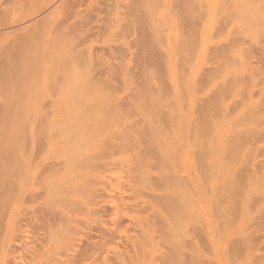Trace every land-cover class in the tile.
<instances>
[{
    "label": "rangeland",
    "instance_id": "rangeland-1",
    "mask_svg": "<svg viewBox=\"0 0 264 264\" xmlns=\"http://www.w3.org/2000/svg\"><path fill=\"white\" fill-rule=\"evenodd\" d=\"M19 1H21V2H19ZM31 1H32V2H31ZM37 1H39V0H35V2H34V0H25V1H24V0H15V2H14V0H0V35H1V36H0V52H1V50H2V52L5 51L4 53H2V52L0 53V54H1V55H0V59L2 58V59L0 60V83H1V85H0V92H1V93H0V111H1V112H0V124H1V126H0V127H2V128L0 129V131H1V132H0V144L2 145V146H0V157H1V156H4L2 159L0 158V170L3 171V172L0 171V172H1L0 174L2 175V176H0V182L2 181L3 185L7 184V185L3 186V185L0 183V185H1L0 189H2V188L5 187V189L0 190V211H1V213H0V220H1V222H0V243H1V244H0V245H1V246H0V264H5V263H6V264H7V263H9V264H10V263L13 264L14 262L12 263L11 260H12L15 256H16V258H17V251L15 252V249H13V247H12V246H13L12 243L15 245L14 248L18 249V245H19L20 250H22V251H18V253H20V254L18 255V258H20V259L22 258L21 260H19V262L22 261L21 264H22V263H23V264H26V263L28 264L29 259H31V257L34 256V255L30 256L32 253H34V252H33V251H34V248H35V252H36V251H37V248H38V250H39V249H43L42 247H48V246H51V245H50L51 242H50L49 239H48V240H49L48 242H47V240H44L45 238H49L48 235H46V234H50V233H51L52 235H54L55 239H58V238L56 237V235H55V230H56V232L58 231V230L55 228V226L58 227L56 224L59 223V219L57 218L58 221L55 220V221H56V224H55L54 226L52 225V227H54V229H55L54 232H53V230H51V232H50V230L48 229V226L46 225V224H47L46 221H44V220L47 219V220H48L47 222H49V218H48L49 216H48V215H50L51 213L48 212V214H47V211H50V210H51L50 212H55V213H56L57 209H58V208H59V209L61 208L62 211H60L61 209H60V210L58 209L59 212H61V213H62V212H63V213L65 212L66 215L68 214V216H66L68 219L71 217V218H70L71 220L69 219L70 222H69V220H68V221L65 220L66 222H65V221H62V222H64L65 225L67 224V222L70 223V224L72 223L71 225H73V226H71V227H74V225L76 224V221H78V223H77V225H75V227H76V226H77V227H80V225L78 226V224H80V219H81L82 222L87 221V220L83 221V220L85 219V217H86V215L83 214V212L85 211L84 208L86 209V207H89V206L87 205V204H89V203L84 204V202L86 203V201H84V200H85V198H84L85 196H84V197L82 196L83 194L81 193V192H82L81 190L84 191L85 188L88 190V188L90 187V183L92 182V181H91V177H93V175L99 173L97 177L100 176L99 178H103V175H102V174L106 171L105 168H107V167H105V166H104L105 168L103 167V163L106 164L105 162H106V161L108 162V159H106V161H105V159H104L105 162L102 163V161H103V160H102V159H103L102 157H103L104 154L107 152L106 150H105L104 154H100L101 156L103 155L102 157L98 154V155L100 156V158L97 156V157L99 158V159L97 158L98 161H95V160H96V159H95V156H94V154H92V153H93L94 151L97 152V151L99 150V149H97V148H101V149H102V144H105V145L107 146V148H108V147H109V148H113V147H111V146H112V143H114V142H115V144H117V142H118V144H119V142H120V143H124L125 140H127V142H129L130 139L127 137L128 135H132V138H135V135H136L135 132L132 133V132H131V129H128V128H125V129H128L129 134L127 133L128 131L124 130L123 135L127 133V134H126L127 136H125V135L123 136V135H122V132H121V131H123V129H124L123 125H125L126 127H128L127 125H128V123H129V120L133 119V120L135 121L134 118L138 119L137 117H140V116H141L142 118H143V116L145 117V115H142L141 113L144 112V111H146V110L143 109L144 111H142V110H140L139 108H138L139 110L136 109L135 106H136V104L138 105V103L135 104V102H134V103H133V106H134V105H135V106H134L133 108H135V109L137 110V111H136L137 114H139V115L141 114V115H140V116H139V115L135 116L136 114L134 113V118L131 116L132 118H131V119H127V120H126V116H125V117L123 116L124 118H122V115H121V118H122V119H120V120H121V121H120V125L123 124V125H122L123 129H122V128L120 129V126H116L117 123H115V124H114V123L111 124V126H109V127H111V128L113 127V129L110 128L109 130H108V129H107V130H104V128L101 129L103 126H100V125L98 124V125L100 126L99 129H101L102 131L98 130V131H100V132H99V133H96V134H97V135H98V134H101V135H98L99 137L96 135L98 138L96 137V140H95V139H94L95 136L92 137V134H94V131L96 132V129H97L98 127L95 128V130L92 129V130H93V133H91V138H92L93 140H91V144H90V142H89L90 140H88L87 137H85V139H84V137L82 136V134H85V133L83 132V133L81 134V136L83 137V140L86 141V139H87L89 143L87 144V142H85V143H86V144H85V143L83 142L82 138H81V140H80V139L77 140V141L80 140V143H79V142H78V143L81 144V147H82V142H83V143L85 144V148L83 149V151H81L82 149L80 150V153H82V154H81V157H79L80 155H79L78 157H75V158H78L77 160H75V158L71 159V158H72V154H71V157H68L70 154L67 156V157L70 158L71 160H75V163L72 162V164H73V165L75 164L76 166H72V165H70V162H69V161H66V160H68V159H66V158H67L66 155H65V156L62 155V151L65 153V152H67L69 149H70V151H71V150H74V149H71L70 147H68V150H65L66 148H63V149H60V148L63 147V146L61 147V145H65V143L63 144L62 142H65V141L67 142L68 138L71 137V135L76 134V133H73V134L70 133V136H69L68 133L66 134V130H65L64 128H67V127H68V125H67L68 123H69V124L71 123V125H74V123L76 122V123H79V124L77 125V124L75 123L74 126H78V127L81 126V127H79V128L82 129L84 125L86 126V124H87V125H93L92 122L95 123L94 120H95L96 118L100 120V117H99V116H100L102 113H101V109H100L98 106H97V107H98V110L100 109V111H99L100 114H98L99 116H98L96 113H94L95 110L97 109V108L95 107V105H98V103H99L100 101H98V103L95 104V105L92 103V104L94 105L93 107L96 108V109L94 110V112H93L92 110H93L94 108L92 109V108L90 107V110L92 109L91 111H92L93 113L89 110V107H88V111L91 112V113H90L91 116H94L93 119L95 118V119L92 120V122H91L89 119H92V117H91L89 114H86V115H88V117H90V118H88V120H89L91 123H89V122L87 123V122H86V124L83 123L84 125L82 126L80 122H82V120L84 119L83 117H85V116H83V114L85 115V113L80 114V115H82V117H81V116L77 115V114H79L77 111L84 109L85 106L82 105V104H83V102H84V103L86 102V99L89 100V101H91V102H95V101H96L95 98H97V99L99 98L98 100H100L101 97H102V100H103V99H104L103 96H105V95H103V94H105V92L103 93V91H100V90H102V89H99L100 87L97 86L99 90H98V91H96V90H92V92H91V90H90V93H91V94H89V95H90L89 97H88V94H87V97H88V98H87V97H85V96H86V93H84L85 91H84V90H81L82 88H81L80 86H82V85H80L79 88H81L80 90H81V92L84 93L85 96L77 95V94L80 93L79 91L77 92V89H78L77 83L79 84V81H80V80H78V82L76 83V79H75V77L78 78L79 76H82V75H79V73L76 72V71L83 70V66H84L85 62H87L89 59L91 60V59H92V58H90L91 56H92V57H93V56L96 57V55H91V54H94V53L96 54L97 52H98V55H97L96 59H97V58L99 59V61H100V62L98 61V62H99V65H100V63H102V61H103V64H102L101 69H100V66H101V65L99 66L100 71H101V70H102V71L99 72V69H97V68H98V65H95V64H94V67H95V66L97 67V68L95 67V70H96V69L98 70V71L96 70V71H97V72H96L95 70H93V65L91 64L92 67H90V68L92 69V72L94 71V73H98V74L100 75V74H102V72H104V70H103L104 68H105V70L107 69V72H108V70H109V72L111 71L110 74H109V72H108V74H109V75H107L108 77H107V76H101V77H103V78H102L103 81H102V79H100V76L98 75V76H99V78H98V79H99V83H100L101 86H103V85H102V82L107 81V79L104 80L105 78H109V79H110V78H112V77H114V76H117L116 78H117V80H118V77H119V74H120V73H117L118 75H117V74H115V75L112 74V71L114 70V68H113V69L111 68L110 65H112V64H111L110 60L112 61L113 66L117 67V68H115L116 71H117L118 68H119V69H118V72H119V70L121 71V70L123 69V73L121 74L122 79H121V77H119V78H120L119 80H121V81L123 80V83H122L123 85H122V84H117V83H121V81L116 83V79H114L115 82H113V83L116 84V88H117V85H118V86L120 85V87H118L119 89H116V90H115V91L118 90L117 92H115V91L113 90V88H111V92L114 91L115 93L112 92V94H110V92H108L109 94H108V93L106 94V95H108V96H109V95H111V96L115 95V96H116V97H115V96L112 97V99L114 98V99H113L114 101L110 100L111 103H109L110 101H108V104H107V105H104V106L102 105L101 108L105 107V109H106V107H107L108 105H112L114 102L118 101V99H120V101H125L124 98L127 99V97H128L129 95H130V97H128V99H129V100H132L131 97H133L134 95L131 96V94L134 93V92L136 91V88H135L136 85L139 86V89H138L137 91H139L140 89H142V88H140V85H139V83H137V82H139V81H140L139 79H140L141 77L144 76L143 73H142L143 75L140 73V72H141V71H140V68L143 67L144 64H143L142 66L140 65V67H137V68L134 67V66H132V65H135V66H136L135 63L139 62V61H136V62H135L134 60H136V59L138 60V58L141 59L140 56H142V55H140V54L142 53V50H143L144 48H145V49H144V53H147V54H145V55H147V56L149 55V56H148V57H147V56L144 57V58H146V61H144L143 63H146V64L148 63L147 65H146V64H145V65H146V66L151 65L150 67H151L152 69H153V67L156 68V66H157L158 64H160L159 62L161 61V60H160L161 58H163V57L166 58V60H165V59L162 60V62H163L164 60L166 61V62L164 61L166 67H163L162 65H164V64L162 63L161 65L157 66V68L159 67L158 69H157V68H156V69L154 68L153 71H152L151 69H150V71H151V73H154L155 70L158 71V73H155V74L157 75L156 79H157V78L159 79V78H164V75H163V74L158 75V74L161 73L160 68H162V70L166 69L167 72H163L164 74H165V73L167 74V75L165 74V75L167 76V77L165 76L166 79H165V78H164V80L162 79L164 82H163L162 80H160V79H159L158 81H160V82L162 81L161 84H163V85L165 84V87H167V86H168L167 84H169V86H170V88H171V90H172V94L170 93V94L172 95V98H171V101H170V102L173 101V104H171V106L173 105V106L175 107V108H174L175 110H174V109H172L171 106H168L167 103H166V106H167V107H164V109L162 108L163 106H162V107L160 106V108H162V110H164V111H165V110L167 111V108H169V107L171 108V109L169 108V110L172 111V112H171L172 114L169 113V112H170L169 110H168L167 112L169 113V115H172V116L174 115L173 117L170 116V117H171L170 119L174 118V119H172V122H171V121H170V122H171V126L174 125L173 128L175 127V130L172 129V127L170 126V123H168L167 125H169V126H168V129H170L169 127H171L170 132L173 131V132L170 133L169 130H168V132H169L171 135H170L169 133H166V135H164V132L167 131V128H166L167 126L165 127V129L163 128L164 126H162L163 130H162L161 128H160V130H159V129H155V130H154V131H156L155 133H157V130H158V131H161V130L163 131V132L161 131V134H163V135H161L160 132L157 133V135L160 134L159 136H161L162 139H161V137H157V135H156V139H157V138H160V140H159V139H158V140H159V142H161V140H163V138H164L163 136H167V138H168V134L170 135V137L168 138L169 140H166V139L164 138L163 141H164L165 144L163 143V144H164V147H163V149H161V150L166 151L167 148L169 147V149L172 148V150H171V152H172V151H173V148H174V152H172V153H173L172 156H176V157H177V159H176L177 161H176V163H175V162H171V164H172V163H175V165H173V167L175 168V173H176L175 176L177 175V177H178V176L181 175V178H183V179H181V180H183V182H184V180H185V182L188 181L187 184L190 182L189 185H191V187H188L189 185L187 186V185L185 184L186 186H185V185H181L180 189H178L179 185H178V187H177V186H174V188L171 187L170 185H169V186L167 185V181H168V177H169L168 174H170V175H171L172 173L174 174V172L171 173L172 169H174V168H173V167H170V168H171V169H170L171 171H170V173H169V172H167L169 168L167 169L166 167L169 165L168 163H169L170 161L175 160V157H173L174 159H172V156H170L171 160H170V159H165V157H166L165 155H166V153H168V152H166V153L163 152V153H164V154H163L162 151L160 150V148H161L162 146H160V148H159V147H155V150H153V148H154V146H155L154 143H155L157 140H156L154 143H153V141H152V143L154 144L153 146H152V144L149 145V143H150L149 140H151V139L154 137V136L152 137V135L154 134V132H152V133H153L152 135L150 134L151 137H152L151 139H149L150 137H149V138L146 137L147 134L152 130V129L150 128L151 130H149V131L147 132L146 130H148L149 127H147V126H145V125L143 124V123H144V122H143L144 119H145V123L148 122V119H150V116H147V114H146V118H143L142 121L139 122L140 119H141V117H140V119L138 120V122L136 121L135 124H136V123H140V125H137V127H138V128H141V129H142V126H144L145 128L147 127L146 129L143 127V128L145 129V132H146L147 134L144 132V129L142 130V131H143L142 134L145 133V134H143V136H144L145 138L148 139V141H145V142H147V145H149V146H151V147H149V146L147 147V146H146L145 142L143 141L145 138H144V139L142 138V141H143V142H139L140 139H141V137H143V136H142V134H137V135H136V138H137V136H138L137 139H138L139 141H135V142L132 141V143H134L133 145H132L131 142H129L128 145L126 144L127 142H125V144L127 145V147H128V146L130 147V145L135 147V146L137 145V146H136V149L133 148V150H136V153H135L134 151H130L132 148L130 149V148L128 147V148L130 149V150H128V151H130V152H129V153H130L129 155L131 156V155H134V154L136 155V154H137L136 156L138 157V154L142 153V146L145 144V146H143V147H146V148H143V149H145V151H146L147 148H151V149H150L151 151H152V150H153V151H156V148H158V149H157L158 152L161 151V152H160V155L163 154L162 156H164V160H165V161H164V160H160V159H159V160L155 159L156 154H157L158 152H157V153H156V152H152L153 154H155V156H154L153 154H151L152 156H154V157H152V156H150V153H151V152L148 153L149 150H147V153H148V154L144 151L149 157H151V159H154L155 161H152L151 159H148V158L145 156V157L147 158V159H146L145 157H143L144 155L141 154V155H142V158H145V160H144V159H141L140 161H144V162H140V161H139V162H140V164H141V163H143V164H141V165H140L139 163H138V164H139L140 166H142V165H144V163H146L145 165H147L146 167L144 166L145 168H143V169L146 171V173H143L144 171H143L142 169H141V170H142L143 172H141V173L146 174L145 177H147V178L144 177L146 180H145V179H143V180H145V182H146V183L144 184V186H146L148 189H146V187H142V186L140 185V184H141V178H142V177L139 178V177H140V174H137L138 172L140 173V170H138L140 167L138 166V164L135 163V164H136V168L138 167V169L135 168V169L138 171V172L136 171V172H137L136 174H137L138 176H137V175H136V176L133 175L134 178H131V180L133 181V179H134V181H136V182L139 181L140 184H139V182H138L137 184H139V185L136 184V186H135V185H134L135 183H134V184H131V185H134V186H131V187H132L133 189H139V191H137V192H139V194H140V192H141V193H142L141 196H142V197L144 196L143 200L145 199L144 201H141L142 198H141L140 196H137L138 193H137L136 191H135V192H136L137 194H136V193H135V194H136L137 197L135 196V194H134V196H132V195H133V193H132L131 196L133 197V199L131 198V200H133V201H130L129 203L132 202V203L135 204V205L132 204L133 206L131 205L133 208L136 207V205H137V206H138V205L140 206V209H139V206L136 207L137 210L139 209L138 212L136 211V212H137V215H136V212H134L136 208L133 209V210H132V209H128V210H131V213H130V211H129V213H130V214H129V213L127 212L128 210H127V211L124 210L125 207L123 208V206H122V203H123V202H126V201L128 200L127 197L129 196V195H128L127 193H125V192H128V191H129V190L127 191L126 188L129 189V186H130V185H127V186H126V184H130L129 182H132L131 180L128 181V182L126 181V183H125V181H124L125 184H123L124 186H122L123 180H127L126 178H129V176H131L132 174H135V173H133V172L135 171V170H134V171L132 170L133 168L130 169V170H132L133 172H130V170H129V167L131 168V167L133 166V165L130 166L131 163L133 164V160H134V159L132 160L131 158H134V157H131V158H130V159L132 160L131 163H129L128 161H125V160L127 159V157H124V156H129V155H127L128 153L124 152V148L126 147L125 144H124L123 146H120L118 149L121 151L122 148H123V151H121V152H122V153H126V154H124V155L122 154V156H121V154H119L122 158H116V160L118 159L119 161H122L121 159H123V157H124L125 159H124L123 161H124L125 163H124V162H122V163L126 164V162H127V166H128V164H129L128 168L125 167V166H123V164H122L121 162L118 163V164H119L118 166L122 165V166H121L122 169H124L125 171H126L127 169H128V170H127V172H125V173H124L123 171L120 173V169H115V170H116V171L119 170V171H118V172H119L118 175L124 173V174L121 175L122 178L124 177L125 174H127V173H129V172H130V174L125 175L126 177H125V179H123V180H122V178H121V179H120V180H122L121 182L118 181V178H120L118 175H117L118 177H112V176H111V177L114 178V179L117 178V181H118V182H116V184L120 182L121 187L118 185L120 188L124 187V188H122V189H124L125 191L121 190L122 192H124V194L121 193L120 190H119V191H120V194H121V195L123 194V195H122V196L119 195V192H118L117 194H118L120 197H122V198H123V197H124V198H127V200H126V199H122V198H121L122 200L119 199V196H118V195L115 197V193L111 194L110 191H108L109 193H107V189L105 190V188H106L105 186L103 187V188H104L103 190H105L106 194H110L111 196L113 195L112 198H113V199L116 198L117 203L112 202V201H111L112 198H111L110 196H109L110 198H108V197H107L108 195H106V196L103 195V196H102V197H104V196L106 197V198L104 197V198L106 199V201L104 200L105 202H103L102 200H103L104 198L102 199L101 194H105V192H104V193H103V192H102V193H101V192L99 193V194H100L99 196H100L101 198L98 197V192H97V193L95 192L96 195H97V197H95L96 195L92 194V195H94L93 198H95V200H96V198H97V200H96V203H97V204L100 202V200L102 201V202H100L98 205H96V208L99 209V210L96 211V209H94L95 211H94V210H93V211L99 213L98 215L101 216L100 219L102 218L101 220H103V221L101 222L100 219H99V220H97L98 223H96V222H95V223H91L92 225H91V224H90V225L87 224L85 227H87L86 230H87L88 232H90V233H88L87 231L84 232V227H83V229H82V227L79 228V231H78L77 228L74 227L75 230L77 229V231H75V233H80V234H78V235H75V234L73 233V231H74L73 229H74V228H70L71 230H69V229L67 228V227H70V226H69L70 224H68V226L66 225V228H67L68 230L66 229L65 235H67V237L70 236L71 239H72V237H73L75 240L77 239V240L80 241V242L68 243V239L66 238V236H65V237L63 236L64 233H63V234L61 233L62 236H63V237H62V240H64V239L66 238V239H67L66 242L69 244L70 248H71V246H73V247H72L73 250L76 249L75 252L72 251V248H71V250H69V248H68L69 246H67V244L65 245L66 242L63 241V242H64V243H63L62 240L59 239V241L61 240L60 242L63 243L62 246L65 245L68 249H67L65 246H64V247H61V246H60L61 243L55 241V243L57 242V244H55V243L52 242V246H51V247H52L53 249L50 250V251L52 252L51 254H53V255L56 256V254L58 255V254H60L59 252H61L62 250L64 251V250L66 249V251H67L66 254L68 253V251L71 253V255H69L70 253L67 254L69 257H67V255L65 254V256H66L67 259L69 260L68 262H69L70 264H106V263H107V264H114L116 261H118V264H121V262L119 263V261H123V262L126 261L128 264H136V262H138V261H139V262H138L139 264H146V263H147V264H152V263L154 264V262L157 263V261H159L160 259L163 258V257H162V258L159 257L158 255H161L160 253H162V255H165V254H166V251H167V250H170L171 247H172V246L169 245V246H170V249H169V247H168V249H165V246H164V245H165V241L168 242V239H169L170 237H172L173 239L175 238L174 241H175V240L177 241V242H175V243H178V241H179V240L177 239V237H174L173 235H170V233L172 234V233H173V230H175L176 228L173 229V230L171 229V230H170V233H168V235H167V233L165 232V230H164V231H162V230H163V229H166L164 226H166L167 223H169V225H170V223H171V222H169V221L167 220L168 217H166V215H167V214H168V215L170 214L171 216L169 215V218H170V217H173V215H174V217H175V215L177 214L176 212H177V208H178L179 200H181V199L183 200V198L186 199L187 197H186L185 195L187 194L188 198H190L191 196H193V197L195 196L194 199H193V197H191V199H188L189 201L187 200L188 202L186 201L189 205H186L187 203H186L184 200H183V202H185V203H183L184 205L182 204V206H185V205L187 206V207H185V208H187V209L185 210L186 212H188V211L191 212L190 215H184L186 218H187V216H188V220H187L188 222H184V223H187V225H188L187 232H186V228H185V227H187L186 225H185V227H184L185 229L183 228L184 230H183V229L181 230L180 227H179V226L182 227L181 224H184L182 221H181L182 223L179 222V220L177 221V219L173 221V222L177 221V222H175V227H179V230H180V231H178V232H179L178 235L180 236V232H181V233L183 232L182 234H184L185 237H186V236H189V237H187V238H189L190 241H191V242L188 241V239H187V241L183 240V243H182L183 245H180V246H181V248H180L181 250H182V249H184L185 251H186V249L193 250V249H191V247L194 246V249H195V250L192 251V254H194V255H196V254H197V255L200 254V256L198 255L197 258L194 256L197 260H198L199 257H200V259H202V260L199 259V261H200L199 263H200V264H201V261H203V258H204L205 260H207L208 258H210L211 261H214V262H216L217 264H226V263L228 264V262H229V264H230L231 257H227V258L230 259V260H229V259L227 260V258L225 257V255L227 256V254H228L227 252H230L232 249H233V253L230 252V253H232V257H235L236 254H239V255H240V253H242V252L245 253V254H243L242 256L239 257V262L236 261L237 263H235V264H238V263H240V262H241L242 264H243V263L252 264L251 259H252V261H253L254 263H258L259 260H260V262H261V259H258V258H259V257H258L259 255H263V256H264L263 251H262V252H258V251H261V249H260V250L256 249L257 252H256L255 250H253V252H252L253 254H252V253H249V254H251V255H254L255 252H256L257 260H258L257 262H255V261H256L255 258H254L255 261L253 260V258H252L253 256H252V257H249V258H251V259H249V261L246 260V258L248 259V256H249V255L247 254V252H248L247 250L249 249L247 243H245V246L248 247V249H247V247H245V249H247V250L243 251V250L240 248V253H239V252L236 253V252H237V251H236V248L240 245V244H238L239 241H240V237H242V234H243V233H242V234L240 233V234H239V238L236 237V236L238 235L237 232H240V231L237 230V229H238V226L242 225V226H240V228H241V229L244 228L245 225H247V222L250 220V218H251V214H252V218H253V217H254V214H253V213L255 212V214H257L258 212H256V211L259 210V209L262 207L261 205H264V200H262L261 198H259L260 201L262 200V202L260 203L261 205L259 204L260 201H258V202L256 203V204H259V205H256L257 207H259V209L257 208V210H256V209L254 208L255 210H254V212L251 213V214H250V211H249V213L246 212V211H247L246 209H248V207H249L248 204H250L249 202H251L250 200H252V199H250V197H252V198H253V201H254V199L256 198L255 196H257V195H256L257 193H254V191H253L254 188H255V186H256V188H257V185H256L257 181H255L256 183H254V184L252 183V184H249V185H246L245 183L242 182V181L245 182V180H246V179H245V180L242 179V178H246V176L243 177L244 175H247V176L250 175V174H251V175H254V176L256 175L255 177H256V179H257V177L260 178V176L262 175V172H264V171H263L264 169L262 168V166H261V168H262L261 174H259V172H258L259 170L257 171V168H256V169H255V168H252V167L254 166V164L256 165V160L259 159L258 157H259L260 155L258 154V152L260 151V148H261V147H264V146H262V145H264V142H262L263 140H262V138H261L262 136L260 137V133H259L258 131L256 132V133H257L256 136H259V137H256V136H255V137H256L255 139H257V140H259V141L256 142V141L254 140L255 142H253L254 136H252L253 138H252V137L249 138V140H250V139L252 140V141H251L252 145H254V143H255V146H256L257 148H254L255 146H254V147L252 146V148L255 149V150H254V153H253V151H252L253 149H252V148H251L252 150L250 149V150L252 151V153H253V157H251V160H250L251 162L249 161V165H247L248 163L245 164V165H247V166H251V169H253V170L255 169V170L258 172V173H257L258 175L255 174L256 171H255V173H253V172H254L253 170H251L252 172L249 171L250 174L246 173V172L248 171V169H247V171L245 170L246 167L244 166V164H243L244 162H243L242 160H243V157H244L245 155H246V157L249 155V154L247 155L246 153H245V155H244V151L249 152V151H248V148H250V147L246 148V147H247V146H246V147H245L246 150H244V151L242 152V148L244 147V146H243V143L245 144V142H244L245 140L243 139V140H244V141H243V140L241 139V140L243 141V142H242V141L240 140V138H241L240 135H239L240 138H238V139H239V142L237 141L238 143H240V141H241V143H242L241 155H237L238 158H239L240 160H238V163H234V164H232V166H230V168H231V167H234V165H237V166L239 167V165L242 164V165L245 167L244 169H242L243 167H242V168H237V166L235 167V169H236V168H237L238 170L240 169V171L245 170L244 173H246V174H244V173H240V175H239V171H238V175L242 177V178H241L242 180L238 179V175L235 176V177H237V178H235V179H237L236 181H237L238 185L240 184V182H241V184H240V186H237L236 183H235V186H236V187H235L234 189H235V191H237V192H234V193L237 194V196L239 195L238 197L240 198L241 195H240V193L238 194V192H240V191H238V190H239L242 186H243V187H247V188H245V190L248 191V192L245 191V192H244V195H242V197H243V199H244L245 201H244L243 199H239V200H241L240 202H242V200L244 201V202L242 203L243 206L241 205V203H240V204H238L239 202L237 203V206H239V208L237 207V208H238V212H237V211H234V210L236 209V207H235V205H233V206L235 207V208L233 207V209H234L233 212H234V213L236 212V213H238V215H239V216H238L237 214H235L236 216H238V217H237V218H238V221H240L239 224H236V223H237V218H235L236 221H233V223L236 222L235 225H233V223L230 221L234 227L231 226V225H230L231 227H230V226H227V227H230V228L233 227L231 231H227L228 228H225L226 225L223 226L222 223H223V224H226V221L224 222V219L227 218V216H226V217H224V216H225L226 214H229V213H230L228 207L224 206V208H225V207L227 208V209H226V208H225V209L228 210L229 213H227V212L224 213V209H222V207H223V205H225V204L222 203V205H221L222 207L219 206V208L223 210V212L220 211V213H221V214L224 213V216H223V217L220 216V219H221V218H222V219H221V220L218 219V220H220L219 223H218V220H217V222H216V219H217V218L214 217V216L217 215V214L215 215V212L218 213V210H220V209H216L217 211H216V210H215V211L213 210L214 213L212 212V208L214 207V205H217L218 203H220V200H223V199H218L219 201L217 200V202H218L217 204H216V203H214V205H213V203H212L211 205H209V204H210L211 202H213L214 198H215V200H216L217 198H219V196H218L219 194L221 195L220 197H221V198L223 197V198H224V201H226V202H228V201H229V202L234 201V198H232V197H235V196H233V195H234V194H233L232 197H231L233 200H231V199H230V200H229V199L227 200V198H229V197H230V194H231V193H230V190H228V189H232V188H233V187L230 188V187H231L230 183H232V181H230V177H231L233 174L230 175V172H229V173H227V174L230 175V177L228 176V177H229V180H227V179L225 178V173H226L225 171H228V170H227V168H226V169L223 168V166H225V165H223V164H224V163L227 164L226 162H229V161H226V162H225L226 159H228V160H230V161H231V159L226 158L225 160H223V157H224V156L222 157V155H221V154H223V150L226 148L225 146H227V144H228L229 142H228V139H227V142H228V143L225 142L226 144H225V146H224L223 143H221V140H217V139H224L222 136H225V137H226V135L229 136V133H231V135L235 136L234 134H235L236 131L234 132V131H233V128H232V130H231V127H232V126H231V123L233 122V120H235V118L240 119L238 113H241V114H242V111H244L243 113H245L246 110H247V112L250 111V109L247 108V107H248L247 105H249V106L251 105L250 103H252V105H255V107H253V110H252V111H254V108H255V110L258 109V112H259V110L264 112V110H261V108H264V107H263V106H264V101H262V104H259V103H261V100H262V99L260 100V98H263V97H264V96L262 97V95H263L262 92L264 91V89H263V87H264V77L261 76V78H260V74H259V75H256V74H258V73H261V72H257L258 70L260 71L261 68H264V66H262V67L260 68V66H261V62H259L260 60H261L262 62H263V60H264V57L262 56V55H264V53H263V51H264V50H263V49H264V47H263V46H264V44H263V41H264V24H263V23H264V19H263V18H264V14H263V13H264V12H263V11H264V10H263V8H262V7H264V5H262V7H261V5H259L260 3H259L258 0H256V2L258 1V2H257L258 5H257L256 3H254V2H255L254 0H252V1H251V0H250V1H249V0H203V3H204V4L202 3V0H200L201 2H200V1L198 2V0H194L195 3L192 2L193 0H179L177 6L174 5L175 3L177 4L176 0H175V1L172 0V3H171V0H156V1H155V0H147V2H146V1L143 2V0H140V1H139V0H136V1L133 0L135 3H134L132 0H131V1H130V0H127V1H126V0H109L110 3H109V2L107 3L108 0H104V1L102 2V4H99V3H98L99 0H98V1L96 0V1H97V4H98L99 6H102V5H103L102 7H104V8L99 9L98 6H96L97 8H96V7H95V8L93 7V3H94V4L96 3L95 0H81L83 3H82L81 1H77V0H76V1H77L76 3L74 2L75 0H74V1H73V0H63V1H62V0H40V1H39L40 3H38ZM45 1H47V2L44 3ZM53 1H55V2H53ZM65 1H66V4H67V3H70V4H68V5H71V6L69 7V9L72 8V6H74V5H73L74 3L77 4V6H75V7H76V10H75V9H74V10H75V11H78L79 14H82V15H83V13H84V15H85V14H87L88 12H90L89 9H92V8H94L93 12H95V11H96V12L100 11V13H102V14H100V13L98 12L99 14L97 13V19L100 20V19H102L101 17H103L104 20H102V21H103V22H107V23H104V24H107V25H108V26H107V25H104L102 21H97V19H96V25H99V26H102V25H103V26H104V27H103V26H102V27H98V26H97V27L99 28L98 30H100L101 32H102L103 30H106L105 32L103 31V33L108 32V33L110 34V33H112V31H113L114 34H111V35H113V37L116 35V34H115V30L118 31V32H116L118 35H119V34H120V35H121V34H126L125 31H127V33H129V34H128V35H122V36H125L124 38L121 37L120 35H119V36L116 35L117 38H119V37L121 38V39H120V38H119V39H116V37H115V39L118 41V42H116V40H114V38H113V39H112V38L110 39V37H112L111 35H109V37H108V35H107V38H105V37L103 36V35L106 36V34H108V33L103 34V33H99V32H98V33H99V34H98V33L96 32V31H98V30H96V28H93L92 30H96V31H94V32H96V33L98 34L97 36H95V35H94L95 33H94L93 31H92L93 33H91V32L89 31L92 27L89 28V27H88V26H89V23L86 22L85 24H87L88 26H87V25L85 26V24H84V27H83V28H84V29H86V27L88 28V30H85V31H88V34H87L88 36H86V37L88 38L89 35H90V36L92 35V36H91L92 40H90V39H91L90 37L88 38L90 41H89L88 39L83 40V41H85V43H86V40H87V43H86V44L83 42L84 45L81 44V42H79L80 39H81V41H82V39H83L82 35H81L80 33H79V34L76 33V32H77L76 29H79V28L82 29V26H83V25H81V27H79V28L75 26V27H76V29H75L76 31H74V33L72 32V31H73V28H72V31H71V32H70V31H67V29H68V27H69L70 25L67 27V29H66L64 26L61 27V29H62V31H64V33H66V32H70V33H71V34H70L71 36H69V39H67V40H70V39H71V40L68 41V42H71V41H72V42H71V44L66 42V45L68 44L67 46H65V41H66L65 39H66V38H64V36L67 35V34L63 35V33L60 32V31H61L60 28H59V29H60L59 32H60L63 36H62V35H61V36L57 35L58 33L56 34V36H57V37L59 36V38H60V37H63V39H64V43H63V41H62V40H63L62 38H61L60 40L56 38V39H57V42H56V40L53 41V37H54V38L56 37V36H54V35H55V33L58 32V31L56 30V31L54 32V35H50V34L52 33V31H53V29H54L53 27H55V26L52 27L51 32H47V33H49V34H46L47 37L45 36V33H46V32H45V33L43 32V33H44V37H43V34L40 33V34L42 35L43 39L41 38L40 34H37V37H33V38H32L33 40H32V39L30 40L29 38H31L30 35H32V32H33V31L31 32L32 29L29 30V27H26V26H27V25H30V24H33L34 22H36V21L38 20V15H41L42 17H44V16L42 15L43 13H46V14L49 13V12L52 13V10H54V8H55V9H56V12H55V11H53V12H55V13H57V14L52 13L54 16H53V15L51 16L53 19L55 18V19H54L55 23H56V21H57V23H60V24H61V21H62V22L65 21V19H63L64 15H61V13L64 12V11L66 10V12H69V14H71L70 11L67 9L68 6H67V8L65 9V6H64V3H63V2H65ZM100 1H102V0H100ZM100 1H99V2H100ZM105 1H106L107 4H109V5H108L109 7L106 5V3H104ZM113 1H114V2H113ZM115 1H117V3H115ZM128 1L131 2L133 6H132L131 3H129ZM160 1H161V2H160ZM177 1H178V0H177ZM181 1H182V4H184V5L186 6V8H187V6H188L189 3H190V5H189V9H188V10L184 7V5H183V7H182V4H180ZM196 1H197V2H196ZM245 1H246V3L248 2V3H247L248 6H245V7H244L243 4L246 5ZM253 1H254V2H253ZM50 2H52V3L54 4V6L52 7V10H50V9H51V6H52V3H50ZM71 2H73V3L71 4ZM80 2H81L82 4H81ZM112 2L115 3V4H114L115 6L112 4ZM119 2H120V6H119V4H118ZM122 2H123V3H122ZM149 2H150V3H149ZM155 2H156V3H155ZM260 2H263V0H260ZM49 3L51 4L50 7L48 6L49 10H48V8H46L47 10H44V12H42V10L44 9L45 5H48ZM57 3H58V4L63 3V5H62V7H61V10H62V8L64 7V9H63L64 11H63V10H62V12H61V10L58 11V10H59L58 7L60 8L61 5H58ZM100 3H101V2H100ZM103 3H104V4H103ZM137 3H138V5H137ZM139 3H140V5H139ZM148 3H149V5H148ZM151 3H152V4H151ZM158 3H159V4H158ZM173 3H174V4H173ZM197 3H198V4H197ZM201 3H202V6H201ZM242 3H243V4H242ZM20 4H21V5H20ZM23 4H25L26 7H25ZM27 4H28L29 6H28ZM36 4H37V5H36ZM78 4H79V5H78ZM97 4H95V5H97ZM123 4H124V5H127V8H126V6L123 7ZM141 4H142V5H141ZM157 4H158V5H157ZM160 4H161V5H160ZM170 4L174 6L173 9L171 8V5H170ZM179 4H180V5H179ZM186 4H187V5H186ZM191 4H192V7H194V9L196 8L195 10H194V9H193V10H190V9H192ZM195 4H196V5H195ZM199 4H200V5H199ZM237 4H238V5H237ZM255 4H256V5H255ZM261 4H262V3H261ZM18 5H19V6H18ZM35 5H36V6H35ZM56 5H57V6H56ZM83 5H84V6H83ZM90 5H91V8H90ZM105 5H106V7L108 8V11L110 10V12H108L109 14H107V15H105V14L103 15V13H107V12H105V11H106ZM121 5H122L123 8H121ZM134 5H135V6H134ZM145 5H146V6H145ZM150 5H151V6H150ZM197 5H198V6H197ZM205 5H206V6H205ZM110 6H111V7H110ZM118 6H119V7H118ZM141 6H142V7L144 6L145 8H144V7L142 8ZM155 6H156V7H155ZM175 6H176V7H175ZM178 6H179V8H178ZM180 6H181V7H180ZM237 6H238V9H237ZM242 6H243V9H242ZM19 7H20V8H19ZM23 7H25V9H24ZM27 7H28V10H27ZM75 7H73V8H75ZM132 7H133L134 9H135V7H136V8H138L139 10H138V9L132 10V9H133ZM139 7H140V8H139ZM35 8H37V9L35 10ZM110 8H111V9H110ZM125 8H126L127 11L125 10V11L121 12L122 9L124 10ZM129 8H130L132 11H131ZM150 8H151V9H150ZM153 8H154V10H153ZM156 8H158V9H156ZM170 8H171V13H170ZM175 8H176L177 12L174 11ZM181 8H182V9H181ZM184 8H185L186 10H184ZM198 8H199V9H198ZM234 8H235V9H234ZM244 8H246V10H245V12H243V15H242V16L244 17V15H245V16L248 15L247 17H249L250 19L247 18V19H249V20L247 21V24H250V20H251V22H252L253 25L250 24L252 28H251V27H250V28H249V27H245L247 30L249 29L250 33H249L248 31H246V29H245V32H248V33H246L245 35H247V34H248V35L245 36V37L243 38L245 32L243 31L244 28L242 29L241 27H244L243 25L246 24V23H245L246 21H244L245 24H243V23H241V20H240V21H239V20L236 21V20H235L236 18L234 19V17H233V19H234L235 21L232 20V21H230V23L228 24V23H226V21L229 22L228 20L231 19L230 14H229V19H228V18L225 19L224 17H225V15H227V13H231L232 11H233V12H236V11L239 10V13H240V12L244 11ZM247 8H248V9H247ZM57 9H58V10H57ZM95 9H97V10H95ZM102 9H104L105 11H104V12H101ZM146 9H147V10H146ZM233 9H234V10H233ZM23 10H25V12H24ZM67 10H68V11H67ZM70 10H71V9H70ZM74 10H73V11H74ZM79 10H81V11H79ZM86 10H87V11H86ZM112 10H113V12H112ZM137 10L140 11L142 15L140 14V12L138 13ZM149 10H150V11H149ZM178 10H180V12H179ZM189 10H190L191 12H190ZM199 10H200V11H199ZM202 10H203V12H202ZM235 10H236V11H235ZM262 10H263V11H262ZM20 11H21V12H20ZM26 11L28 12V14L26 13ZM46 11H49V12H46ZM57 11H58V12H57ZM75 11H74V14H72L73 17L71 16V18H67L68 15H67V13L65 14V15H66L65 17H66L67 19H70V21L66 19L65 23L68 21V22L66 23V25L70 24L71 22H73V25H75V23H78L79 21H81V24H82V20H81V19H82V17H81L82 15H81V16H80V15H79V16L77 15V16H78V17H77V16L75 15V14H77ZM83 11H84V12H83ZM91 11H92V10H91ZM133 11H135V12H133ZM153 11H154V12H153ZM156 11H157V12H156ZM173 11H174V13H173ZM183 11H184V12H183ZM195 11H196V12H195ZM197 11H198V12H197ZM22 12H23V13H22ZM39 12H40L41 14H39ZM86 12H87V13H86ZM93 12H90V14H93ZM119 12H121V14L123 13V14H122L123 16L121 15V17H120V13H119ZM127 12H129V13L127 14ZM132 12H133V13H132ZM136 12L138 13V16H137V13H136ZM143 12H144V14L146 15L145 17H144V15H143ZM149 12H150V13H149ZM178 12H179V13H178ZM181 12H182V17L184 18V19H183V18L180 19V20H182V21H180V20L178 19V16H181V15H180ZM185 12H187V14H188V13L191 14L192 16H193V14H194V15H195L194 18H192V16H191V17H189L190 20H188V19H189L188 16H190V15L188 14L187 17L184 16V13H185ZM262 12H263V13H262ZM58 13H59V14H58ZM130 13H132V14H130ZM135 13H136V16H135V17L138 18V24L141 25V24H143L142 21L145 22V23L143 24V25H144L143 30H142V27H141V26H143V25H141V26H140L141 28H139V25H137V20H134V19H136V18H134V16H132V15H134ZM151 13H154V15L151 14ZM197 13L200 14V15H202V13H204V14L202 15L203 17L200 16V15H199L200 17L197 16V15H198ZM239 13L237 12V15H238ZM249 13H250V14H249ZM23 14H24V15H23ZM25 14H26V16H25ZM62 14H64V13H62ZM139 14L142 16L141 18H140V15H139ZM171 14H172V15H171ZM176 14H177V19H176V17H174ZM185 14H186V13H185ZM196 14H197V15H196ZM241 14H242V13H240V15H241ZM14 15H15V17H14ZM20 15H23V18H22V16H20ZM28 15H29V16H28ZM87 15H88V14H87ZM98 15H99V16H98ZM108 15H109V16H108ZM124 15H125V17L128 16V18H129V16H130V18H132V20L129 19L128 22L125 21V22H127L129 25H131V24L133 23L132 26H130L131 28L128 27V25H126L127 27L125 26L126 29H127V28L130 29V32L128 31L129 29L126 30L125 27H124L125 22L122 21V20H123L122 17H124ZM162 15H163V16H162ZM170 15H171V16H170ZM231 15H232V16H235V14H234V15L231 14ZM59 16H62V17H60V18H62L64 21L61 20L60 18H58ZM69 16H70V15H69ZM92 16H93V18H92ZM106 16H108V20H109V18L112 19V20L107 21V20H106ZM131 16H132V17H131ZM159 16H161L160 18H162V19H160V18L158 19ZM242 16H241V17H242ZM260 16H261V18L263 19V20H261V21H262V24H263V27H262L261 21H260V19H259ZM17 17H18V19H17ZM19 17H21L22 19H21V18L19 19ZM26 17H27V18H26ZM90 17H91V19H93V20H91V21H94V22L89 21V20H90V19H89ZM90 17L88 16V19H89V20L87 19V17L83 18V20H84V19H87L86 21L91 22V23H92V26L95 27L96 25H95V26L93 25V23H95V17H94V14L91 15ZM98 17H99V18H98ZM118 17H120V20H119V21H117V20H118ZM149 17H151V18H149ZM196 17H197V18H196ZM237 17H239V16H237ZM39 18H41V17L39 16ZM128 18H126V19H128ZM133 18H134V19H133ZM139 18L141 19L140 22H139V20H140ZM179 18H180V17H179ZM187 18H188V19H187ZM191 18H192L193 20L195 19L194 21H200V22H198V23H200L201 25H199V24L196 23V22L191 21V20H192ZM198 18L201 19V20H199ZM245 18H246V17H245ZM255 18H256V19H255ZM13 19H14V20H13ZM33 19H35V20H33ZM77 19H80V20H79L78 22L76 21V22L74 23V21L77 20ZM126 19H124V20H126ZM147 19H150L151 21H150V20H147ZM153 19H154V20H153ZM157 19H158V20H157ZM186 19H187V20H186ZM210 19H211V20H210ZM224 19H225L226 21H224ZM237 19H238V18H237ZM240 19H242V18H240ZM258 19H259V20H258ZM21 20H22V21H21ZM30 20H31V21H30ZM58 20H61V21L58 22ZM130 20L132 21L131 24H130V22H129ZM155 20H156V21H155ZM161 20H162V21H161ZM175 20H176L177 22H176ZM178 20H179L180 22H178ZM185 20H186V21H185ZM243 20H245V19H242V22H243ZM255 20H256V22H255ZM28 21H29V23H28ZM133 21H134V22H133ZM153 21H154V22H153ZM172 21H173V22H172ZM69 22H70V23H69ZM108 22L111 23V26H110V24H108ZM115 22H116V23H115ZM118 22H119V23H118ZM122 22H124V23H122ZM146 22H147V23H146ZM152 22H153V23H152ZM175 22H176V24H175ZM182 22H184V24H182ZM187 22H188V24H189V23H190V24L188 25ZM191 22H192L193 24H194V23H195V24L193 25ZM208 22H209V23H208ZM239 22H240V24H241L242 26L239 24ZM24 23H26V25H25ZM100 23H102V25H101ZM112 23H113V24H112ZM114 23H115V24H114ZM121 23H122V24H121ZM134 23H135V24H134ZM149 23H151L152 26H151ZM156 23H157V24H156ZM171 23H172V24H171ZM179 23H181V27L179 26ZM185 23H186V24H185ZM207 23H208V24H207ZM23 24H24L25 26H24ZM60 24H59V25H60ZM63 24H64V23H63ZM63 24H62V25H63ZM78 24H79V23H78ZM145 24H146V26H148V25H149V26H148V27H145ZM160 24H161V25H160ZM232 24H233V25H232ZM22 25H23V26H22ZM57 25H58V24H57ZM76 25H77V24H76ZM90 25H91V24H90ZM112 25H113V26H112ZM121 25H123V26H121ZM135 25H137V26H138L137 29L139 28L140 30L138 29V31H137L136 28H133V27H136ZM176 25H177V26H176ZM182 25L185 26V28H187L186 30H187L189 33H190V31H189V27H190V25H193V26L195 27V28L192 27V30H193V31L191 30V33L193 32V34L190 33L191 36H192V37H191V41H190V39H188L190 42H193V43L196 42V41H193V40H192V38L194 39L193 36H195V35H194V32H197V33H198V34L195 33V34H196V36H195L196 38H195V39L198 40V39H197V35H198V38H199V40L197 41L198 43L196 42L197 45L194 44V45L197 46V47H194V46H193L194 48H193V49L191 48L192 50H194V52H193L194 55H193V53H192V50L189 48L190 46H189V44H188V46H189L188 48L191 50V51H189V53L191 52V53H190V54H192L191 57H193V56H194V57H193V58L190 57V58H189L190 60L187 58L188 61H191V60H192V62H191L190 65L183 64L184 67H185V69H188V70H187V74H186L185 76H183L182 73H180V74H176V73H177V70H180V68H178V66H179L178 64L176 65V61H175V60H179V61L181 60V59H178V58H179V53H181V51H180V52L177 51V53H178V56H177V53H176V52L174 53L175 50H173V48H176V47H177V48H178V47L181 48L182 45H183V44H182L183 42H182V43H181V41H180V42H177L176 40H177V39H178V41H179V39L183 40V39L186 37V35H187V34H184V32L187 33L186 30H185V31L183 30L184 32H182V31L180 30V29H185V28L182 27ZM238 25H239V26H238ZM250 25H249V26H250ZM21 26H22V27H21ZM30 26H32V25H30ZM71 26H72V25H71ZM106 26H107V27H106ZM109 26H110V27H109ZM153 26H154V27H153ZM158 26H159V27H158ZM178 26H179V27H178ZM187 26H188V27H187ZM198 26H199L200 28H199ZM210 26H211V27H210ZM236 26H237V27H236ZM246 26H247V25H246ZM105 27H106L107 29H106ZM113 27H114V28H113ZM117 27L120 29V31H121V30H123V31H121V33H120ZM120 27H121V28L123 27L124 29H121ZM254 27H255V29H254ZM25 28H27V29H25ZM64 28H65V29H64ZM102 28H104V29L101 30ZM108 28H109L110 30H109ZM115 28H116V29H115ZM132 28H133V29H132ZM145 28H146V29H145ZM147 28H149V30H148ZM154 28H155V29H154ZM158 28H160L161 30L158 29ZM179 28H180V29H179ZM207 28H208L209 30H207ZM16 29H17V30H16ZM55 29H58V26H57V28H55ZM55 29H54V30H55ZM84 29H82L81 31H83ZM167 29H169V30L166 31ZM177 29H178V30H177ZM195 29H197V30H195ZM205 29H206V30H205ZM237 29H239L240 31L238 32ZM250 29H251V30H250ZM28 30H29V33H28V35H26ZM69 30H71V29L69 28ZM108 30H109V31H108ZM135 30H136V31H135ZM154 30H155V31H154ZM159 30H160V31H159ZM179 30H180V33L182 32V33L185 35L184 37L182 36L183 38L180 37V33L178 32ZM13 31H14V33H13ZM81 31H80V32H81ZM85 31H84V32H85ZM143 31H146V32L143 33ZM149 31H151V32H149ZM158 31H159V33H158ZM241 31H242V33H241ZM78 32H79V31H78ZM140 32H142L143 35H141ZM165 32H167V33H165ZM236 32H237V33H236ZM243 32H244V33H243ZM60 33H59V34H60ZM72 33H73V34H72ZM82 33H83V32H82ZM90 33H91V34H90ZM138 33H140V34H138ZM146 33H147V35H149L150 37L147 36ZM148 33H150V34H148ZM152 33H154V34H152ZM157 33H158V34H157ZM160 33H161V34L163 33V35L161 36ZM176 33H177V35H176ZM178 33H179V34H178ZM205 33H207V34L205 35ZM239 33H240V35L238 36ZM4 34H5V35H4ZM52 34H53V33H52ZM84 34H85V33H83V36H84ZM101 34H103V35H101ZM190 34H188L189 36L187 35V37L185 38V40H186L187 42H189V41L187 40V38H188V37L190 38ZM249 34H250V35H249ZM14 35H15V37H14ZM145 35H146V36H145ZM181 35H182V34H181ZM235 35H236V36H235ZM241 35H242V37H241ZM16 36H17V37H16ZM23 36H24L25 38H24ZM28 36H29V37H28ZM33 36H34V35H33ZM38 36H40V37L38 38ZM50 36H53V37L51 38ZM76 36H77V37H76ZM93 36L96 38V41H95V38H93ZM99 36H103V37H99ZM138 36H140V37L138 38ZM143 36H145L146 38L149 37L150 40H146L145 38H143ZM165 36H166V37H165ZM178 36H179V37H178ZM233 36L235 37V40L237 39V37L239 38V40H240L239 42H240V44H241V45H240L241 47H240V46H239V47H240L241 49H242V47H245V48H243V50H241V49L239 50L237 47H233V49L235 48V49L233 50L232 47L230 46V47H231V50L229 49V52L227 53L228 50L226 51V49H228L229 47H228V48H226V47L229 46L230 44H232V45L236 44V42H234L235 40H234ZM18 37H19V38H18ZM21 37H22V38H21ZM48 37H50V40H52V41L49 42V43L47 42V41L49 40ZM65 37H68V36H65ZM74 37H75V38H74ZM84 37H85V36H84ZM86 37H85V38H86ZM97 37H98V38H97ZM153 37H154V38H153ZM161 37H162V38H161ZM228 37H229V38H228ZM246 37H249L250 40H249L248 38H246ZM1 38H2L3 40H2ZM14 38H15V39H14ZM17 38H18V39H17ZM45 38H46L47 40H46ZM104 38H105V40H104ZM122 38L125 39V40H124V41H125V44L122 43V41H121V40H123ZM135 38H136V39H135ZM137 38H138V39H137ZM142 38H143V39H142ZM166 38H167V39H166ZM231 38H232V39H231ZM9 39H10V40L14 39V41H13V40L10 41ZM23 39H25L24 41H26V44H27L28 42H30V43H28L27 45H25V42H24V45L26 46L25 48H21V44H20V47H19V45L17 44V43L21 42V40L23 41ZM26 39L29 40V41H27ZM37 39H38V40H37ZM72 39H75V40L73 41ZM76 39H77V40H76ZM93 39H94V40H93ZM98 39H100V40H98ZM108 39H109V40H108ZM147 39H148V38H147ZM153 39H155V40H153ZM165 39H166V40H165ZM230 39H231V41H230ZM18 40H19V41H18ZM43 40H45V41L43 42ZM50 40H49V41H50ZM58 40H59L60 42H58ZM78 40H79V41H78ZM110 40H111V41H110ZM136 40H138V43H135V42H134V41H136ZM139 40H140V42H139ZM144 40H145L146 42H144ZM185 40H183L184 43H187V42H185ZM233 40H234V41H233ZM33 41L36 42V43H33ZM37 41H39V42H37ZM76 41H77V43H79L80 45H82V46L79 45L80 48L78 47V44L76 43ZM94 41H95V42H94ZM141 41H143L144 44L146 43L147 46H146V44L144 45L143 42H141ZM149 41H150V42H149ZM153 41H154V42H153ZM163 41H164L163 44H165V46H164V45L161 46L162 44H160V42L162 43ZM229 41H230V42L233 41V43H230ZM241 41H242V42H241ZM249 41H250V42H249ZM41 42H43V43H41ZM74 42H75V44H74ZM120 42H121V43H120ZM132 42L135 43V45H134ZM136 42H137V41H136ZM147 42L152 43V44H150V46H153V44H154V46L156 45V48H155V47H150V46H148L149 44H148ZM167 42H168V43H167ZM228 42H229L230 44H227V45H226V43H228ZM237 42H238V40H237ZM244 42H245V43H244ZM6 43H7V44H6ZM8 43H9L10 45H9ZM21 43H22V42H21ZM31 43H32V46H30ZM39 43H40V44H39ZM47 43H48V45H49L50 43H52V44L50 45L51 48H52V46H53V43H54V45L56 44V45L53 47V49H51V50L53 51V52H52V55H51V50L49 49L50 46L47 47ZM60 43H61V44H60ZM62 43H63V45H62ZM119 43H120V44H119ZM177 43H178V44H177ZM179 43H181V45H180V46H176V44L179 45ZM242 43H243V44H242ZM2 44H3V45H2ZM5 44H6V47L8 46L7 48H10V49H7L6 47H3V46H5ZM16 44H17V47H19L20 50H18V48L16 47ZM34 44H35V46H33ZM45 44H46V45H45ZM58 44H60L61 47H60V45H58ZM69 44H70V45H69ZM73 44H74L75 46H72ZM121 44H122V47L119 46V45H121ZM126 44H127V45H126ZM141 44H142V45H141ZM198 44H199V45H198ZM237 44H238V43H237ZM1 45H2V47H1ZM36 45H38L40 48H39L38 46H36ZM76 45H77V47H76ZM93 45H94V46H93ZM104 45H105V46H104ZM107 45H108V46H107ZM116 45L119 46V48H122V50L124 49L123 52H122V50L120 49V50H121V53L124 54V52L126 51V52H125L126 57H125V54L123 55V54L120 53L119 49H117L118 51L116 50V48H118ZM158 45H159V46H158ZM174 45H175L176 47H175ZM184 45L186 46V44H184ZM184 45H183V48H184ZM190 45H191V47H192L193 44L190 43ZM222 45H223V46H222ZM11 46H12V47H11ZM14 46H15V47H14ZM29 46H30V47H35V50H34L33 48L31 49ZM83 46L86 47V50H84L86 54H85V53H82V54H83V55H84V54L87 55V58H86V56H83V59H84L83 61H85V62H83V63H84L83 66L81 65V69L77 70V69L80 68V67L78 66V64L75 63V64L77 65V67H76V71L74 70L75 72H74L73 70H72L71 72L66 70V72H68V74H69V73H72V72H74V74H76V73L78 74L77 76H75V75H73V74H70L71 76H68V77H71L72 81L75 80L74 82H75L76 84L73 83V82H72L73 84H72L71 82H68L69 79H68V77L66 76L67 73H66V75H65L67 78L65 79V78L63 77V78H64L63 81L65 80L64 83L66 84L65 86L68 85V87H69V83L72 84V85H71V88H73V89H75V87L77 86L76 89H75L76 91H74L75 93L77 92V94H73L74 92L71 93V91L68 92L69 89H67L66 87H64V88H65V92H61V89H60V85H61V84H60V81H61V79L59 80V78H55L54 80H56V79L59 80V84H60V85L58 84V80H57V83L54 81L53 83L59 85V87H57V85L54 84V85L58 88L59 91H58L56 88H54L53 90H57L56 93H57V92H60L61 95H63V96H61L60 93H59V94L57 93V95L54 96L56 99H55V98H52V96H49V95H48L49 93H51V91L48 92V90H52V87H51L52 85L49 84V81H50V83H52V81H53L52 79H53L54 77H53V78H51V77L53 76V74L56 75V72H53V71H56L57 69L59 70V68H60V67L58 68V66H57V65H58V62L55 64L54 61H56V60H58V59H60V58H61L60 60L63 61L62 57L64 58V55H65V54H66L65 58H66L67 56L70 57L71 52H70V54L68 55L69 50L71 51V49H73L74 47H76L78 50H80L81 48L84 49ZM124 46H125L126 49L124 48ZM133 46H136V47H133ZM138 46H139V47H138ZM141 46H143V47L145 46V47L143 48V47H141ZM166 46H167V47H166ZM208 46H209V47H208ZM224 46H226V47H225V51H224V53H225V54L227 53V56H225V54L222 53L223 51H220L221 49L224 50V49H223ZM236 46H238V45H236ZM247 46L250 48V50H249V48H248V52H249V51H252V53H253L252 55H254V57H253V56L250 54L251 57L254 58V59L251 58L252 61H253L254 63H253L251 60H249L250 58H249V59L246 58V57H247L246 54H247V55L249 54L248 52L246 53V51L244 52V50L246 49ZM251 46H252V47H251ZM22 47H23V44H22ZM41 47H44L45 49H46V47H47L48 50H49V52H50V54H49V52H48V53H47V52H44L45 50L42 51L43 54H42V52H40V51L38 52L37 50L41 49ZM68 47H71V48L68 49ZM72 47H73V48H72ZM90 47H96V48L99 47V48H102L103 50H104V48H106V47H110L109 49H110L111 51H110L109 49H107V48H106V51L108 50L109 53L112 52V51H116L115 54H119V53H120V55H119V56H120V59L122 58L123 61H122V60H121V61H120V60H116V59H119V56H118V55H115V54H112V53H111V55H113V56H112L113 58H114V56H117L118 58H116V57H115V59H113V58H109V57H111V56H110V54L107 53L106 51H104V52H105V54L107 53V55L104 56V54H103L104 52H102V51H103L102 49H99V48L96 49V48H90ZM114 47H116V48H114ZM137 47H138V48H137ZM158 47L160 48L159 50H157ZM163 47H165V48H163ZM215 47H216V48H215ZM261 47H263V48H262V50H263L262 52H261ZM44 48H42V49H44ZM76 48H74V49H76ZM130 48H131V49H130ZM142 48H143V49H142ZM180 48H179V49H180ZM186 48H187V47H186ZM200 48H201V49H200ZM213 48H214V49H213ZM251 48H253V49H251ZM16 49H17L18 52H20V51H21V52H20L19 54H18V52H17V54H16V52L14 51V50H16ZM29 49H30V50H29ZM58 49H59V50H62L63 52L61 51L60 53H57ZM65 49H66V50H65ZM77 49H76V51H78ZM89 49L94 50V53H91L92 51L89 50ZM98 49H99V50H98ZM136 49H137V50H136ZM138 49H139V50L141 49V50H140L141 53H139V50H138ZM146 49H147V50H146ZM148 49H149V51L153 49V51H150V53H152V54L155 55V56L151 55L150 53L148 54V52H145V50L148 51ZM179 49H178V50H179ZM189 49H188V50H189ZM218 49H220V50H218ZM236 49H237V50H236ZM254 49H255V50H254ZM258 49H259V50H258ZM7 50H8V51H7ZM22 50H23V51H22ZM67 50H68V51H67ZM95 50H98V51H95ZM164 50H165V52H164ZM167 50H168V51H167ZM176 50H177V49H176ZM181 50L183 51L182 54L184 55L183 57L185 58V57H186L185 55L188 54V52L186 51L187 53L184 54V53H185V49H182V48H181ZM216 50H217V52H218V55H217ZM232 50L234 51L233 54H236V52H238V54L235 55V57H236V56H238V57H237V58H233V60L235 59V61H236V60H237V61H238V60L241 61V62L238 61V64L240 63L242 66H241V65L238 66V64H237L236 62H235V63H236L237 65L234 66L235 63L233 64V62H232L233 60H231V59H232L231 57H230V59H227V58H229V57H228V54H229V53H230L231 56H233V55H232V52H230V51H232ZM12 51H14V53H13ZM28 51H29V52H28ZM32 51H33V52H32ZM34 51H36V52H34ZM74 51H75V50H74ZM74 51H72V52L74 53ZM76 51H75L74 54H73V53H72V54L75 55V54H76ZM90 51H91V52H90ZM207 51H208V53H207ZM212 51H214V52L216 53V54H215V53L213 52V53L215 54V56L217 55L216 57H214V58H216V62H215L216 64H214V65H215V66L217 65L216 68H217V70H218V72L215 71V72H217L216 75H218V73H219L220 71L222 72V71L224 70L225 67H226L225 69H228V67L226 66L227 64H225V63H226V59L228 60V62L231 61V62L228 64V66H230L231 63L233 64V65H231L230 69H228V70H226V71L224 70V72H222V74H220V75L218 76V78H216V77L214 76V75H215V72H214V70H212V69H215V66L212 65V62H214V61L211 62V60H212V58H213V56H211V55L213 54ZM219 51L224 55V58H226V59H225V63H223V62H224V59H222L223 56H219V55H221V53H220ZM257 51H260V52H257ZM10 52H11V53H10ZM25 52H26V53L28 52V53H27L28 55H26ZM58 52H59V51H58ZM65 52H66V53H65ZM67 52H68V53H67ZM78 52H79V51H78ZM99 52H100V53H99ZM117 52H118V53H117ZM137 52H138V53H137ZM161 52H162V53H161ZM163 52H164V53H163ZM200 52H201V53H200ZM240 52H243V54H244V53H246V54L243 55V54H241ZM256 52H257V55H256ZM8 53H9V54H8ZM12 53H13V54H16V55H14V56H15V58H14L15 60H11L12 58H10V54H12ZM29 53H30V54H29ZM31 53H33V54H35V55L31 56ZM38 53H41L43 56L47 53L48 56H50L51 58H53V56L55 57V55H59V56H60V54H61V55H62L63 53H64V54H63L62 57L60 56V58H59V56H58V59L55 58L56 60H54V61H53V59H54V58H53V59H52V62H54V64H55L56 66H55V65H54V66L52 65L53 67H51V64H52V63H51V60L49 59V57H48V59L50 60V62H48V63H51V64L44 63V60H45V59H46V62H47V60H48L47 57L45 56L46 58L43 57L44 59H42V57H39L40 54L38 55ZM79 53H80V52H79ZM90 53H91V54H90ZM113 53H114V52H113ZM144 53H142V54H144ZM206 53H207L208 55H207ZM219 53H220V54H219ZM254 53H255V54H254ZM260 53H262V54L260 55ZM21 54H22V55H21ZM47 54H46V55H47ZM54 54H55V55H54ZM82 54L80 53V56H81ZM88 54H90V57H88V56H89ZM100 54H101V55H100ZM127 54H132V55H129V56H128ZM162 54L164 55L163 57L161 56ZM182 54H181V56H182ZM214 54H213V55H214ZM108 55H109V56H108ZM121 55H122V56H121ZM137 55H138V57H136ZM139 55H140V56H139ZM145 55H144V56H145ZM200 55H201V56H200ZM242 55H243V56H242ZM255 55H256V56H255ZM16 56H18V57H16ZM21 56H22V57H21ZM24 56H25V57H24ZM26 56H27V57H26ZM76 56H77V55H76ZM80 56H78V57H80ZM100 56H103L104 58H105V57L108 58V59L105 58L106 61L109 60L107 66H106L107 68L105 67V64H104V62H105V63H107V62H106L105 60H102L103 57L101 58ZM127 56H128V57H127ZM150 56H151V57L153 56V59H151ZM159 56H160V58L158 59ZM167 56H168V57H167ZM181 56H180V57H181ZM187 56H188V55H187ZM248 56H249V55H248ZM257 56H258V57H257ZM7 57H9V58L7 59ZM20 57H21V58H20ZM23 57H24V59H23ZM30 57H31L32 59H31ZM37 57L40 59L39 61H38V58H37ZM56 57H57V56H56ZM99 57H100V58H99ZM149 57H150V58H149ZM177 57H178V58H177ZM183 57H182V59H183ZM200 57H201V59H200ZM217 57H219V58L222 59V67L224 66L222 69L220 68V67H221V66H220V65H221V62H220L221 59H218ZM242 57H243V58H242ZM249 57H250V56H249ZM3 58H4V59H3ZM65 58H64V59H65ZM67 58H68V57H67ZM67 58H66V60H68V61H69V60L71 61V59H72V58H71V59H70V58L67 59ZM85 58H86V60H85ZM88 58H89V59H88ZM104 58H103V59H104ZM125 58H126V59H125ZM131 58H132V59H131ZM142 58H143V57H142ZM144 58H143V59H144ZM147 58H149V59H147ZM154 58H155V59H158L159 62H157L158 60H155ZM175 58H176V59H175ZM206 58H207V59H206ZM245 58H246V59H245ZM258 58H259V59L262 58V59L258 60ZM16 59H18V60H16ZM25 59H26L27 61H26ZM33 59H35V61H36V62L38 61V62H37V63H34L35 61H34ZM41 59H42V60H41ZM74 59H75V57H74ZM74 59H73L72 61L75 62V61L77 60V58H76V60H74ZM79 59H81V58H79ZM79 59H78V60H79ZM100 59H101L102 61H101ZM124 59L127 60V61H124ZM130 59L133 60V61H130ZM185 59H186V58H185ZM185 59H183V61H185ZM187 59H186V61H187ZM203 59H205V60H203ZM217 59H218L219 61H218ZM243 59H245L244 61L247 60L246 63H244V64H242V60H243ZM2 60H3V61H2ZM4 60H5V62H4ZM6 60H7V61H6ZM19 60H20V61H19ZM21 60H22V61H21ZM32 60H33V61H32ZM49 60H48V61H49ZM66 60H65V61H66ZM93 60H95V59L93 58ZM93 60L90 61V63L96 61V60H95V61H93ZM141 60H142V59H141ZM148 60H152V61L155 60V62L153 61L155 64H153V62L148 61ZM206 60H207V62H206ZM208 60H209L211 63L208 62ZM214 60H215V59H214ZM229 60H230V61H229ZM8 61H9V62H8ZM10 61H11V63L13 62V64H9ZM18 61H19V62H18ZM29 61H31V62H29ZM40 61H42V62L39 64ZM58 61H59V60H58ZM116 61H117V62H116ZM118 61H120V62H118ZM142 61H143V60H142ZM183 61L179 62V64L181 65V63H182ZM188 61H187V62H188ZM248 61H249L251 64H250ZM1 62H2V63H1ZM6 62H7V63H6ZM25 62H26V63H25ZM79 62H82V60H81V61L79 60ZM79 62H78V63H79ZM121 62H123V63L120 64ZM124 62H125L126 64H125ZM140 62H141V61H140ZM177 62H178V61H177ZM205 62H206V63H205ZM217 62H218V63H217ZM219 62H220V63H219ZM228 62H227V63H228ZM256 62H258V63H256ZM14 63H15V64H14ZM28 63H29V65H28ZM33 63H34V64H33ZM42 63H44V65H42ZM64 63L66 64L67 62H64ZM68 63H69V62H68ZM68 63H67L66 65H64V67L66 66L65 69H68L67 66H68L69 68H70V66H72L71 64H68ZM96 63H97V62H96ZM109 63H110V64H109ZM149 63H150V64H149ZM156 63H158V64H156ZM188 63H190V62H188ZM252 63H253V66H252ZM18 64H19V65H18ZM20 64H21V65H20ZM36 64H37V65H36ZM38 64H39V67H38ZM47 64L51 67L50 69H49V67L47 68ZM60 64H61V63L59 62V66H61ZM62 64H63V62H62ZM72 64H73V62H72ZM75 64H73L74 67L76 66ZM81 64H82V63H81ZM87 64H89V63H87ZM97 64H98V63H97ZM114 64H116V65H114ZM117 64H120V66L123 65V68H122V66L119 67V65H117ZM131 64H132V65H131ZM139 64H142V63H139ZM139 64H138V66H139ZM218 64H220V65H218ZM224 64H225V65H224ZM249 64H250V65H249ZM263 64H264V62H263ZM263 64H262V65H263ZM14 65H15V66H14ZM32 65H33L35 68H33ZM35 65H36V66H35ZM69 65H70V66H69ZM79 65H80V63H79ZM85 65H86V64H85ZM89 65H90V64H89ZM91 65H90V66H91ZM103 65H104V66H103ZM152 65H156V66H152ZM185 65H187L188 67L186 68ZM244 65L246 66V67H244V68H247V69H245V70H243V69H244V68H243ZM248 65H249V66H248ZM3 66L6 68V70L4 69ZM9 66H10V67H9ZM13 66L16 67V69H15ZM20 66H21V67H20ZM30 66H31V67H30ZM44 66H46V67H44ZM86 66H87V65H86ZM86 66H84V67H86ZM109 66H110V67H109ZM113 66H112V67H113ZM130 66H131V67H130ZM146 66H144V67H146ZM207 66H208V67H207ZM210 66H211V67H214V68H211ZM219 66H220V67H219ZM233 66H234V67H233ZM237 66H238V67H237ZM255 66H258V68H255ZM17 67H18V69H20L19 72H18ZM22 67H23L25 70L22 69ZM42 67H43V68H42ZM54 67H56V69L53 70ZM87 67H89V66H87ZM126 67H127V69H126ZM133 67H134V68H133ZM202 67H205V68L207 67V69L203 68V70L205 69L204 72H203V71H202ZM2 68H3V69H2ZM9 68H10V69H9ZM12 68H14V69H12ZM32 68H33V70H32ZM44 68H45V69H44ZM108 68H110V69H108ZM120 68H122V69H120ZM128 68L132 69V70H131L132 73H130L131 71H130V69L128 70ZM163 68H164V69H163ZM177 68H178V69H177ZM200 68H201V69H200ZM208 68H209V69H208ZM219 68H220L221 70H220ZM241 68H242V69H241ZM8 69H9V70H8ZM27 69H28V70H27ZM29 69H30V70H29ZM47 69H48V70H47ZM61 69H62V72H63L62 76H64V71H63L64 69H63V68H61ZM72 69H75V68H73V66H72ZM85 69H86V68H85ZM87 69H88V68H87ZM182 69H183V67H182ZM185 69H183V70H185ZM210 69H211V71L214 73V75H213V73H211L212 75H210V73H208V71L210 72ZM237 69H239L240 71H243L242 73H244V74H242V76H241V75H240L241 72H240V74H239V70H237ZM248 69L251 70L250 73H248V72H249ZM252 69H253V70H252ZM4 70H5V72H4ZM12 70H16V71H13V72H12ZM21 70H22V72H21ZM23 70H24V71H23ZM26 70H27V71H26ZM37 70H38V71H37ZM39 70H40V71H39ZM52 70H53V71H52ZM68 70H69V69H68ZM126 70H127V71H130V72H129L130 74H129ZM138 70H139V72H138ZM141 70H142V69H141ZM147 70H149V67H148ZM147 70H145V71H147ZM159 70H160V71H159ZM200 70H201L203 73H201ZM215 70H216V69H215ZM232 70H233V71H232ZM263 70H264V69H261V71H263ZM30 71H31V72L34 71V73H30ZM45 71H48V72L50 73V74L48 75V73L46 72L47 75H48V77L50 76V78H51L49 81H48L49 78L46 79V77H45V74H46ZM116 71L114 70L113 73H115ZM143 71H144V70H143ZM150 71H148V72L150 73ZM156 71H155V72H156ZM205 71L207 72V74H205ZM247 71H248V72H247ZM252 71H253V72H252ZM3 72H4V73H3ZM6 72H7V73H6ZM9 72H11V73H14V72H15L14 74H15L16 77H17V75H18V79H16V78L14 77V74L12 75V74L9 73ZM24 72H26V73L28 72V74H26V73H24ZM35 72H36V73H35ZM37 72H38V73H37ZM39 72H40V74H39ZM58 72H61V70L58 71ZM58 72H57V73H58ZM81 72H83V71H81ZM86 72H87V70H86ZM105 72H106V71H105ZM121 72H122V71H121ZM126 72H127V74H125ZM159 72H160V73H159ZM179 72H182V71H179ZM189 72H190V73H189ZM197 72H198V73H197ZM221 72H220V73H221ZM233 72H234V73H233ZM8 73H9V74H8ZM29 73H30V74H29ZM94 73L92 74L93 76L95 75ZM138 73H139V76L142 75L140 78H138ZM145 73H146V72H145ZM151 73H150V75H151ZM199 73H200V74H199ZM231 73H232L233 75H234V74L236 75V73H237V77H239L238 75H240V77H241L240 80H238L239 78H237V77L234 75V76L236 77V80H235L234 77H233V75H232ZM2 74H5V75H2ZM22 74H23V75H22ZM51 74H52V75H51ZM58 74H59V73H58ZM80 74H81V73H80ZM84 74H86L85 76H88V77H89V75H87V73H83V76H84ZM111 74L114 75V76H111ZM140 74H141V75H140ZM147 74H148V73H147ZM155 74L152 75V76H156ZM181 74H182V75H181ZM201 74H204L205 76L207 75L206 77H208V75H209V76H212V77H211L212 79H211L210 77H209V78H206L204 75H203V77H202ZM229 74H230L231 76L228 77L229 79H227V78H226V75L228 76ZM262 74L264 75V71H263V73H261V75H262ZM7 75H8V76H7ZM19 75H20V76H19ZM30 75H31V76L36 75V76H35V77H31ZM72 75H73V76H72ZM90 75H91V74H90ZM127 75H132V79H131V76L129 77L131 80H133V76H134V78H135V77L137 78V79L135 78V81L139 80V81L136 82V85H132V84H134V81H132L133 83L131 82L132 84L130 83L132 89H131V87L128 88L129 81H126V80H127V79H126ZM145 75H146V74H145ZM150 75L148 74V76H147V78H146V82H147V79H150V81H151V86H150V87H147V89H145V88H144V87H146L145 84H144V87H143V84H142L141 87H143V89H145L146 92H147V90H150V92H151L152 89H153L152 87H154V90H156V91H154V92H155V95L157 96V95L161 92L160 90H162V87H163V90H164V86L161 85V86H160L161 89L159 90V89H158V86H157L159 83L157 82V85H156V80L154 79V77H152V76H150ZM162 75H163V76H162ZM178 75H179V76L181 75V76H182V79H180V78L177 79V77H179ZM200 75H201V76H200ZM243 75H247V76L249 75V80L251 81L250 84H249L250 86L247 85V83H246L247 81L244 82V84L246 83V84H245V87L248 86V89H247V88H244L243 85H241V84H239V83H236L237 80H238V82H239V81L242 82V80H244V79L248 80V78L245 77V76H243ZM252 75L257 76V78H256L255 76H254V78H251L250 76H252ZM2 76H3V77H2ZM5 76H7V77H5ZM39 76H40V78H39ZM59 76H61V75H57V77H59ZM62 76H61V77H62ZM83 76H82V77H79V78H82V80H83V78L85 77V76H84V77H83ZM96 76H97V75H96ZM98 76H97V77H98ZM109 76H110V77H109ZM149 76H150V78H148ZM160 76H162V77H160ZM181 76H180V77H181ZM8 77H11V78H12L11 81H10V79H9ZM37 77H38V78H37ZM61 77H60V78H61ZM72 77H74V80H73ZM90 77H91V76H90ZM144 77H146V76H144ZM151 77H152V78H151ZM183 77H185V78H184V83L180 85V89H179V87H178V85H179V84H178V80L180 81V83H182V82H183V81H182V80H183ZM188 77H189V78H188ZM191 77H192V78H191ZM214 77H215L216 79H215ZM224 77L226 78V80H229V81H231V80L234 81V80H235V83L233 82V83H234L233 85H230L231 83H230V84H229V83H226ZM252 77H253V76H252ZM2 78H3V79H2ZM4 78H5L6 80H5ZM20 78H21L22 81L20 80ZM26 78H27V79H26ZM28 78H29V79H28ZM31 78H32V80H31ZM33 78H34V79H33ZM36 78H37V79H36ZM95 78H96V77H95ZM127 78H128V77H127ZM195 78H196V79H195ZM202 78L206 79V81H204ZM250 78H251V79H250ZM1 79H2V80H1ZM7 79H8L9 81H8ZM15 79H16V80H15ZM38 79H39V81H37ZM45 79L48 81V84L50 85L51 89H48L49 86L47 87L48 84H47V81H45ZM67 79H68V80H67ZM87 79H89V78H87ZM92 79H93V78H92ZM98 79H96V80H98ZM109 79H108V81H107L106 83H109V84H110L109 86H112V85H111V84H112L111 82H112L113 78L111 79V81H110ZM207 79H209V81H210V82L208 81V84H206V83H207ZM233 79H234V80H233ZM12 80L15 81V85L13 84L14 82H13ZM17 80H19V81H17ZM66 80H67V81H66ZM82 80L80 81V83L82 82ZM84 80H85V79H84ZM89 80H91V78H90ZM100 80H101V82H100ZM114 80H113V81H114ZM119 80H118V81H119ZM131 80H130V81H131ZM141 80H142V81H140V83L143 82L144 79L141 78ZM152 80H153V81H152ZM165 80H166V81H165ZM249 80H248V82H249ZM4 81H5V82H4ZM33 81H34V82H33ZM35 81H36V82H35ZM43 81H44V83H43ZM63 81H62V84L64 85ZM85 81H87V80H85ZM85 81H84V84H85ZM92 81H93V80H92ZM148 81H149V80H148ZM150 81L148 82V84L150 83ZM181 81H182V82H181ZM189 81H190V82H189ZM193 81H195V82H193ZM197 81H199L198 83H199L200 85H199L198 83H196ZM200 81L203 82V85H204V86L201 85L202 83H200ZM220 81H221V84L219 83ZM223 81L225 82L224 84H227L228 86L230 85V86H229L230 90H229V88L226 90V91L230 92V94L232 93L231 95H229L230 97L228 96V93L224 90V89L227 88V87H226V85L222 84ZM229 81H227V82H229ZM232 81H231V82H232ZM16 82H17V83H16ZM66 82H68V84H67ZM90 82H91V81H90ZM93 82H95V81H93ZM144 82H145V80H144ZM5 83H6V84H5ZM10 83H11V85H10ZM37 83H39V84H37ZM86 83H87V82H86ZM91 83H92V82H91ZM170 83H171V84H170ZM185 83H186V84H185ZM195 83H196V84H195ZM217 83H218V85H216ZM242 83H243V82H242ZM19 84H20V85H19ZM33 84H34L35 86H34ZM43 84H44V86H42ZM81 84H83V82H82ZM84 84H83V85H84ZM89 84H90V83L88 82V85H89ZM93 84H94V83H93ZM103 84L105 85V82H104ZM115 84H113V85H115ZM146 84H147V83H146ZM192 84L195 85V86H193ZM197 84H198L199 86H198ZM9 85H10V86H9ZM38 85H39V86H38ZM45 85H46V86H45ZM63 85H61V86L63 87ZM73 85H75V87H74ZM85 85H86V84H85ZM85 85H84V86H85ZM96 85H97V84H96ZM98 85H99V84H98ZM166 85H167V86H166ZM182 85H183V86H182ZM196 85H197V87H198V88H196V90L198 89V91H199L200 86L202 87V91H201L202 93H199V92L197 93V92H196V90H195ZM206 85H207V86H206ZM221 85H224V88H223L222 90H220V89L222 88ZM246 85H247V86H246ZM3 86H4V89H2ZM6 86H7V87H6ZM12 86H13V89H12ZM30 86H31V87H30ZM84 86H83V89H85V88L87 89V87H84ZM94 86H95V85H94ZM106 86H107V85H106ZM121 86H122V87H121ZM133 86H134V88H135V91H134ZM181 86L184 88L183 90L185 91V92L183 91V93H182V92H179V90H181V88H182ZM214 86H215L216 88H217V87L219 88L218 91H217L218 88L215 89V90H212L213 93L216 92L217 95H218L219 92H220V95H219L217 98H216V96L214 97L215 94L210 93V90L213 89ZM235 86H236V87L239 86L238 89L236 88V90H235V88H234ZM240 86H241V87H240ZM34 87H35V89H33ZM38 87H39V88H38ZM46 87H47V88H46ZM88 87H91V89H93V88H96V89H97V87H93V86H91V85L88 86ZM104 87H105V86H104ZM107 87H108V86H107ZM112 87H114V86H112ZM156 87H157V88H156ZM17 88L19 89L18 91H17ZM64 88H62V89H64ZM69 88H70V87H69ZM102 88H103V87H102ZM114 88H115V87H114ZM121 88H122V90H121ZM137 88H138V87H137ZM149 88H152V89H149ZM167 88H169V87H167ZM170 88H169V89H170ZM204 88H205V89H204ZM233 88H234V89H233ZM239 88H240V89H239ZM243 88H244V89H243ZM5 89H6V90H5ZM21 89H22V92H23V93L20 92ZM28 89H31L32 92H31L30 90H28ZM66 89H67V90H66ZM73 89H72V90H73ZM86 89H85V90H86ZM88 89H90V88H88ZM88 89H87L88 92L86 91L87 93H89V90H88ZM108 89H109V87L107 88V90H108ZM130 89H131V90H130ZM203 89H204V90H203ZM232 89H233V90H232ZM259 89H260L261 91H262V90H263V91L261 92ZM13 90H14V91H13ZM25 90H26V92H25ZM36 90H38V91H37V92H33V91H36ZM70 90H71V89H70ZM104 90H105V88H104ZM157 90L159 91V93H158ZM166 90H167V89H166ZM200 90H201V89H200ZM234 90H235L236 92L240 93V94H239L238 96H236L237 94H236V92H234ZM239 90H241L242 92L239 91ZM243 90H244V91H243ZM10 91H11L12 93H10ZM27 91H28V93H27ZM95 91H96V93H95ZM108 91H110V89H109ZM120 91H121V92H120ZM129 91H130V92L134 91V92H132V93L130 94ZM137 91H136V92H137ZM164 91H165V90H164ZM246 91H247V92H246ZM259 91H260V92H259ZM2 92H3V93H2ZM8 92L10 93V95H9ZM17 92H18V93H17ZM38 92H39V95H38ZM52 92H53V91H52ZM100 92H101V94H102L103 96L99 95ZM136 92H135L134 94L137 95L138 93H136ZM150 92H149V94L147 93V94L149 95V96H148L149 98H151L150 96L153 97V95H154V94H151V95H150ZM154 92H152V93H154ZM156 92H157V93H156ZM162 92H163V91H162ZM168 92H171V91L169 90ZM5 93H6V94H5ZM24 93H25V94H24ZM63 93L68 94V95L71 97L70 100L73 99V100H71V101L68 100V101L71 102L70 105L73 104L72 101L75 102V101H74V98H78V100H79V98L82 99V98L84 97V98H86V99H84V98L82 99V100H85V101H82V100H81L82 104H81V102H79L78 100L75 99L76 102L78 101L77 103H76V102H75V103H76L77 105H78V104H79V105L77 106V105L74 103L75 106H77V107H76V111H73V114L71 115V114H70V111L72 110L71 108H73V109L75 110V107H73L74 104H73L72 106L69 105L70 107L67 108V106H68V105L66 106V103H68L67 100H66L67 98L65 99V96H64L65 94H63ZM69 93L73 94V96H71ZM83 93H80V94H83ZM92 93L94 94V96L99 95V97H94L95 101H93L94 99L91 100V99L93 98V96H91V95H93ZM98 93H99V94H98ZM113 93H114V94H113ZM126 93H127L128 95H127ZM144 93H145V91H144ZM180 93L185 94V100H186V98H187V102H185V103H186V110H185V105L182 106V104H180L181 101L183 102V96L181 97V96H180ZM191 93H192V94H191ZM208 93H209V97L211 96L212 99H211V97H210V98L208 97ZM222 93H225V94L227 93V95H226L227 98H223V101H222V102H221V100H219V102H221L222 104L217 103L218 106L221 105L222 107L220 106V109H219V107H217V104H216V106L212 105V107L216 108L217 110L219 109V110H221V111L224 109V112L222 111V113H221V111H220V115H223L224 117L226 116V114L230 113V111H231V113L234 111L232 114L230 113V114H231L230 116L228 115V118L225 117L223 120H222V117H221V119H220V118H218L219 116L216 115V114H218V111H219V110H218L217 113H216V109L214 110V108H213V110H212V109L210 108L211 104H214V103L218 102V99H219L220 96L225 97V94L222 95ZM14 94H15V95H14ZM19 94H21V95H19ZM44 94H45V97H46V98H44ZM53 94H54V92H53ZM53 94L51 93L50 95H53ZM95 94H96V95H95ZM125 94H126V95H125ZM140 94H142L141 90H140L139 95H137V96H140ZM260 94H261V95H260ZM18 95H19V96H18ZM26 95L28 96V98H27ZM29 95H30V96H29ZM74 95H76V97H74ZM123 95H125L126 97L123 96ZM160 95H161V94H159V96H160ZM164 95H165V94H164ZM166 95H168L167 92H166ZM3 96H4V98H3ZM9 96H10V97H9ZM14 96H15V97H14ZM17 96H18V97H17ZM20 96H21V98H20ZM59 96H60V98H57V97H59ZM80 96H81V97H80ZM100 96H101V97H100ZM108 96H107V98H108ZM111 96H109V99H111V98H110ZM122 96H123V97H122ZM144 96L146 97V94H145ZM156 96H155V98H156ZM159 96H158V98H156V100L158 99L161 105H162V103L164 102V101H163L164 99H165V102L168 101V100H166L165 97H164V99H162V98H163V95L161 96V97H162V98H161L162 100L159 99ZM186 96H187V97H186ZM250 96H251V97H250ZM8 97H9L10 100L8 99ZM12 97H13V98H12ZM25 97H26V98H25ZM30 97H31V98H30ZM62 97H63V98H62ZM67 97H68V96H67ZM73 97H74V98H73ZM90 97H91V99H90ZM140 97L142 98L143 96H140ZM167 97H168V96H167ZM169 97H171V96L169 95ZM180 97H181L182 99H181ZM198 97H200V98L203 97V98H202L203 101L205 100V102H207V103L210 102L211 104L208 103V105H210V106H209L210 109L208 108V110H209V112L214 111L215 113L212 114V112H211V114H209V112H208V110H207V103H205V102H203V101H202V102H203V103H202L200 98H199L200 100H199V99L197 100L196 98H198ZM232 97H233V98H232ZM14 98H16V99H14ZM19 98H20V100H19ZM133 98H134V97H133ZM136 98H138V97L135 96V100H136ZM149 98H145V101H147V99H149ZM208 98L211 99V100L209 101ZM213 98H214V100H213ZM234 98H235V99H234ZM252 98H253V99H252ZM11 99H12V101H11ZM25 99H27V101H26ZM28 99H30V100L32 99V100H33V101L31 100V101H32V102H31L32 105L29 104V103H30V102H29L30 100L28 101ZM68 99H69V97H68ZM121 99H123V100H121ZM128 99H127V100H128ZM169 99H170V98H169ZM206 99H208V101H207ZM221 99H222V98H221ZM232 99H234V100H232ZM2 100H4V102H3ZM7 100H9V101H7ZM14 100H17V101H14ZM49 100H50V102H49ZM104 100H106V98H105ZM104 100H103V102H104ZM107 100H108V99H107ZM149 100H150V99H149ZM152 100H154V98H152ZM156 100H155V102H154V101H153V102L156 103ZM177 100H181V101H177ZM215 100H216V101H215ZM259 100H260V101H259ZM18 101H19V102H18ZM120 101H119L120 104H123V103H124V104H126V103H130V102H128V101H127V102L125 101L126 103H125V102H122V103H121ZM137 101H138V100H137ZM145 101L143 100V103H145ZM150 101H151V100H150ZM150 101H148V102H150ZM161 101H162V102H161ZM198 101H199V102H198ZM258 101H259V103L257 104L256 102H258ZM2 102H3V103H2ZM6 102H7V103H10V102H11L12 105H11V104H5ZM20 102H21L22 104H21ZM28 102H29V103H28ZM51 102H52V103H51ZM70 102H69V103H70ZM103 102H101V104H102ZM139 102H140V101H139ZM141 102H142V101H141ZM148 102H147V103H148ZM153 102H152V103H153ZM159 102H158V103H159ZM165 102H164V106H165ZM242 102H248V103H245V104L243 105ZM253 102H254V104H253ZM1 103H2V104H1ZM48 103H49V104H48ZM69 103H68V104H69ZM86 103H87V105H86ZM86 103H85V105H86L85 108H87V106H89V105H88L89 102H86ZM147 103H145V104H147ZM150 103H151V102H150ZM158 103H157V104H158ZM196 103H197V107H198L199 104H200L201 107H203L204 104H206V110H207V112H208L209 118H208L207 115H206V116L203 115V113L205 114V111H206V110L204 111V110H202L201 107H200V109L202 110V112H201L202 115H203L202 117H204L203 119H206V120L209 119V121H208L209 123H212V122L214 121L213 118H214L215 115L217 116L218 119H220V120H218V122H217L218 125H217V123H216L215 121H214L215 123L213 122V123L215 124V126L217 125L216 127L213 126V124H212L213 129L210 130V129L208 128L210 131H212L211 134H213V132H214V135H213L214 139H213V138H208V139H207V140H209V141H210V139H212V140L210 141V144H209V142H208V146H209V145L213 146L212 144L216 142V144L214 145V147H215V149L217 148V149H216L217 152H216V153H213V151L210 150V152H212V153H211L210 155H207V153H208V150H207V153H206L207 156L205 155L206 158H205L204 156H202L203 153H201V156H200V159H199V160H201V159H204V158H205V161H206V160L209 161V158L211 157V158H210V159H211L210 162H213V161L216 162V163L214 162L215 164H214L213 167H210V166L207 167V168H208V171H206L207 168H206V167H203V165H202V167H203V168H202L203 171H204V168H205V169H206L205 172H207V173L209 172V174H208L209 176L205 173L206 177L208 176V178H205V177H204V178H203V177L200 178V176H203V175H204V174H203L204 172L202 173V175H201V174L199 175V173L197 174V170H196L197 167H196V166H197V164L199 163V162H198L199 160H198V161H196V160H197L198 156H197L196 160L194 159V155H196L195 153H199V155H200V152H199V149H200V148L197 149V152H196V151L194 152V150H196V148H197V147H200L201 145H202V146H207V145H206V144H207V143H206L207 140L205 141V140H203V139L210 135V134H209L210 132H208V131L206 130V128H207V126H208L209 124L206 125V127H204V125H205V123H207V121L203 122L204 120L199 119V121H197V122H200V121H201V122L204 124V125H202V123L200 122L201 125H202L201 127L198 126V125H200L199 123H195L196 120H194V119H196V117H197V116H196V114H197V113H196V109H197V112L199 113V116H201V114H200V112H199V110H198L199 107H198V108L196 107ZM3 104H4L5 106H4ZM62 104H63V105H62ZM89 104L91 105V103H89ZM101 104H100V105H101ZM105 104H106V102H105ZM116 104H117L116 106L119 105L118 107H120V108H121V106H122V109L124 108V106L127 107V104H126V105L123 104V105H121V106H120V104H118V103H116ZM130 104H131V106H132V102H131ZM140 104H141V103H140ZM140 104H139V105H140ZM160 104H159V105H160ZM174 104H176V105H174ZM256 104L259 105V107H261V108H260V109H259V107L256 108ZM14 105H15V106H14ZM16 105H17V106H16ZM28 105H29V106H28ZM43 105H44L45 107H44ZM46 105H47V106H46ZM100 105H99V106H100ZM147 105H148V104H147ZM153 105H154V106H153ZM153 105L150 104V107H152V106H153L152 108L157 107V106H155V104H153ZM187 105H188V106H187ZM202 105H203V106H202ZM252 105H251V106H252ZM260 105H262V106H260ZM1 106H2V107H1ZM6 106H7V107H6ZM13 106H14V107H13ZM63 106H64V107H63ZM83 106H84V107H83ZM113 106H114V105H113ZM116 106H115V108L113 107L114 109L112 108L113 110H115V111H114L115 113H116ZM131 106L129 107V104H128L129 109L131 108ZM141 106H142V105H141ZM141 106H140V107H141ZM145 106H146V105H145ZM226 106H228V108H229L230 111L227 110L228 108H227ZM251 106H250V107H251ZM5 107L7 108V111H6V108H5ZM19 107H20V109H22L21 112H19V111H20V110H19ZM22 107H23V108H22ZM43 107H44V108H43ZM81 107H82V108H81ZM126 107H125V109H126ZM137 107H139V106H137ZM148 107H149V106H147V108H148ZM240 107H242V109H240ZM250 107H249V108H250ZM4 108H5V109H4ZM40 108H41V109H40ZM64 108H65V109H64ZM77 108H78V109H77ZM107 108H108V107H107ZM120 108H118V110H121ZM143 108H144V107H143ZM145 108H146V107H145ZM152 108H151V109H152ZM183 108H184V109H183ZM195 108H196V109H195ZM245 108H246V110H245ZM14 109H15V112H14V114H13V110H14ZM105 109H104V110H105ZM129 109L127 108V110H129ZM157 109L159 110V107H158ZM203 109H205V106H204ZM243 109H244V110H243ZM251 109H252V108H251ZM10 110H11V111H10ZM24 110H25V111L29 110V112L27 113V112H25ZM30 110H31V111H30ZM42 110L45 111V112H47V113H48V111H50V114H47V115L50 116V118L46 115L48 118H47L44 122L42 121V123L45 124V122L49 119V120H51V123H50L49 121H48V122H49L50 124H52V122H53L54 126L56 127V128H55V127L52 126L53 128H51V127L48 128V126H46V124H45V126L49 129V130L47 129L48 132H45V133H46V137H45V133L42 132V130H43L44 128H41L42 130L40 131V134H41V132H42V134L44 135V137H45L46 139L43 138L42 134H41V137L39 136V134L37 133V132H39V131L36 132V131L33 130V129H35L36 125H37V127H38V125H40V124H37L38 122L35 121V120L38 119V121H39V120L41 121V119H42V118H41V115L44 114V112H43ZM85 110H86V109H85ZM107 110H111V109H107ZM113 110H112V111H113ZM118 110H117V111H118ZM123 110H124V109H123ZM127 110H126V111H127ZM148 110H150V108L147 109V112H148ZM152 110H153V109H152ZM173 110H174V111H173ZM193 110H194V111H193ZM226 110H227V111H226ZM2 111H3V112H2ZM16 111H17V112H16ZM23 111H24V113L27 115V116L24 115V116H25V119H26L27 117L30 116V117L28 118L29 120H25V119L23 118V117H24V116H23V113H22ZM40 111H41V112H40ZM86 111H87V110H86ZM105 111H106V110H105ZM105 111H103V112H105ZM126 111H125V112H126ZM138 111H139V112H138ZM141 111H142V112H141ZM153 111H154V110H153ZM159 111H160V110H159ZM159 111H157V112L159 113ZM164 111H163V112L161 111L162 113L160 112L159 114H160V115L163 114V116H164V113L166 114V112H164ZM185 111H186V112H185ZM203 111H204V112H203ZM225 111H226V112H225ZM239 111H241V112H239ZM252 111H250L251 113H249V114H254V119H255L259 113L256 112L257 115H256V117H255V112L252 113ZM256 111H257V110H256ZM18 112H19V113H18ZM42 112H43V113H42ZM71 112H72V111H71ZM81 112H83V110H82ZM84 112H85V111H84ZM89 112H88V113H89ZM96 112H98V111H96ZM118 112H119V114H123V115H125V114L123 113L124 111H118ZM129 112L132 113V112H133L132 109H131V111L129 110ZM134 112H135V110H134ZM151 112H152V111H151ZM154 112H156V109H155ZM154 112H152V113H154ZM184 112H185V113H184ZM193 112H194V115H193ZM207 112H206V114H207ZM227 112H228V113H227ZM247 112H246V113H247ZM3 113H4V115H3ZM8 113H9V114H8ZM15 113H18V115H17V116H18V119H17V120H16L17 116H16V118H14L15 116L12 117L13 115H16ZM31 113H32V114H31ZM41 113H42V114H41ZM106 113H107V112H106ZM111 113H112V112H111ZM195 113H196V114H195ZM224 113H226V114L224 115ZM236 113H237V114H236ZM260 113H261V116H262V112H260ZM5 114H6V115H5ZM12 114H13V115H12ZM20 114L22 115V117L19 116ZM45 114H46V113H45ZM68 114H70V115H68ZM108 114H109V112H108ZM108 114H107V116H108ZM113 114H114V113H113ZM119 114H118V115L115 114V115H116V120H114L115 122L117 121V119H119ZM126 114H127V112H126ZM144 114H145V113H144ZM176 114H177V117H176V119H175ZM214 114H215V115H214ZM234 114H236V116H234ZM241 114H240V115H241ZM39 115H40V116H39ZM76 115H77V118H78V116H79V118H80L81 120H79V118H78V120H74V122H73L72 120H73V118H74ZM102 115H104V114H102ZM115 115H113V116L115 117ZM148 115H149V114H148ZM152 115H154V114H152ZM152 115H151V117H152ZM157 115H158V114H157ZM157 115H156V113H155V116H157ZM213 115H214V116H213ZM242 115H243V114H242ZM247 115H248V113H247ZM247 115H245V116L247 117ZM3 116H4L5 118H4ZM68 116H69V117H68ZM109 116H111V117L113 118L112 115L109 114ZM128 116H130L129 113H128ZM158 116H159V115H158ZM158 116H157V118L159 119ZM163 116H162V117H163ZM166 116H167V115L164 116V120H165V117H166ZM194 116H196V117H194ZM233 116H234V117H233ZM250 116L252 117L253 115H250ZM259 116H260V115H259ZM1 117H2V118H1ZM6 117H7V118H6ZM9 117H12V118H9ZM19 117L21 118V120H20ZM37 117H38V118H37ZM42 117H43V116H42ZM65 117H67V118H65ZM104 117H106V116H104ZM104 117H103V118H104ZM168 117H169V116L166 117V120H167ZM202 117H201V118H202ZM205 117H207V118H205ZM210 117H213V118H210ZM232 117H233V118H232ZM246 117L243 116V118H246ZM36 118H37V119H36ZM40 118H41V119H40ZM43 118H45V115H44ZM82 118H83V119H82ZM85 118H86V120H87V117H85ZM103 118H101V120H102ZM107 118H108V117H107ZM127 118H129V117H127ZM152 118L154 119L155 117H152ZM193 118H194V119H193ZM198 118H200V117H198ZM248 118H250V117H248ZM262 118L264 119V114H263V116H262L260 119H259V117H257L256 119H257V120L259 119V120H258V122L255 120V123H254V124L257 125L256 123L261 122V123H263V124L259 123V125L264 126V120H262ZM1 119H2V120H1ZM6 119H7L8 121H7ZM9 119H11L13 122L10 121ZM22 119H23V122H22ZM104 119H105V118H104ZM104 119H103V120H104ZM153 119H152V120H153ZM192 119H193V122L195 121L194 123L196 124V126L199 127V129H198L197 127L193 126L194 123L191 125V123H192L191 120H192ZM210 119H212L213 121L211 120V122H210ZM214 119L216 120V118H214ZM237 119H236V120H237ZM251 119H252V121H253V117H252ZM19 120H20V121H19ZM30 120H31V121H30ZM32 120H33V121H32ZM42 120H44V119H42ZM88 120H87V121H88ZM99 120H98V121H99ZM101 120H100V121H101ZM103 120H102V121H103ZM107 120H108V119H107ZM107 120H106V121H107ZM110 120H113V119H110V118H109V122H110ZM125 120H126V121H125ZM146 120H147V121H146ZM152 120L149 121V122L151 123V126H152V124H153L157 119H156L155 121H153V123H152ZM161 120H163V118H161L160 121H161ZM164 120H163V121H164ZM166 120H165V121H166ZM168 120H169V119H168ZM176 120H177V122L173 123V121H176ZM224 120H225V121H224ZM227 120H228V122H227ZM229 120H230V121H229ZM242 120H243V119H242ZM247 120H248V119H247ZM261 120H262L263 122H262ZM4 121H5V122H4ZM6 121H7L9 124H10V122H11L12 124L9 125ZM25 121H26V122H25ZM63 121H64V122H63ZM65 121L68 122V123L66 124ZM79 121H80V122H79ZM100 121H99V122H100ZM131 121H132V120H131ZM165 121H164V122H165ZM216 121H217V120H216ZM237 121H238V120H237ZM252 121H251V122H252ZM19 122H20V123H19ZM27 122H29V123H27ZM36 122H37V123H36ZM48 122H47V125H49ZM59 122H60L61 124L65 123V124L67 125V127H66L64 124H63V125L60 124L61 126H60V125H57V126H56V123H59ZM84 122H85V120H84ZM112 122H113V121H112ZM117 122H118V121H117ZM122 122H124V123H122ZM149 122H148V123H149ZM234 122H235L236 124H238L236 121H234ZM234 122H233V123H234ZM238 122H239V121H238ZM241 122H242V121L240 120V122H239V125H240V126H238V125H236V124L234 123L235 126H237V127H236L237 130H238V128L241 129V126L244 127V128H242V129L246 130V129L250 128L251 125L254 126V127L251 126L252 128H256V129L259 128V125H257V127H255V125H253V123H251V125H250V124H249V121H248V125H245L246 122L243 121V122L245 123L244 126L241 125ZM18 123H19V124H18ZM21 123H22V124H21ZM23 123H24V124H23ZM39 123H40V122H39ZM100 123H101V122H100ZM103 123H104V122H103ZM103 123H102V124H103ZM105 123H106V122H105ZM105 123H104V124H105ZM107 123H108V122H107ZM118 123H119V122H118ZM132 123H133V126H134V122H132ZM132 123H129V126H130V127L132 126V125H130V124H132ZM148 123H147V124H148ZM156 123H159V124H158L159 127L162 125V122H161V124H160V122H157V121H156L155 124H153V125L156 126V125H157ZM172 123H173V124H172ZM233 123H232V124H233ZM2 124H3V125H2ZM20 124H21V125H20ZM25 124H27V130H25V131H27V133L30 134V135H28L27 133L24 132V128H23V126L26 127ZM147 124H146V125H147ZM197 124H198V125H197ZM225 124H227L228 126L226 127ZM7 125H8L9 127H8ZM13 125H14V126L17 125V127L20 126V127H22V128H21V130H18V128H19V127H18V128H17V133H16V132L14 133V131H15L14 129H15L16 127L13 128V127H12ZM22 125H23V126H22ZM42 125H43V124H42ZM42 125H40L39 127H41ZM71 125L69 126L68 129H71ZM96 125H97V122H96ZM96 125H95V126L93 125V126L96 127ZM105 125H107V124H105ZM108 125H110V124H108ZM141 125H142V126H141ZM163 125H165V123H164ZM189 125H190L191 127L193 126L194 129H193V127H192V129H191V127H189ZM249 125H250V126H249ZM10 126H11L12 128H11ZM29 126H30V127H29ZM33 126H34V128H31V127H33ZM49 126H50V125H49ZM74 126H72V127L74 128ZM85 126H84V127H85ZM115 126H116V128H115ZM133 126H132V127H133ZM139 126H141V127H139ZM148 126H150V125H148ZM155 126H152V127L155 128ZM209 126H211V124H210ZM212 126H211V127H212ZM235 126H234V127H235ZM247 126H248V128H246ZM58 127H59L60 129H59ZM61 127H62L63 132L65 131V134H66L68 137H66V136L64 135V133H63V134L61 133V131H62V130H61ZM104 127L106 128L107 126H104ZM109 127H108V128H109ZM118 127H119V128H118ZM132 127H131V128H132ZM137 127L134 126V130L137 129V130H135L136 133H137L138 130H140V129H138ZM159 127H157V128H159ZM188 127L191 129L190 131H192V132H193V130L196 131L195 129L197 128L198 130H200V134H201V130H202V129H200V128L204 127L206 132H202V133H203V134H206V133L208 132L207 135H206V137L203 138V135H200V134L198 133L199 131L197 132V134H198L197 136H199L198 138H201V139L203 138L202 140H203V142L205 141L206 144H204V145L201 144L202 141L200 140V141H198V145H197V144L193 145V142H192V141H191L192 143L190 142V140H191L190 137H191V135H192V134H191L192 132L190 133V131L188 130V129H189ZM223 127H224V128H223ZM4 128H5V129H4ZM10 128L12 129V131L14 130L13 132L11 131V133L9 132L10 130H7V129H10ZM28 128H31V131H29ZM79 128L75 127V130L77 131ZM86 128H87V127H85V129H86ZM91 128H92V127H91ZM154 128H153V129H154ZM217 128H218V129H217ZM225 128H226V129H225ZM229 128H230V129H229ZM263 128H264V127H263ZM263 128H262V131H263L262 133H264V129H263ZM19 129H20V128H19ZM37 129H38V128H37ZM68 129H67V132L69 131ZM81 129H79L78 132H79ZM85 129H84V130H85ZM89 129H90V128H89ZM132 129H133V128H132ZM250 129H251V128H250ZM260 129H261V127H260ZM2 130H3V131H2ZM5 130H6V131H5ZM22 130H23V131H22ZM35 130H36V129H35ZM38 130H39V129H38ZM45 130H46V128H45ZM45 130H44V131H45ZM103 130H104V131H103ZM119 130H120V131H119ZM134 130H132V131H134ZM252 130H253V129H252ZM258 130H259V129H258ZM7 131H8V132H7ZM33 131L36 132L37 135L39 136V139H41V140H38V141H42L43 139L47 140V142L45 143V144H46L45 147H44L43 145L40 146L41 149H39V153H38V150H37L39 147H37L36 151H34L35 148H36L35 146H38L39 143H36V142H38L37 140L34 141L35 138L37 137V135H36V137H35L34 139L31 138L32 135H33V137H34V134H35ZM70 131H71V130H70ZM73 131H74V129H73ZM81 131H83V129H82ZM86 131H87V130H86ZM88 131H89V130H88ZM202 131H203V130H202ZM222 131H223V132H222ZM225 131L228 132V134H226ZM232 131H233V132H232ZM240 131H241V130H240ZM242 131H243V130H242ZM253 131H254V130H253ZM4 132H5L6 134H5ZM29 132H30V133H29ZM59 132H60V133H59ZM71 132H72V131H71ZM74 132H75V131H74ZM104 132H106V133H104ZM113 132H115L114 135H118V134H120V135H118V136H119L121 139H122V136H123V139H125L124 137H126V139H125V140H123V139L121 140V139H120L121 141H118L117 139H118L119 137L114 136L113 134L111 135V133H113ZM120 132H121V133H120ZM125 132H126V133H125ZM139 132H140V131H139ZM237 132H238V131H237ZM260 132H261V130H260ZM8 133H9L10 135H8ZM12 133H13V137H12ZM20 133H21L22 135H24V140L21 139L23 136H22ZM32 133H33V134H32ZM48 133H49V134H48ZM140 133H141V132H140ZM187 133H189L190 135H187ZM193 133H195V132H193ZM221 133H222V134H221ZM224 133H225V134H224ZM249 133H250V132H249ZM249 133H245V134H246V135H247V134L249 135ZM251 133H252V132H251ZM254 133H255V132H254ZM262 133H261V134H262ZM1 134L5 135V136H4L5 139L2 138L3 135H2V137H1ZM14 134H16V135L19 134L18 136H21V137H18V138H20V139H19V142H18V140H17L18 138L16 139L17 142H18V143H16V144H18V145L21 143L20 141H22V142L24 143V142H26V141L29 139L28 151H27V148H25V149H24V148H20V147H21L20 145H19V149H20V150H19V151L17 150L18 152L16 151L17 148H14V147H16V146L18 147V145H15V146H14V144H13L14 140H10V138H9L10 136H11L12 138H16L17 136L15 135L16 137H14ZM237 134H239V133H237ZM252 134H253V133H252ZM47 135H49V136H48V137H49V140H48ZM60 135H62L63 137H61ZM88 135H90V134L88 133ZM94 135H95V134H94ZM109 135H111V136L109 137ZM139 135H141V136H140V139H139ZM145 135H146V136H145ZM148 135H149V134H148ZM150 135H149V136H150ZM154 135H155V134H154ZM172 135H173V136H172ZM219 135H220L222 138H218V137H220ZM231 135L229 136V138H233V137H231ZM250 135H251V134H250ZM29 136H30V137H29ZM64 136L66 137L67 140L65 139ZM77 136H79V137H77ZM86 136H87V135H86ZM112 136H114V137H112ZM188 136H189V139H190V140L187 139ZM194 136L197 137L196 134H195V135L193 134V137H194ZM237 136H238V135H237ZM263 136H264V135H263ZM75 137L80 138V135H77V134H76ZM89 137H90V136H89ZM102 137H103V138H102ZM115 137H117V139H116ZM174 137H175V139H174ZM248 137H249V136H248ZM7 138H8L10 141H9ZM105 138H108V139L110 138V142H112V141L114 140V138H115V140H116L117 142L114 140L112 143H110V142L104 143V141L106 142ZM112 138H113V139H112ZM130 138H131V136H130ZM154 138H155V137H154ZM170 138H171V139H170ZM177 138H178V139H177ZM191 138H192V137H191ZM227 138H228V137H227ZM235 138H236V137H234V139H235ZM242 138H243V135H242ZM3 139L6 140V141H4V142H6V145H5V144H2V143H4V142L2 141ZM25 139H26V140H25ZM62 139H63V140H62ZM69 139H70V138H69ZM73 139H74V138H73ZM73 139H70V140L72 141ZM147 139H145V140H147ZM195 139H196V138H195ZM195 139L193 138L194 143H195ZM236 139H237V138H236ZM45 140H43V143H44ZM59 140H60V141H59ZM70 140H68V141L70 142ZM102 140H103V142H102ZM154 140H155V139H154ZM179 140H180V141H179ZM197 140H198V139H197ZM197 140H196V141H197ZM213 140H214V141H213ZM260 140H261V142H260ZM11 141H12V144H13V145H12V146H13V147H12L13 149L11 148V146H9V145H11ZM31 141H32V142H31ZM56 141H57V143H56ZM75 141H76V140H74V142H75ZM92 141H95V142L92 143ZM107 141H108V140H107ZM165 141H166V142H165ZM177 141H178V142H177ZM188 141H189V142H188ZM224 141H226V140H224ZM229 141H230V139H229ZM233 141H234V140H233ZM8 142H9V143H8ZM15 142H16V141H15ZM15 142H14V143H15ZM27 142H28V141H27ZM72 142H73V141H72ZM74 142H73V144H75ZM99 142H100V144L102 143L100 146H99V144H98ZM136 142H139L140 144L138 143V144L135 145ZM148 142H149V143H148ZM187 142H188V143H187ZM199 142H201V143H199ZM211 142H212V143H211ZM222 142H223V140H222ZM246 142H247V139H246ZM249 142H250V141H249ZM258 142H260V143H259V146H258ZM7 143H8V144H7ZM23 143H21V144L24 145ZM31 143H32V144H31ZM61 143H62V144H61ZM78 143L76 142V148H77ZM94 143H95L96 146L94 145ZM108 143H110L111 145L109 144L110 146H108ZM143 143H144V144H143ZM178 143H179V144H178ZM186 143H187V144H186ZM262 143H263V144H262ZM26 144H27V143H26ZM26 144H25V145H26ZM34 144H36V145H34ZM37 144H38V145H37ZM40 144H42V142H41ZM60 144H61V145H60ZM84 144H83V147H84ZM141 144H143V145H141ZM156 144H158V143H156ZM159 144L161 145L162 142L159 143ZM159 144H158V145H159ZM163 144H162V145H163ZM166 144H167V146H168L167 148H165V147H166ZM190 144H191V145H190ZM200 144H201V145H200ZM233 144H234V143H233ZM233 144H232V145H233ZM235 144H237V143H235ZM249 144H250V143H249ZM25 145H24V146H25ZM33 145H34V146H33ZM66 145H67V144H66ZM71 145H72V143H71ZM71 145H70V146H71ZM87 145H88L89 147H88ZM92 145H93V146H92ZM105 145H103V146H105ZM120 145H121V144H120ZM138 145H140V146H138ZM158 145H157V146H158ZM199 145H200V146H199ZM217 145H218V146H217ZM230 145H231V142H230ZM240 145H241V144H240ZM245 145H246V144H245ZM260 145H261V146H260ZM8 146H9V147H8ZM86 146H87V147H86ZM114 146H115V148H113V150H116V149H117L116 147H118V145H117V146L114 145ZM171 146H173V147H171ZM174 146H175V147H174ZM193 146H194V147H193ZM234 146H235V145H234ZM250 146H251V145H250ZM2 147H3V148H2ZM4 147H5V148H4ZM6 147H7V149H6ZM25 147H26V146H25ZM34 147H35V148H34ZM42 147H43L44 149H43ZM71 147H72V146H71ZM74 147H75V145H74ZM137 147H140V148H137ZM224 147H225V148H224ZM232 147H233V146H232ZM235 147H236V146H235ZM238 147H239V146H238ZM1 148H2V151H1ZM9 148H10V149H9ZM72 148H73V147H72ZM76 148H75V149H76ZM79 148H80V147H79ZM79 148H78V149H79ZM103 148L106 149V147H103ZM187 148H188L189 150H188ZM202 148H204V147H202ZM205 148H206V147H205ZM208 148H209V147H208ZM208 148H206V149H208ZM210 148H211V147H210ZM228 148H229V145H228L227 149H225V150H229L231 147H230L229 149H228ZM233 148H234V147H233ZM11 149H12L13 151L17 152V154H16L15 152H13V151L11 152ZM23 149H24L25 151H27V153L24 152ZM42 149H43V150H42ZM56 149H58V151H57ZM86 149H87V150H86ZM90 149H92V150H90ZM96 149H97V151H96ZM101 149H100V150H101ZM118 149H117V150H118ZM164 149H166V150H164ZM206 149H205V150H206ZM215 149H214V150H215ZM243 149H244V148H243ZM256 149L259 150V151H257ZM261 149H263V148H261ZM7 150H9V153H8ZM40 150H41V151H40ZM100 150H99L98 152H99V153H102V150H104V149H102L101 152H100ZM111 150H112V149H111ZM113 150H112V151H113ZM137 150H139V151H137ZM225 150H224V152H225ZM235 150H236V148H235ZM237 150H238V148H237ZM42 151H43V152H42ZM108 151H110V150L108 149ZM112 151H110V152H109V155H107V156H109V162H111V160H112V162L114 163V168H115V167H116V166H115L116 160H114L113 157H118L119 155L117 156V153H115V152H117V151H115V152H114V151L112 152ZM125 151H127L126 148H125ZM140 151H141V152H140ZM167 151H168V150H167ZM181 151H182V152H181ZM184 151H186V152H184ZM200 151L203 152V150H200ZM230 151L232 152V148H231ZM238 151H239V150H238ZM238 151H237V152H238ZM256 151H257V155H259V156L256 157L255 160H253V159H254V155L256 154V153H255ZM6 152H7L8 154H7ZM41 152H42V153H41ZM75 152H76V151H75ZM78 152H79V150H78ZM132 152H134V153H132ZM139 152H140V153H139ZM193 152H194V153H193ZM204 152H205V151H204ZM214 152H215V151H214ZM261 152H264V150H262ZM261 152H260V154H262ZM4 153H5L6 155H2V154H4ZM11 153L15 154L16 156L11 155ZM22 153H25V154H26V155L24 154V156H26V158L23 157ZM34 153H35V154H34ZM36 153H37V156H35L36 158L34 157V159H36V160H34V159H33V155H36ZM68 153H69V152H68ZM80 153H79V154H80ZM112 153H115L116 156H114ZM184 153H185V155H184ZM228 153H229V151H227L226 154H228ZM38 154H40V156H38ZM73 154H74V152H73ZM87 154H88V156L92 157V159H91V158H88V159H84V158H82V156H87ZM90 154H91L92 156H91ZM106 154H107V153H106ZM106 154H105V157H106ZM111 154H112L113 157H111ZM146 154H145V155H146ZM168 154H169V153H168ZM170 154H171V153H170ZM175 154H176V155H175ZM204 154H205V153H204ZM212 154H213V156H212ZM226 154H224V155H226ZM233 154H235V151L233 152ZM233 154H232V156H233ZM8 155H9V157L12 156V161H13V157L17 158V156H19V158H20V159H19V158H17V159L22 160V162H23L22 165L24 164L23 167L20 168L21 170L23 169V171H21V172H23L22 175H21L20 172L17 173L18 171L15 172V169H16V168L18 169L19 166H18V167L15 166V168L12 166V169L14 168V169H13V170H14L13 172L17 173V174L20 175V177H22V178L24 177L25 180H23L22 178H19L18 176L16 177L17 179H18V178H19V179H22V183H18L19 181H18L17 179H16L17 181L15 180L14 177H15L17 174L14 173L15 175L12 176L13 174H12V172H11V170H10V169H11V168H10L11 165H9V164L12 163V161H11V159H9ZM31 155H32V157H31ZM61 155H62L63 157H61ZM76 155H78V154H76ZM95 155H96V153H95ZM228 155L231 156L230 153H229ZM257 155H256V156H257ZM74 156H75V155H74ZM130 156H129V157H130ZM136 156H135V157H136ZM185 156H186V157H185ZM226 156H227V155H226ZM232 156H231V157H232ZM262 156L264 157V153L262 154ZM57 157H58V158H57ZM59 157H60L61 159H63L64 161H66L65 164H64V166H68V167H65V168H64V167L62 166V168H61V166L58 165V167H59V168H58V167L56 166V164H52V162H53V163L56 162L55 160H58V161L60 162V164H61V161H60V158H59ZM64 157H65L66 160L64 159ZM93 157H94V158H93ZM110 157H111L112 159H111ZM158 157H159V156H158ZM168 157H169V155H168ZM168 157H166V158H168ZM195 157H196V156H195ZM201 157H202V158H201ZM203 157H204V158H203ZM249 157H250V156H249ZM263 157L260 156V158H263ZM5 158H6V159H5ZM10 158H11V157H10ZM15 158H14V161H15ZM31 158L34 160V162H32L33 160L31 161ZM81 158H82V159H81ZM85 158H87V157H85ZM101 158H102V159H101ZM107 158H108V157H107ZM139 158H140V156H139ZM139 158H137V159L139 160ZM160 158L163 159V157H160ZM178 158H179V159H178ZM192 158H193V159H192ZM252 158H253V159H252ZM7 159H9L8 162L6 161ZM17 159H16V162H15V165H17L18 162H19V160H17ZM25 159H26V160H25ZM52 159H54V160H52ZM89 159H91V160H89ZM110 159H111V160H110ZM130 159H129V161H130ZM137 159H135V162H136ZM219 159H220V160H219ZM236 159H237V158H235V160H236ZM241 159H242V160H241ZM2 160H4L6 163H5L4 161H2ZM50 160H51L52 162H51ZM63 160H62V161H63ZM78 160H80V162H81L82 160H84V161H86V163H88V164L90 163V166H91V167H92V166H95V167L92 168V170H91V167H90V169H88V168H89V165L86 164L85 166H83V165H84V164H83L84 161H83V163L81 162L83 165L79 166V167H82V166H83V169H85L84 167L87 168V166H88V168H87L86 170H91L92 172H89V174H91V175L93 174V171H94L95 169L97 170L96 173H95V171H94V174H93L92 176L90 175V179H89V177H88L89 174H88V172H87L86 170H85V171H86V173H87L88 175H87V174L85 175V173H84L85 171H84V170L81 171L82 168L77 169V170H79V173H80V174H83V173H84V174H83V176H85L84 181H83V180H79V178H78V179H75L76 177H78V175H77V176H73L74 172L76 173V167H77V164L79 163V165H80V162H78ZM101 160H102V161H101ZM118 160H117V161H118ZM127 160H128V159H127ZM156 160H157L159 163H158V162L155 163ZM169 160H170V161H169ZM232 160H233V159H232ZM244 160H246L245 157H244ZM247 160H248V159H247ZM252 160H253L254 164H253ZM262 160H263V159H262ZM17 161H18V162H17ZM29 161L32 162L34 166L31 165V163H30ZM48 161H50V163H47ZM58 161H57V162H58ZM76 161H77L78 163H77ZM87 161H89V162H87ZM90 161H92L93 164H92ZM100 161H101V162H100ZM114 161H115V162H114ZM119 161H118V162H119ZM147 161H149V162H147ZM161 161H162L163 163L167 161L168 163H167V165H166V163H164V165H165V166H164L163 163H161ZM203 161H204V160H203ZM205 161H204V162H205ZM221 161H222V162H221ZM239 161H240V162H239ZM241 161H242L243 163H242ZM57 162H56V163H57ZM59 162H58V164H59ZM67 162H69V164H68ZM94 162H95V163H94ZM96 162H97L98 164H96ZM99 162H100V163H99ZM109 162H108V164H109ZM112 162H111V163H112ZM150 162H151V163L153 162V163L156 164V165H155V164L153 165V163H152V164H150V166L153 165L154 168H158V169H159V167H161L160 170H163L162 173L165 172L164 174H165V175L167 174L166 177H165L166 180H165V178H164V180H163L164 182H166L165 184L163 183L164 185L161 183V182H163L162 179H163L164 174H162L163 176H161V175L159 174V170H158V169H157L158 171H157L156 169H155V170L153 169V170H152V171H153L152 173H154V174H153L154 177H155V176H158V177H159V175H160V178L162 177L161 179L158 178V177H156V178L159 180L160 183L157 184V186H156V184H154V183L157 182L158 180H156L155 182H154V180H153L154 183H153V182H150L152 179H156V178H152L153 176H150V174H151V169H152V168H151L152 166L149 167V163H150ZM195 162H197L196 165H195ZM200 162H201V161H200ZM223 162H224V163H223ZM235 162H236V161H235ZM246 162H247V161H246ZM258 162H259V161H258ZM258 162H257V165L260 166L261 163L258 164ZM260 162H261V159H260ZM2 163H3V165H2ZM44 163H46V164H44ZM101 163H102V164H101ZM206 163H207V162H206ZM220 163H221V165H218V164H220ZM229 163H231V162H229ZM229 163H228V164H229ZM232 163H233V162H232ZM250 163H252L253 165H251ZM263 163H264V161H263ZM6 164H7V166H6ZM13 164H14V162L12 163V165H13ZM19 164H20V166H21V161H20ZM27 164H28V165H27ZM42 164H43V166H46V165H47L45 168H50L49 171H51V172L54 171V169H52V168H53L52 166H54V165H55V167H57V168H55V171H56V169H59V170H60V172H59V170H58V172H55V171H54V173H55L54 175H56V178H57V179H56V182H54L53 180H52L51 182H52L53 184H54V183H56V184L59 183V185L57 186V189H58V187L60 186V181H61V180H60V177H61L60 175L62 174V177H64V178H61V179H62V181H61V185H62V186H60V189H61L62 191H64V190L66 191V189L71 188V186H73V185H74V186L72 187V188H74L73 191H74V190H77V191H78L79 189H76V188H78V185H79V184L77 185V183H80V182H81V184H85V183H87L86 180H87V177H88L89 180H87V181H91V182H88L89 184L87 183V184L89 185V187H88V185H86L88 188H87V187H84L83 185H79V187H81V186L84 187V188L81 187V190L78 191V192L81 193V196L84 198V200H83V198H82L80 195H77V194H80V193H78L77 191H76V192L74 191V192L76 193L75 195H74L72 192H71L72 194H67V193H70V192H67V191H66V193H63L60 189H59V190H60V193H59V192L57 193V191H53V193H51L52 190H54V189H49V188H55V189H56V187H54V186H56V185L53 186V184H52L53 187H51V186L48 187V186H47V189H48V190H51V191H50L51 194H54V192H56L55 194H56L57 196H56V195H50V197L53 196L54 199H55V196H56L57 198H60V196H65V194H66V195H69V196L71 195V196H70L71 198H70L69 196H67V197L65 196V197H66V200H67V201L64 200V203L66 202L65 204H67V202H68V204H69V201H72V199L75 200V197L78 196V197L76 198V199H77L76 201H78V202H77V203H78V206H79V207H83V206H84V207L82 208L83 210H82L81 208H78V210L81 209V210L83 211V212L80 211V212L82 213V215L79 214L78 212H77V213H74V212H73V214H72V213L70 214V211L73 210V209L71 208L72 205H73V207H74V210H75V211L77 210V208L75 209V207L77 206V203H75V202H73V201L70 202V205L73 203L71 206H69L68 204H67L68 206H66V205H64V203H63V205H62V204L60 203L62 206L59 207L58 205H60V204H58V202H56L55 200H54L55 203H54L52 200H51V202H50L49 199H51V198H50V197H49V199L47 198L46 194L49 195V192H48V190L46 189L45 184H46V185H50V184H48V183H50L48 179H50V180L53 179V178L55 179V177H53V176H51V177L48 178V179H46L47 177L44 176V177H45V178H44V181H43V182H40L41 184L43 183V185H41L40 183H39L40 186L38 185V183L35 184L36 186H39V187H37V188H38L37 191H39V194H40V191H41V190L45 193L44 195H42L43 192L41 191V192H42V193L40 194V195H42V196L40 197L41 199H40V198L37 199L39 196H38V192H37V191H36V192H37V196H38V197L35 195L36 192H35V194L33 193V192H34V188L36 189V186L33 187V183H36L37 181H38V182L40 181V180L35 181V180H36L35 178H38V174H42V173H43V171H44V170H43L44 167H42V168H43L42 170L40 169L41 166H42ZM48 164H49V167H48ZM66 164H67V165H66ZM116 164H117V163H116ZM135 164H134V165H135ZM171 164H170L169 166H171ZM176 164L179 165V166H181V167H180V168H177ZM204 164H205V163H204ZM208 164H209V162H208ZM208 164H207V166H208ZM212 164H213V163H212ZM228 164H227L226 166H228ZM30 165H31V168H32L31 170H30V168H29ZM50 165H52V166H51L52 168L50 167ZM61 165H62V164H61ZM101 165H102V167L98 169L97 166L100 167ZM111 165H112V164H111ZM111 165H110V166L108 165V168L110 167V168H112V170H113L114 168H113ZM159 165H160V166H159ZM161 165H163L165 168H164V167L162 168ZM198 165H199V164H198ZM210 165H211V164H210ZM242 165H241V166H242ZM3 166H4V167H3ZM8 166H9L10 169L8 168ZM106 166H107V164H106ZM118 166H117L116 168H118ZM155 166H156V167H155ZM158 166H159V167H158ZM169 166H168V167H169ZM211 166H212V165H211ZM226 166H225V167H226ZM6 167H7V170H6ZM124 167H125L126 169H125ZM134 167H135V166H134ZM142 167H143V166H142ZM147 167H148V168H147ZM198 167H199V166H198ZM200 167H201V166H200ZM228 167H229V166H228ZM255 167H256V166H255ZM257 167H258V166H257ZM70 168H72V169H70ZM74 168H75V170H74ZM94 168H95V169H94ZM102 168H103V170H105V171H103V173H102V171H99V170H101ZM108 168H107V170H108ZM119 168H120V167H119ZM150 168H151V169H150ZM176 168L178 169V171H177ZM221 168H223V169H225V170H222ZM248 168H249V167H248ZM258 168H259V167H258ZM17 169H16V170H17ZM61 169L64 170V171H62ZM65 169H67V170H65ZM165 169H166L167 171H166ZM179 169H180V170H179ZM198 169H199V168H198ZM200 169H201V168H200ZM212 169H213V170H212ZM235 169L233 168V171H237V169H236V170H235ZM4 170H5V172H4ZM8 170H9V172H8ZM18 170H19V169H18ZM29 170H30V172H29ZM40 170H41L42 172H41ZM45 170H46V169H45ZM110 170H111V169H110ZM112 170H111V171H112ZM249 170H250V168H249ZM260 170H261V169H260ZM6 171H7V172H6ZM39 171H40V173H39ZM49 171H48V169H47V171H44L45 173H43V175H48V174H46V172L51 173V172H49ZM61 171H62V172H61ZM98 171H99V172H98ZM111 171H110L109 173L112 175L113 173H111ZM128 171H129V172H128ZM173 171H174V170H173ZM182 171H183V173H182ZM200 171H201V170H200ZM200 171H199V172H200ZM211 171L214 172V173L212 172V175H210V172H211ZM219 171H220V172H219ZM223 171H224V173H223ZM231 171H232V170H231ZM233 171H232V173H233ZM28 172H29V174H28ZM82 172H83V173H82ZM112 172H113V171H112ZM114 172H115V171H114ZM215 172H216V173H215ZM218 172H219L221 175H220ZM242 172H243V171H242ZM3 173H5V174H3ZM7 173H8V174H7ZM9 173H10V174H9ZM37 173H38V174H37ZM52 173H53V172H52ZM56 173L58 174V176H57ZM66 173H67V174H66ZM69 173L71 174L70 177L68 176ZM77 173H78V171H77ZM77 173H76V174H77ZM101 173H102V174H101ZM107 173H108V171L105 172V174H107ZM116 173H117V172H116ZM149 173H150V174H149ZM160 173H161V171H160ZM177 173H178V174H177ZM200 173H201V172H200ZM252 173H253V174H252ZM64 174H65V175H64ZM110 174H109V175H110ZM143 174H141V175H143ZM185 174H186V175H185ZM236 174H237V173H236ZM241 174H242V175H241ZM263 174H264V173H263ZM3 175H4V176H3ZM43 175H39V176L42 177ZM151 175H152V174H151ZM182 175H183V176H182ZM205 175H204V176H205ZM27 176H28V177H27ZM36 176H37V177H36ZM48 176H50V174H49ZM59 176H60V177H59ZM65 176L67 177V180H66V177H65ZM72 176H73V177H72ZM80 176L82 177V175H80ZM86 176H87V177H86ZM101 176H102V177H101ZM105 176H106V175H105ZM105 176H104V178H105ZM115 176H116V175H115ZM171 176H173V175H171ZM217 176H218V177H217ZM6 177H7V178H6ZM40 177H39V179H40ZM81 177H80V178H81ZM94 177H95V176H94ZM107 177H108V178H107ZM107 177H106V181L108 180V182H109V181H110V180H109L110 176H107ZM135 177H136V178H135ZM137 177H138L139 179H138ZM150 177H151V179H150ZM198 177H199L200 179H199ZM249 177H250V176H248V178H247V184L249 183V182H248ZM255 177L252 176L251 178H253V180H254ZM262 177L264 178V175H263ZM3 178H4V179H3ZM5 178H6V179H5ZM26 178H27V179H26ZM69 178H71V179H69ZM72 178H74L75 181H76V182H74V183L77 185L76 187H75V184L73 183L74 180H72ZM83 178H84V177H83ZM99 178H98V179H99ZM104 178H103V179H104ZM112 178H111V180H112V182H114V181H113L114 179H112ZM174 178H176V177H174ZM178 178H179L178 181H180V183H181L182 181L180 180V177H178ZM202 178H203L204 180H205V179L207 180V181H205V183L207 182V184H208V185H207V186H208L207 188H206V184L202 181ZM239 178H240V177H239ZM263 178H262V180L260 179V180L262 181V184L264 183V182H263ZM7 179H8V180H7ZM63 179H64L65 181H63ZM94 179H97V178H94ZM94 179H92V180H94ZM98 179H97V181H98ZM103 179H102V180H103ZM137 179H138V181H137ZM171 179H172V178L169 177L168 184H169L170 181H173V180H174V179H173V180H171ZM217 179L219 180V182L217 181ZM220 179H223L224 181H225V179H226V183H227V182H230L229 184H227V185H230V187L227 188L228 186L225 184V186H227V187H224V189H223L222 187H223V183H224V181H223V180H220ZM231 179H233V178H231ZM10 180H11V181H10ZM12 180H13L14 182H15V181L17 182V186H18V187H15L16 185H14V184H16V183H14ZM42 180H43V178H42ZM42 180H41V181H42ZM45 180H46V182H45ZM59 180H60V181H59ZM68 180H72V181H70L71 186H69V187L67 186V185H69V184L66 183V181H68ZM102 180L99 179V182H102ZM128 180H129V179H128ZM148 180H150V181H148ZM197 180H198V181L200 180V182H198ZM238 180H240V182H239ZM253 180H251V181H253ZM78 181H79V182H78ZM95 181H96V180H95ZM97 181H96V184H97ZM103 181H104V180H103ZM115 181H116V180H115ZM175 181L178 182L177 180H175ZM216 181H217L218 183H216ZM233 181H234V180H233ZM258 181H259V179H258ZM4 182H6V183H4ZM12 182H13V183H12ZM20 182H21V181H20ZM31 182H32V184L30 185ZM57 182H58V183H57ZM63 182H64L66 185L63 184ZM83 182H84V183H83ZM112 182H111V183H112ZM148 182H149V184H148ZM185 182H184V183H185ZM210 182H211V184H210ZM234 182H235V181H234ZM234 182H233V183H234ZM92 183H93V184H92L93 186H91V188L94 187V186H96V185H94V184H95L94 181H93ZM102 183H106V182H102ZM111 183H110L109 185H112V186H113V184H111ZM150 183H152V184H150ZM170 183H171V182H170ZM174 183H175V182H174ZM174 183H173V185H174ZM202 183H203V184H202ZM233 183H232V185H233ZM242 183H243V184H242ZM11 184H12V185H11ZM20 184H21V185H20ZM106 184H107V183H106ZM106 184H101V185H106ZM161 184H162V185H161ZM177 184H179V182H178ZM182 184H183V183H182ZM193 184H194V185H193ZM195 184H196L197 187L195 186ZM201 184H202V185H201ZM244 184H245L246 186H244ZM259 184H260V183H259ZM9 185H10V186H9ZM98 185H99V188H101L100 190L103 191L101 185H100L99 183H98ZM98 185L96 186L97 188H98ZM109 185L107 186L108 188H109ZM114 185H115V184H114ZM154 185H155L156 188H154ZM158 185H160V187H158ZM165 185H167V186L164 187V188L161 187V186H165ZM175 185H176V184H175ZM192 185H193V186H192ZM203 185H204V187L206 188V190H209L208 192H206L205 188L202 189V188H203ZM252 185H253V187H252ZM254 185H255V186H254ZM6 186L9 187V188H7ZM28 186H29V187H28ZM41 186H43V187H41ZM63 186H65L66 189H65ZM66 186H67V187H66ZM125 186H126V188H125ZM137 186H138V187H137ZM152 186H153V187H152ZM182 186H184V189H183L184 192H186L185 190L188 189V191L192 190V192H193L194 194L191 195L192 192H188V193L186 192V194H185V193L182 194V191H183V190L181 189ZM198 186H199V187H198ZM210 186H211V187H210ZM218 186H221L220 188H222L223 190L220 189V188H219V190H218ZM233 186H234V185H233ZM262 186H263V185H262ZM21 187H22V188H21ZM30 187H31V188H30ZM32 187H33V189H32ZM110 187H111V186H110ZM116 187H117V186H115V189L118 190V187H117V188H116ZM135 187H137V188H135ZM139 187H141V188H139ZM175 187H177V188H175ZM187 187H188V188H187ZM192 187H195V188L193 189ZM237 187H240V188L237 189ZM243 187H242V189H240V190H243V189H244ZM260 187H261V185L258 187V189H259ZM15 188H17V190H16ZM28 188H29V189H28ZM39 188H40V189H39ZM72 188H71V189H72ZM94 188H95V187H94ZM142 188H143L144 190H146L147 192H150V195H151L152 192H153L152 194H155V193H156L155 197L152 195L155 199L153 200L152 196L149 197V198H147V197L150 196V195H147V197H145L144 193L142 192V191H143ZM149 188H150L151 190H150ZM165 188H166V189H165ZM170 188H173V190H174V189L180 190V192L178 191V192H179L178 194H182V195L185 196L186 198H185V197L182 198V197H180L181 195L176 194V191H177V190H176V191L174 190L175 194L173 193L172 195L170 194V192L165 191V190H168V189H170ZM225 188H227V190H228L229 193H230V194L228 195V197H227V195H225V194L222 195V193H224V192L226 191ZM256 188H255V189H256ZM6 189H8V191H7ZM10 189H11V190H10ZM12 189H13V190H12ZM63 189H64V190H63ZM89 189H90V188H89ZM92 189H93V188H92ZM92 189H91V190H92ZM110 189H111V188H110ZM115 189H114V187H113V189H111V191H112V190H114V192L117 191V190H115ZM155 189H156V190H155ZM157 189H162V190H157ZM163 189H165V190H163ZM189 189H190V190H189ZM262 189H264V187H263ZM31 190H33V192H32L33 194H30L29 191H31ZM45 190H46V191H45ZM87 190L84 191V194L87 195L89 192H90V194H91V190H89V192H86ZM95 190L98 191L99 189H98V190H97V189H94V191H95ZM153 190H155V192H154ZM181 190H182V191H181ZM220 190H222L223 192L221 191L222 193H219ZM260 190H261V189H260ZM10 191H11V193H10ZM65 191H64V192H65ZM69 191H70V190H69ZM94 191L92 190V193H93ZM163 191H164V192H163ZM215 191H216V192H215ZM217 191H218L219 194L217 193ZM233 191H234V190H233ZM255 191H256V190H255ZM262 191H263L262 193H264V190H262ZM1 192H2V194H1ZM25 192H28V196H30L29 198H31L33 195H35L37 198H35V196H33L35 199L32 197V200H30V201H32V202H29V201L27 202L26 199L28 198V196H27V194H26ZM61 192H62L63 194H61ZM133 192H134V191H133ZM144 192H145V191H144ZM161 192H162L163 194L166 193V194H164L165 197H166L167 192H168L169 195H170L171 197H170V196H167V198L170 197L169 199H171V200H169V199L167 200V198H165V197L162 196L161 194H160L161 196H160V195H159V196H160L162 199H161L159 196H158V198H157L158 193H161ZM213 192H215V194L217 195V197L215 196V197H214L213 199H211V201H210L209 199L212 198L213 195H214ZM226 192H227V191H226ZM226 192H225V193H226ZM231 192H232V191H231ZM251 192H252V194H253V193H254V194H253V195H252V194H249V193H251ZM258 192H259V190H258ZM8 193H9V194H8ZM14 193H15V195H14ZM24 193L26 194L27 198L24 197V196H25ZM129 193H130V192H129ZM145 193H146V192H145ZM171 193H172V192H171ZM241 193H242V192H241ZM262 193H261V191H260L259 195L262 194ZM10 194H11V195H10ZM23 194H24V195H23ZM29 194H30V195H29ZM58 194H60V196H59ZM126 194H127L128 196H127ZM139 194H138V195H139ZM188 194H189V195H188ZM206 194H207V195H206ZM227 194H228V193H227ZM12 195H13V198H12ZM18 195H19V197H17ZM20 195H21V196H20ZM76 195H77V196H76ZM125 195H126L127 197H126ZM173 195H176L177 197H179V198H181V199L178 200L176 196L172 199ZM254 195H255V196H254ZM2 196H3V197H2ZM4 196H5V197H4ZM7 196H9V198H8ZM44 196H45V197H44ZM58 196H59V197H58ZM74 196H75V197H74ZM248 196H249V198H248ZM262 196H264V194H262ZM23 197L26 198V199H24ZM42 197H43V198H42ZM53 197H52V199H53ZM65 197H62V198L65 199ZM79 197H81L82 199L79 198ZM134 197L138 198V203H139V204H137V201H136L137 199H134ZM226 197H227V198H226ZM238 197H235V200H236V198H238ZM242 197H241V198H242ZM257 197H259V196H257ZM260 197H261V196H260ZM4 198H5V199H4ZM22 198L24 199L25 204H24V203H21V202H23V200H21ZM29 198H28V199H29ZM45 198L48 199V200H46ZM67 198L70 199V200H68ZM88 198H89V201H90V200L92 199V198H91V195H90ZM88 198H87V196H86V199H88ZM90 198H91V199H90ZM98 198H99V199H98ZM117 198H118V199H117ZM129 198H130V196H129ZM205 198H206V199H205ZM245 198H248V199H247L248 202L246 201ZM263 198H264V197H263ZM3 199H4V200H3ZM7 199H8V200H7ZM9 199H10V200H9ZM78 199H79V200H78ZM80 199H81V201H80ZM107 199H108V200L110 199V200L107 201ZM113 199H112V200H113ZM148 199H150L151 202H152V200L155 201L156 199H158V200H157V203H158V204H157L156 202H154V205H155V206H154V205H153V202H152V204H151V202H150ZM151 199H152V200H151ZM165 199H166L167 201H165ZM175 199L178 201V202H177V206H176V203H175V205H172V204H174V203H172V200H174L173 202H176ZM195 199H197V200H195ZM257 199H258V198H256V201H257ZM2 200H3L4 202H2ZM20 200H21V201H20ZM33 200H34V201H33ZM35 200H36V201L39 200V203H37ZM57 200H58V199H57ZM120 200H121V201H120ZM125 200H126V201H125ZM129 200H130V199H129ZM19 201H20V202H19ZM40 201H41V204H43L42 206H41V204H40ZM43 201H44V202H43ZM48 201H49L50 203H48ZM60 201H62V200H60ZM60 201H59V202H60ZM83 201H84V202H83ZM89 201H87V202H89ZM93 201H94V199H93ZM110 201H111V202H110ZM113 201H114V200H113ZM119 201H120V202H119ZM134 201H135V202H134ZM159 201H160V203H161L160 205H159ZM162 201H163V202H162ZM170 201H171V202H170ZM191 201H193V202L196 201V202L193 203V202H191ZM208 201H210V203H208ZM237 201H238V199H237ZM6 202L8 203V205L5 204ZM34 202L37 203L38 206H40V209H39V207L35 206V204H33ZM42 202H43V203H42ZM52 202H53V203H52ZM91 202H92V201H91ZM107 202H108V203L110 202V205H109V204L106 205ZM121 202H122V203H121ZM141 202H142V203H141ZM147 202H148V203H147ZM166 202L171 203V207H172L173 209L176 207V208H175V209H176V212H174L173 215L171 214V211H170V213H169L168 210H172V209H171V207H170V209H169L168 207H166V206H169ZM190 202H191V203H190ZM197 202H198V203H197ZM234 202H236V201H234ZM234 202H233V204H234ZM245 202H246V203H245ZM9 203H10V204H9ZM74 203L76 204V206L74 205ZM79 203H81V204L79 205ZM93 203H94V202H93ZM102 203H103V204H102ZM145 203H146V204H145ZM162 203H164L166 206L163 204L164 206H162V208H157L156 204L158 205V207H160V206L162 205ZM192 203H193V206H191ZM206 203H208V204H206ZM247 203H248V204H247ZM251 203L253 204V203H255V201H254V202H251ZM2 204H4V206H3ZM22 204H23V206H22ZM30 204H31V205H30ZM46 204H48V205H46ZM52 204H53V206H51ZM54 204H55V206H54ZM82 204H83V206H82ZM94 204H95V203H94ZM100 204H101V206H99ZM111 204H112V205H113V204H114V205H115V204H116V205H117V204H118V205H119V204L121 205V207H120V206H119V207H120V209L123 210V211L120 212V213L118 212V215H119V217H121V219L118 218V219H119V220H118V219H115V218L113 219V218L111 217V216H113V217H116V218H117V216H118L117 214H115V212L117 213V211H116V206H114V207H115V211H114V210H113L114 207H111ZM143 204H144V205H143ZM198 204H199V205H198ZM200 204H201V207H200ZM205 204H206V205H205ZM220 204H221V203H220ZM227 204H228V203H227ZM227 204H226V205H227ZM230 204H231V203H229V205H230ZM245 204H247L248 207L245 208V206H246ZM252 204H251V205H252ZM1 205H2L3 207H2ZM49 205H50V206H49ZM89 205H91V203H90ZM141 205H143V206H141ZM147 205H148L147 208H149V210H148L147 208H145V209H147V212L145 211L146 213L141 214L142 211L144 212V210H143L141 207L144 208V206L146 207ZM149 205L152 206V209H151V207H150ZM180 205H181V204H179V206H180ZM196 205H197V209H196ZM212 205H213V207H212ZM253 205H254V204H253ZM253 205H252V206H253ZM25 206H26L27 209L25 208ZM29 206H30V207H29ZM63 206H65L64 209H65L66 207H69V208L72 209V210H70V211L68 210L69 212H67L66 209L63 210ZM85 206H86V207H85ZM97 206H98V207H97ZM182 206H180L181 208L179 207L180 209L178 208V212H179V213L181 212L182 209H185V208L182 207ZM217 206H218V205H217ZM217 206L214 207V208H217ZM230 206H232V205H230ZM20 207L25 208V209H24L25 211H23V208H21L22 210H20ZM32 207H33V208H32ZM52 207L55 208L56 210L53 209ZM92 207L94 208L95 205H94V206L92 205ZM119 207H118L117 209H119ZM132 207H131V208H132ZM164 207L167 208V209H165L166 211L163 210ZM191 207H192V208L194 207V208L192 209L193 214H192V211H191ZM198 207H199V208H198ZM240 207H241V210L239 211ZM253 207H254V206H253ZM253 207H251V208H253ZM263 207H264V206H263ZM2 208H3V209H2ZM28 208H30V209H28ZM34 208H36L35 211H37V214H36L37 217L34 215V214L36 213L35 211H34L35 213H34L33 211L30 212V210H32V209L34 210ZM49 208H50V209H49ZM69 208H68V209H69ZM90 208H91V207H89V209L87 208L89 214L92 212V211H91V212L89 211ZM111 208H113V209L111 210ZM122 208H123V209H122ZM188 208H190V210H188ZM208 208H209V209H208ZM210 208H211V210H210ZM214 208H213V209H214ZM1 209H2V210H1ZM37 209H39V211H40L39 214H38V210H37ZM41 209H42V210H41ZM44 209H46V211H44ZM87 209H86V212H84V213H87ZM120 209H119V210H120ZM141 209H142V211H140ZM159 209L162 211V213H161V211H159ZM201 209H202V212H201ZM249 209H250V208H249ZM261 209H262V211H263V208H261ZM27 210H28V211H27ZM91 210H92V209H91ZM121 210H120V211H121ZM152 210H153V214H154V211H155V210H156V211L158 210L159 213L162 214V215H160L159 213L156 212V214H154L153 219L156 217V218H158V219L161 220V218H162L163 216H164L165 218H167V219H164V220L167 221V223H165V224L162 223V225H163V229H162L161 231H162V233H164L163 235H167V236H166L167 239H166L165 236H164V237H163V239H164L163 241L161 240V239H162V236H161L162 233L160 234L161 239H160V237H158V236L156 235V234H159V232H160V231L157 232V228H156V227H157V226H158V227L160 226V228H162V226H161V222H162V221H161V222L158 221L157 223H159L160 225H156L157 223H155V221H157V220H154V221H153L152 218H148L149 216L151 217ZM187 210H188V211H187ZM196 210H198L199 214H198V212H197ZM230 210H231V208H230ZM236 210H237V209H236ZM243 210H244V211H243ZM250 210H251V209H250ZM19 211H20V214H19ZM26 211H27V213H29V212L31 213L32 216H31V215H30V216L32 217V219H33V216H35L34 221L32 220V223L37 222V220H38V215L40 216V213H41V216H42V214H45L44 218H43V216H42V218H43V223L45 222L46 224L44 223L45 225H44L43 227L40 226V224H43V223H41V221H42V220H41L42 218H41V219H39V220H41V221H38L37 223H35V225L33 224V226H32V224L30 223L31 226L28 225L29 228L27 227V225H26V227L23 226V224L25 225L26 222H27V221H25V220H27V218H28L27 215H29V214L26 213ZM43 211H44V212H43ZM124 211L126 212V214H124ZM148 211L151 212V214L149 213V216H148ZM163 211H164V212H163ZM167 211H168V213H167ZM173 211H175V210H173ZM173 211H172V212H173ZM210 211H211V212H210ZM24 212L27 214V215H25L27 218L21 216V214L24 216V214H25ZM32 212H33V213H32ZM42 212H43V213H42ZM45 212H46V213H45ZM59 212H57V213L59 214ZM132 212H134L135 214H133ZM186 212H185V214H187ZM231 212H232V210H231ZM239 212H240V213H239ZM259 212H260V210H259ZM16 213H18V214H16ZM57 213H56V214H57ZM61 213H60V214H61ZM63 213H62V214H63ZM113 213H114V214H113ZM122 213H123V214H122ZM127 213L129 214V216L132 215V218H131V216H130V218H131V222H130V220H129L130 223H129L128 220H127V219H130V218H128L129 216L127 215ZM139 213H140L141 215H140ZM164 213H165V214L167 213V214L164 215ZM179 213H178V215H179ZM181 213H183V212H181ZM195 213H196V214H195ZM209 213H211V214H209ZM241 213H242V214H241ZM261 213H263V212H261ZM261 213L258 214V215L261 216ZM60 214H59V215H60ZM65 214H63L62 216H65ZM76 214H77V215H76ZM89 214H88L87 217H86L87 219H88V218L90 217V215H91V214H90V215H89ZM112 214H113V215H112ZM145 214H146V217H147V218L145 217V219L143 218V220L145 221L144 226H146V228L143 226V223H142L143 220H142V222H141V221H136L137 219L139 220L140 217H141L142 215H143L142 217H144ZM153 214H152V215H153ZM183 214H184V213H183ZM183 214H180V215H179V216H181V220L183 219V218H182V217H183ZM194 214H195V216H193ZM200 214H201L203 217H202ZM213 214H214V216H212ZM221 214H220V215H221ZM232 214H233V213H231V214H229V215H232ZM248 214H250V216H249ZM16 215H17L18 218L20 217V219H21V217H22V218H23V219H22L23 221L20 220V219H18L17 217H15ZM18 215H19V216H18ZM74 215H75V217H73ZM78 215H79V216H78ZM83 215H85V217H83ZM92 215H95V214L92 213ZM98 215H97V214L95 215V217H96V218L94 217L95 220L97 219V216H98ZM122 215H125V216L123 217ZM155 215H156V216H155ZM158 215H159V216H158ZM168 215H167V216H168ZM199 215H200V216H199ZM233 215H234V214H233ZM235 215H234V216H235ZM263 215H264V214H263ZM41 216H40V217H41ZM47 216H48V217H47ZM52 216H53V214H52ZM60 216H61V215H60ZM133 216H134V217H133ZM157 216H158V217H157ZM161 216H162V217H161ZM189 216H191L192 219H190ZM205 216H207V217L204 218ZM218 216H219V215H218ZM236 216H235V217H236ZM31 217H29L28 220H30ZM46 217H47V218H46ZM50 217H51V216H50ZM53 217H54V216H53ZM55 217H56V216H55ZM55 217H54V218H55ZM57 217H58V216H57ZM76 217H79V218H76ZM80 217H81V218H80ZM110 217H111L112 219H110ZM125 217H127V218H125ZM160 217H161V218H160ZM177 217H178V216H177ZM177 217H176V218H177ZM194 217H196L195 219H197V217H198L200 221H199L198 219L195 221V220L193 219ZM229 217L231 218V217H233V216H229ZM246 217H247V218L250 217V218L247 220ZM262 217H263V220H264V216L259 217V219L262 220ZM12 218H13V219H14V218L17 219V222L20 221L19 223H21V224L18 225V224L16 223V221L13 220ZM24 218H25V219H24ZM45 218H46V219H45ZM60 218H62V217H60ZM74 218H76L77 220L75 219V220L73 221ZM98 218H99V217H98ZM133 218H137V219H133ZM223 218H224V219H223ZM230 218H229V219H230ZM239 218H242V221H241V219H239ZM252 218H251V219H252ZM256 218H258V217H256ZM52 219H53V218H50V220H52ZM62 219H63V218H62ZM64 219H65V218H64ZM64 219H63V220H64ZM92 219H93V216H91V218H90L89 220L92 221ZM109 219H110V220H109ZM123 219H125V220H123ZM132 219H133L134 221H133ZM174 219H175V218H174ZM178 219H179V217H178ZM184 219H185V218H184ZM184 219H183V221H184ZM213 219H214V220H213ZM227 219H228V218H227ZM227 219H225V220H227ZM231 219H233V218H231ZM259 219H255V223H253V224L258 225L259 222L261 221V220L258 221ZM8 220H9V223H8ZM11 220H12V221H11ZM35 220H36V221H35ZM95 220H94V221H95ZM112 220H114V221L117 220V221H118V222L116 221L117 223L115 222V224L118 225L119 229L121 228L120 230L118 229V230H119L118 232H120V234L123 232V234H127V235H129V234L131 233V230L134 228V229L136 230L137 233H138V231H139V235H140V230H141V229L138 227L139 225H142L143 228H145L146 230L150 227V228H149V230H150V233H149V234H150V235H149V239L151 238V240H152V239H154L153 237H156V238H155L156 240H155V239L153 240L154 242L157 241L158 239H160V241L158 240V241L160 242V244H159L160 248L157 247L158 249L156 248V250L154 251L153 248H155V246L151 248V246H153V245H152L153 242H152L151 240H150L151 242H149V240H147V241H145V243H146V242H149V243H147L148 245H147V244L144 245V249L149 248V252H148V249L145 250V252H147V254L145 253V257H144V258L149 257V255H150V257H149L147 260L142 259V258H143L142 256H144V252H143L144 249H143V251H142L143 253H141V257H140V259H142V260H140L139 258H138V260H136V258H135V257H136V254H137V253L140 254L139 250H141V249H139V250L137 249L138 251L136 250L135 247L138 248V246H137V244L135 243V241H137V240H141V236H140V238H139V235H138V238H139V239H136V238H137V237H136L137 234H136L135 230H132L133 232H132L131 234H132L133 236L135 235V238H134L131 234H130L129 236L133 237V239H136V240H134V242H132L133 240H132L130 237H126V239L123 240V238H121V237L124 236L123 234H121L122 236H121V235H118V232L116 233V232H114V231L112 230V226L114 227V225H115V224H113L114 222H113ZM148 220H152V222L155 223V224L152 223V224H153L152 227L155 228L154 230H153V228L151 229V225H152V224H151L150 226H148V224L145 225L146 223H148ZM172 220H173V219H172ZM191 220H192V221H191ZM206 220H207V221H206ZM222 220H223V221H222ZM263 220H262V221H263ZM13 221H15V222H13ZM21 221H22L23 223H22ZM24 221H25V223H24ZM52 221H54V219H53ZM52 221H51V222H52ZM60 221H61V220H60ZM72 221H73V222H72ZM90 221H89V222H90ZM94 221H93V222H94ZM99 221H100V222H99ZM104 221H105L106 223H103ZM108 221H109V223H107ZM146 221H147V222H146ZM185 221H186V220H185ZM204 221H206V222H204ZM208 221H209V222H208ZM212 221H213V223H212ZM256 221H258V224L256 223ZM28 222H29V221H28ZM28 222H27V223H28ZM51 222H49V223H50V224H54L53 222H52V223H51ZM57 222H58V223H57ZM89 222H88V223H89ZM110 222H112V223H110ZM133 222H135V223H134L133 225H131V223H133ZM136 222H141V224L138 223V224H137L138 226H137V225H136ZM149 222L151 223V221H149ZM164 222H165V221H164ZM178 222L181 223L179 226H177V225L179 224ZM197 222H198V223H197ZM199 222H200V223H199ZM220 222H222V223H221V227L223 226V227L226 229V231L223 230L224 228H223V229L220 228V229H221L220 231L223 230V232H220V233H219V229H218V228H219V227H218L219 225H217V224H220ZM249 222H250V221H249ZM39 223H40V224H39ZM64 223H62V224H64ZM74 223H75V224H74ZM99 223H100V228H99V225L96 226V225L99 224ZM176 223H177V225H176ZM193 223H194V224H193ZM205 223H206V226H205ZM207 223H208V224H207ZM211 223H212V225H213L214 228L211 226ZM231 223H229V224H231ZM241 223H242V224H241ZM260 223H261V222H260ZM262 223H263V222H262ZM11 224H12L13 226H11ZM28 224H29V223H28ZM50 224H49V226H50ZM85 224H86V223L82 224V226H84ZM95 224H96V225H95ZM102 224H106V225H103V226H107V224H112L111 226L108 225L109 227H108L107 230H109V232H105V230H106L107 227H106V228L104 227V229H105V230H104V229L102 228V226H101ZM127 224H128V225H127ZM173 224H174V223H172V224L170 225L171 228H174V227H172ZM215 224H216V225H215ZM248 224H249V223H248ZM250 224H252V223H250ZM263 224H264V223H263ZM16 225H17V227H20V225H22V226L24 227V229H25V228L28 229V231H26V229H25V230L23 229L22 231H23V232H27L26 234L29 233V237H30V238H29L26 234H25L26 236L23 237L24 234L21 233V232H22V231H21L22 226H21V229L16 227V228L18 229V233H17V232H16L17 230H16V228H15ZM38 225H39V226H38ZM88 225H89L90 227H89ZM167 225H168V224H167ZM190 225H192V226H190ZM196 225H197L198 227H197ZM214 225H215V226H214ZM260 225H261V224H260ZM46 226H47V228H46ZM91 226H92V228H93V226H94V229H93L92 231H91ZM132 226H133V227H132ZM135 226H137V227H135ZM170 226H168V227L170 228ZM189 226L192 227L191 230H193V229H194L193 227H195V226H196L198 229L200 228L201 230H200V232H198V231H197L198 229H196V227H195L196 232H195V231H194V232H195L196 234H194V233L192 234V233L190 232V230H189V229H190ZM249 226H250V225H249ZM252 226H253V225H252ZM44 227H45V228H44ZM52 227H50V229H51ZM64 227H65V226H64ZM88 227L90 228V231H89V228H88ZM95 227H96V228H95ZM97 227H98L99 229H98ZM115 227H116V226H115ZM118 227H117V228H118ZM124 227H128V228H125V229H124ZM129 227H130L131 229H130ZM147 227H148V228H147ZM236 227H237V228H236ZM259 227H260V226H259ZM14 228H15V229H14ZM42 228H44L43 230L48 229V231L46 230V231L44 232V231H42ZM110 228H111V230H110ZM138 228H139V230H138ZM160 228H158V229L160 230ZM210 228H211V229H210ZM215 228L218 229V230H217L218 232H217V231L215 232ZM240 228H239V230H240ZM260 228H261V229L263 228L262 230H261V229L259 230V232L262 231V233H260L261 236H262V235H263V232H264V231H263V230H264V226H263V227H260ZM19 229H20V231H19ZM60 229H61V228H60ZM62 229L65 231L64 228H62ZM62 229H61V230H62ZM81 229H82L83 231H81ZM113 229H115V228H113ZM123 229H124V230H123ZM127 229H128V230H127ZM177 229H178V228H177ZM209 229H210V230H209ZM212 229H213V230H212ZM246 229H247V228H246ZM252 229H254V227L251 228V230H250V227H248V230H250V232H251V231H254V230H252ZM256 229H257V227H256ZM256 229H255V231H256ZM258 229H259V228H258ZM11 230H13V231H12V234H13L14 232H16L17 235L14 233L16 236H19V237L21 238V235L23 234L22 237H23L24 239H25L26 237H27V238H26L25 240H23V239L20 240V238H19V237H15L14 234H13L14 236L12 235V237H9L8 234L11 236V234H10ZM14 230H15V231H14ZM63 230H62V231H63ZM72 230H73V231H72ZM103 230H104L105 233L103 232ZM121 230H122V232H121ZM129 230H130V232H129ZM149 230H148V232H149ZM151 230H152V231H151ZM207 230H209V231H207ZM211 230H212L213 232H215V235H214L213 232H211ZM228 230H230V229H228ZM248 230H247V231H248ZM59 231H60V230H59ZM59 231H58V232H59ZM68 231H71L72 236H71V233H70V235H68V233H69ZM80 231H81V232H80ZM115 231H117V229H115ZM124 231H126V232L128 231V232L126 233V232H124ZM154 231H156L157 233H154L155 236H152V235H154V234H153ZM166 231L168 232V230H166ZM201 231H202L203 233H202ZM255 231H254V233H253V232H251V233H252V234H255V235L257 234V235L259 236L260 234H259V233H256ZM58 232H57V233H58ZM67 232H68V233H67ZM83 232H84V233H83ZM111 232H112V233H111ZM113 232H114V234H113ZM134 232H135V233H134ZM151 232H152V233H151ZM175 232H176V233H175ZM178 232H177V231H174L173 234L176 235ZM184 232H185V233H184ZM192 232H193V231H192ZM197 232L200 233L199 237H197V236H198V235H197ZM224 232H225V233L228 232V234H227V233H226V234H221V233H224ZM229 232L232 233V235L230 234L231 236L229 235ZM257 232H258V231H257ZM20 233H21V235H19ZM45 233H46V234H45ZM66 233H67V234H66ZM106 233H109V234L111 233L112 236L109 235V234H107L108 236H107V235L104 236ZM115 233H116L117 235H116ZM128 233H129V234H128ZM165 233H166V234H165ZM187 233H188V234L191 233V235H190V234L188 235ZM201 233H202V239H204L205 241H203V240H202V241H199V238H201ZM208 233H210L211 235H213V236H210V239H209V235H210V234H208ZM236 233H237V235H236ZM251 233H249V235H250ZM58 234L60 235V233H58ZM58 234H57V235H58ZM73 234H74L77 238H75V236H74ZM82 234H85V235H82ZM86 234H87V235H86ZM102 234H103V235H102ZM203 234H204V237H203ZM220 234H221L222 238H221ZM233 234H234V235H233ZM244 234H246V233H244ZM44 235H45V237H44V239H43V236H44ZM52 235H51V236H52ZM79 235H80V236H79ZM113 235H114V237H115V236H120V237H117V238L115 237V238H113V242L110 240V241H111L110 243H113V245H112V244H109V241H107V239H105V237H106V238L109 237V239H111L110 237H113ZM169 235H170V236H169ZM178 235H177V236H178ZM184 235H183V236H184ZM226 235H227V236L229 235V236L227 237ZM235 235H236V236H235ZM247 235H248V232H247ZM249 235H248V236H249ZM255 235H254V236H255ZM46 236H47V237H46ZM49 236H50V235H49ZM82 236H83V237H82ZM102 236H103V237H102ZM125 236H126V235H125ZM125 236H124V237H125ZM151 236H152V237H151ZM179 236H178V238L181 239V241H182V238H183V237L180 238ZM192 236H193V237H192ZM195 236L197 237V241H196V242L198 243V245H199V242H205V244L200 243L201 246L199 245V247H197V243L195 242V240H196V237H195ZM207 236H208V237H207ZM234 236H235V240L237 239L236 241L233 240V239H234ZM243 236H244V235H243ZM261 236H260V238H261ZM8 237H9V238H8ZM52 237H53V236H52ZM59 237H60V236H59ZM190 237H192V238H190ZM211 237H212L213 239H212ZM225 237H226L227 239H226ZM230 237H231V238H230ZM249 237H250V236H249ZM251 237L253 238V241H254V242L251 241V240H252ZM251 237H250L251 240H249V241L253 242V244H254V243L257 244V246H259V248H260V245H263V242H261L262 239L264 240V237H263V236H262V239H260V241L257 240V241H259V243H256V242H255V240H254L255 237H253V236H251ZM256 237H257V236H256ZM16 238H18V239L16 240ZM50 238H51V237H50ZM63 238H64V239H63ZM68 238H69V237H68ZM70 238H69V239H70ZM80 238H81V240H80ZM119 238L122 239V240L120 239V240L122 241V243H121V241H120V242H116V239H117V241H119ZM228 238H229V239H228ZM246 238H247V237H246ZM11 239H13V240H11ZM14 239H15V240H14ZM28 239H29V240H28ZM109 239H108V240H109ZM127 239H128V240L130 239V241L128 242ZM165 239H166V240H165ZM183 239H185V238H183ZM206 239H207V240H206ZM230 239H231V240L233 241V243H235V244H232L233 246L230 245V247H227V245L229 246V244H227V243H228V241L230 242ZM257 239H259V237H258ZM2 240H3V241H2ZM7 240L9 241L8 243H7ZM18 240H19V241H18ZM26 240H28L27 243H26ZM51 240H52V239H51ZM77 240H76V241H77ZM102 240H103V241H102ZM114 240H115V243H114ZM125 240H126V241H125ZM131 240H132V241H131ZM143 240H144V239H143ZM214 240H215L216 242H215ZM1 241H2V242H1ZM13 241L18 242V243L15 244ZM23 241H24V242H23ZM42 241H43L44 243L47 242L48 245L45 244L46 246H44V244L42 243ZM45 241H46V242H45ZM72 241H73V240H72ZM100 241H101V244H99ZM104 241H106L107 243L104 242ZM169 241H170V240H169ZM172 241H173V240H172ZM192 241H194L196 244H195L194 242H192ZM207 241H209V243H211V246H208V245H207ZM211 241H212V242L214 241V243H212ZM222 241H223V242H222ZM241 241H242V240H241ZM243 241H244V240H243ZM247 241H248V240H247ZM49 242H50V244H49ZM69 242H71V240H70ZM98 242H99V243H98ZM123 242H124V243H123ZM125 242H126V243L128 242L129 245H130L131 243H133V244L135 243L136 246H134L133 244H132L131 246H129V245H127ZM138 242H139V241H137V243H138ZM159 242H157V243H159ZM161 242H163L164 244L162 243V244H163V245H162ZM167 242H166V243H167ZM179 242H180V241H179ZM225 242H226V243H225ZM9 243H11V245H12L11 247H12V248L8 245ZM23 243L26 244V246H24ZM41 243H42L43 245H42ZM59 243H60V244H59ZM76 243H77V245H76ZM103 243H104V246H105V244H106V248H105V247H103V248L100 247ZM150 243H151V246H149ZM170 243H171V245H173L174 242H171V241H170ZM170 243H168V244H170ZM180 243H181V242H180ZM184 243H186V245H184ZM188 243H189V244H188ZM190 243H191L192 245H190ZM209 243H208V244H209ZM230 243H231V242H230ZM249 243H250V242H249ZM260 243H262V244H260ZM20 244H21V245H20ZM39 244H40V246H41V245H42V246L39 247ZM53 244H54V245H53ZM58 244H59V245H58ZM74 244H75V246H77V247H74ZM98 244H99V245H98ZM123 244H124V245L126 244L125 246H126V250L128 251V254H126L127 252L125 251V248H124V252H119V253H121V254H119V253H118V254L121 255V257H122V255L125 256V254H126V257H127V255H129V256L132 255V256H133V260H132V256H131V259H130L129 256H128V259L123 258V257H124V256H123V257H122L123 260H122V259L120 260L119 257H118L119 255H118V254H117L118 256L116 255L115 251H116L117 249H118V251H122L121 249H122L123 246H124ZM154 244H155V243H154ZM226 244H227V245H226ZM246 244H247V245H246ZM7 245L9 246V248L13 249V252H14V253H16V254L11 253L12 256L8 254L10 257L7 255V257H9V260H10V261L6 258V255L4 254V252L7 253L9 250H11V249H8V248H7L8 251H6V250H7L6 247H8ZM16 245H17V247H16ZM57 245L59 246L60 249H62L61 251H60V250L57 251V250H58V248H57L58 246H57ZM109 245H110V246H109ZM146 245H147V246H146ZM156 245H157V244H156ZM166 245H167V244H166ZM178 245H179V244H178ZM188 245H190V248L188 247ZM195 245H196V246H195ZM224 245H225V246H224ZM20 246H23V247H20ZM54 246H56V247H54ZM108 246H109V247H108ZM111 246H112V247H111ZM125 246H124V247H125ZM128 246L131 247V249H132V248H134V249H132L131 252H129V247H128ZM145 246H146V247H145ZM157 246H158V245H157ZM167 246H168V245H167ZM180 246H179V247H180ZM182 246H183V247L185 246V247L183 248ZM186 246H187V248H186ZM212 246L215 248V249L213 248L214 250L211 248ZM241 246H242V245H241ZM241 246H240V247H241ZM249 246H250V245H249ZM251 246H252V244H251ZM263 246H264V245H263ZM51 247H50V248H51ZM114 247H115V248H114ZM117 247H122V248L119 249V248H117ZM127 247H128V249H127ZM161 247H164V251H163V252H162L161 250H159V249H161ZM174 247H175V246H173V249H171V251L169 252V254L167 253L168 256H165V257H164V260L167 259V258H170V257L172 256V258H170V259H168V260H171V259H172V260H176V261H177V260L180 259V260H183V263H184V264H188V263H186V261H187V260H190V262L196 264V262H193V261H195V260H194L195 258H192V256H193L192 254H191L192 256H191V255H190V256H191V258L193 259V261H192L191 259H189L190 256L187 258V255H189V254H188L189 252H188V253H187V252H184V253H183L184 250L181 251V252H179V251H180L179 247H178L179 251H177L178 249H176L177 246H176L175 248H174ZM195 247H197V248H195ZM204 247H205V248H204ZM206 247H207V248L210 247V248L212 249V250H211L212 253H213L214 255H216V256H214V255L212 256V253H211V256H212V257H210V256H209V257H206L205 255L208 256V255L210 254V253H209L210 250L207 249ZM221 247H222V248H221ZM226 247H227V248H226ZM21 248H23V249H21ZM99 248H102V250L104 249V251H100L101 249H99ZM166 248H167V247H166ZM202 248H203V249H202ZM223 248H224L226 251H225ZM243 248H244V247H243ZM256 248H258V247H256ZM261 248H262V247H261ZM5 249H6V250H5ZM55 249H56V250H55ZM95 249H96V250H95ZM98 249H99V250H98ZM111 249H112V250H111ZM113 249H114V251H113ZM115 249H116V250H115ZM152 249H153V250H152ZM174 249H175V251H176V252L174 251V255H175V253H178V255H180V253H183L184 255L182 254V256H184L185 258L183 257L184 259H183V258H179V259H178V257H179L178 255H175L176 257H174V255H170V253L173 254L172 251H173ZM238 249H239V247H238ZM252 249H253V248H252ZM252 249H250V250L252 251ZM263 249H264V248H263ZM18 250H19V249H18ZM32 250H33V251H32ZM53 250H55V251H54V252H56L55 254H54ZM108 250H109V251L111 250V251H113V252H111V251L109 252ZM133 250H134V254H131ZM135 250L137 251V253H136ZM157 250H159V251H157ZM162 250H163V249H162ZM165 250H166V251H165ZM189 250H188V251H189ZM196 250H197V251H196ZM202 250L205 251V252L201 253ZM11 251H12V250H11ZM11 251H10V252H11ZM63 251H62L61 255H59V256H61V258H63V259H62V260H60L61 258L58 259V260H60L62 263L64 262V261H63V260H64V257H63L62 254L65 253V251H64V253H63ZM95 251H99V252L96 253ZM107 251H108V252H107ZM156 251H157V252H156ZM208 251H209V252H208ZM224 251H225L226 253H224ZM10 252H8V253H10ZM31 252H32V253H31ZM72 252H73V253H72ZM93 252H95L96 254L94 253V254H95V255H94ZM116 252H117V251H116ZM158 252H159V253H158ZM164 252H165V254H163ZM194 252H196V254H195ZM249 252H250V251H249ZM2 253H3L4 255H3ZM30 253H31V254H30ZM36 253H37V252H36ZM102 253H103V254H102ZM114 253H115V256H113ZM124 253H125V254H124ZM129 253H130L131 255H130ZM135 253H136V254H135ZM156 253H158V254H156ZM190 253H191V251H190ZM204 253H205V255H203ZM216 253H218V254H216ZM230 253H229V255H231ZM235 253H236V254H235ZM1 254H2L3 257L1 256ZM34 254H35V253H34ZM38 254H39V252H38ZM38 254H37V255H38ZM91 254H93V255L95 256V258H93L94 256L91 257ZM97 254H98V255H97ZM101 254H102V255H101ZM155 254H156L157 256L154 257V259H153L152 255L154 256ZM167 254H166V255H167ZM219 254H222V256L220 257ZM20 255H21L22 257H20ZM53 255H52V256H53ZM134 255H135V256H134ZM146 255H147V257H146ZM162 255H161V256H162ZM197 255H196V256H197ZM229 255H228V256H229ZM247 255H248V256H247ZM251 255H250V256H251ZM256 255H255V257H256ZM4 256H5V257H4ZM38 256H39V255H38ZM55 256H54V258H56ZM59 256H58V257H59ZM180 256H181V255H180ZM182 256H181V257H182ZM203 256H204V257H203ZM217 256H218V259H216ZM237 256H238V255H237ZM11 257H12V259H10ZM36 257H37V256H36ZM49 257H50V256H49ZM66 257H65V260H66ZM113 257H114V258H113ZM115 257H118V258L116 259ZM138 257H139V256H138ZM157 257H159V258L157 259ZM173 257H174V258H173ZM205 257H206V258H205ZM244 257H245V262H244ZM2 258H3V261L5 260L4 263H2L3 261H1ZM32 258H33V259H32L31 262L34 261V263H31V262H30V264H37L38 261H41V264L44 263V262H43V259H44V258H42V260H41V259L39 260L38 258H35V257H32ZM54 258H52V257L49 258L50 262H49V260L47 261V258H46L47 264H49V263H53V264H54V262H53V259H54ZM155 258H156L157 261L155 260ZM186 258H187V259H186ZM237 258H238V257H237ZM242 258H243V259H242ZM260 258H261V256H260ZM6 259H7V260H6ZM34 259H35V260H38V261H35ZM51 259H52V261H51ZM94 259H95V260H94ZM129 259L132 260V261L129 262ZM134 259H135V260H134ZM151 259H152V260H151ZM185 259H186V260H185ZM215 259L218 260V261H215ZM224 259H225V260H224ZM232 259H233V258H232ZM234 259H235V258H234ZM263 259H264V258L262 257V261H264ZM13 260H14V259H13ZM13 260H12V261H13ZM56 260H57V259H56ZM107 260H108V261H107ZM113 260H115V261H113ZM150 260H151V261H150ZM153 260H154V261H153ZM184 260H185V262H184ZM197 260H196V261H197ZM205 260H204V264H206V263H205V262H206ZM219 260H220V261H219ZM226 260H227L228 262H227ZM6 261H8V262H6ZM14 261H15V260H14ZM17 261H18V259L16 260V262H17ZM44 261H45V260H44ZM54 261H55V259H54ZM60 261H59V263H58V261H55V263L60 264ZM105 261H106V263H105ZM148 261H150V263H149ZM211 261H209V259H208V262H210V263L212 264ZM225 261H226V263H225ZM16 262H15V264H16ZM19 262H17V263L20 264ZM42 262H43V263H42ZM66 262H67V260H66ZM68 262H67V263H68ZM123 262H122V264H124ZM126 262H125V263H126ZM151 262H152V263H151ZM165 262H166V261H165ZM169 262H170V261H169ZM173 262H174V261H172V263H173ZM187 262H188V261H187ZM231 262H232V261H231ZM234 262H235V261H234ZM64 263H65V262H64ZM64 263H63V264H64ZM116 263H117V262H116ZM116 263H115V264H116ZM138 263H137V264H138ZM156 263H155V264H156ZM160 263H161V264H164L163 259H162V261H161ZM167 263H168V261H167ZM183 263L181 262V264H183ZM216 263H215V264H216ZM241 263H240V264H241ZM254 263H253V264H254ZM44 264H46V262H45ZM165 264H166V263H165ZM169 264H171V262H170ZM174 264H179V263H178V261H177V263L174 262ZM190 264H191V263H190ZM197 264H198V261H197ZM202 264H203V263H202ZM233 264H234V263H233Z\"/></svg>",
    "mask_w": 264,
    "mask_h": 264
},
{
    "label": "bare ground",
    "instance_id": "bare-ground-1",
    "mask_svg": "<svg viewBox=\"0 0 264 264\" xmlns=\"http://www.w3.org/2000/svg\"><path fill=\"white\" fill-rule=\"evenodd\" d=\"M24 1H25V0H24ZM39 1H40V0H39ZM39 1H37V2L40 3ZM62 1H63V0H62ZM73 1H74V0H73ZM77 1H81V0H77ZM77 1L75 0L74 2L76 3ZM97 1H98V0H97ZM97 1L95 0V2H96L95 4H97ZM99 1H100V0H99ZM99 1H98V3H99V4H102V2H103L104 0L100 1L101 3H100ZM126 1H127V0H126ZM130 1H131V0H130ZM132 1H133V0H132ZM135 1H136V0H135ZM139 1H140V0H139ZM144 1L147 2V0H143V2H144ZM155 1H156V0H155ZM174 1H175V0H174ZM199 1H200V0H198V2H199ZM249 1H250V0H249ZM251 1H252V0H251ZM254 1H255V2H254ZM254 1H253V2L256 3V4H257V2L259 1V3H260L259 5H261V7H262V5H264V0H263V2H260V0H258L257 2H256V0H254ZM14 2H15V0H14ZM19 2H21V1H19ZM31 2H32V1H31ZM34 2H35V0H34ZM46 2H47V1H45L44 3H46ZM53 2H55V1H53ZM81 2H82V1H81ZM81 2H80V3H81ZM108 2H109V0L107 1V3H108ZM113 2H114V1H113ZM113 2H112L113 5H114L115 3H117V1H115V3H113ZM128 2H129V1H128ZM133 2H134V1H133ZM160 2H161V1H160ZM176 2H177V4H176V3H175V4L173 3V4L177 6L179 0H178V1L176 0ZM192 2L195 3L194 0H193ZM196 2H197V1H196ZM200 2H201V1H200ZM50 3H52V2H50ZM50 3H49L48 5H45V7H44V9L42 10V12H44V10H47L46 8H48V6H49V7L51 6ZM63 3H64V6H65V9H66L67 6H68L67 9L70 11L71 14H69V12H66V10L64 11V10H63L64 7L62 8V10H63L64 12H62L61 7H62ZM63 3H61V4H58V3H57L58 5H61L60 8L58 7L59 10H58V9H57V10H58V11L61 10V12L64 13V14L61 13V15H64L63 19H65V21H66L67 18H71L72 14H74V11L76 10V7H75V6H77V4L74 3V4H73L74 6H72V8H70V9H71V10H70L69 7H70L71 5H68V4H70V3H67V4H66V1L63 2ZM72 3H73V2H71V4H72ZM82 3H83V2H82ZM82 3H81V4H82ZM104 3H106V1H105ZM104 3H103V4H104ZM107 3H106V5L108 6L109 4H107ZM109 3H110V2H109ZM122 3H123V2H122ZM129 3H131V2H129ZM134 3H135V2H134ZM149 3H150V2H149ZM149 3H148V5H149ZM155 3H156V2H155ZM171 3H172V0H171ZM202 3H203V0H202ZM202 3H201V6H202ZM245 3H246V1H245ZM247 3H248V2H247ZM247 3H246V5L243 4V3H242V4H243L244 7H245V6H248ZM261 3H262V4H261ZM95 4L93 3V7H94V8H95L96 6H98L99 9L104 8V7H102L103 5H102V6H99L98 4H97V5H95ZM118 4H119V6H120V2H119ZM151 4H152V3H151ZM158 4H159V3H158ZM158 4H157V5H158ZM180 4H182V1H181ZM180 4H179V5H180ZM197 4H198V3H197ZM203 4H204V3H203ZM256 4H255V5H256ZM20 5H21V4H20ZM23 5L25 6V4H23ZM27 5H28V4H27ZM36 5H37V4H36ZM36 5H35V6H36ZM78 5H79V4H78ZM106 5H105L106 11H105L104 9H102L101 12H104V11H105V12H107V13H103V15H104V14L107 15V14H109L108 12H110V10L108 11V8L106 7ZM131 5H132V3H131ZM137 5H138V3H137ZM139 5H140V3H139ZM141 5H142V4H141ZM160 5H161V4H160ZM170 5H171V4H170ZM183 5H184V4H182V7H183ZM186 5H187V4H186ZM189 5H190V3H189ZM189 5L187 6V8H186L185 5H184V7L188 10V9H189ZM195 5H196V4H195ZM199 5H200V4H199ZM237 5H238V4H237ZM257 5H258V4H257ZM18 6H19V5H18ZM28 6H29V5H28ZM53 6H54V4L52 3V6H51V9H50V10H52V7H53ZM56 6H57V5H56ZM83 6H84V5H83ZM114 6H115V5H114ZM119 6H118V7H119ZM124 6H126V8H127V5H124V4H123V7H124ZM132 6H133V5H132ZM134 6H135V5H134ZM145 6H146V5H145ZM150 6H151V5H150ZM176 6H175V7H176ZM197 6H198V5H197ZM205 6H206V5H205ZM25 7H26V6H25ZM25 7H23V8L25 9ZM73 7H75V8H73ZM108 7H109V6H108ZM110 7H111V6H110ZM123 7H122V5H121V8H123ZM141 7H142V6H141ZM143 7H144V6H143ZM143 7H142V8H143ZM155 7H156V6H155ZM180 7H181V6H180ZM191 7H192V4H191ZM19 8H20V7H19ZM90 8H91V5H90ZM94 8L89 9L90 12H93ZM96 8H97V7H96ZM126 8H125L124 10L122 9L121 12L125 11ZM132 8H133V7H132ZM139 8H140V7H139ZM144 8H145V7H144ZM171 8L173 9L174 6L171 5ZM171 8H170V13H171ZM178 8H179V6H178ZM185 8H184V10H186ZM262 8H263V10H264V7H262ZM36 9H37V8H35V10H36ZM74 9H75V10H74ZM110 9H111V8H110ZM129 9H130V8H129ZM135 9H138V8L135 7ZM135 9L133 8L132 10H135ZM150 9H151V8H150ZM156 9H158V8H156ZM181 9H182V8H181ZM193 9H194V7H192V9H190V10H193ZM195 9H196V8H195ZM195 9H194V10H195ZM198 9H199V8H198ZM234 9H235V8H234ZM234 9H233V10H234ZM237 9H238V6H237ZM242 9H243V6H242ZM247 9H248V8H247ZM27 10H28V7H27ZM48 10H49V8H48ZM68 10H67V11H68ZM73 10H74V11H73ZM91 10H92V11H91ZM95 10H97V9H95ZM130 10H131V9H130ZM132 10H131V11H132ZM138 10H139V9H138ZM138 10H137V11H138ZM146 10H147V9H146ZM153 10H154V8H153ZM190 10H189V11H190ZM245 10H246V8H244V11L240 12V13H242L241 15H240V13H239V10H238V11L235 10L236 12H233V11H232L231 13H227V15H225L224 18H225V19H226V18L229 19V14H230L231 19L228 20L229 22H227L225 19H224V21H226V23L229 24L230 21H232V20H233V21H235V20H236V21H237V20L240 21V20H241V23H243V24L246 23L245 25H243L244 27H241L242 29L244 28L243 31L245 32V29H246L245 27H249V28H250L251 25H253L252 22H251V20H250V24H251V25H250V24H247V21L250 19L249 17H247L248 15H247V16L244 15V17L242 16V15H243V12H245ZM263 10H262V11H263ZM23 11L25 12V10H23ZM53 11L56 12V9H55V8H54V10H52V13L57 14V13H55V12H53ZM58 11H57V12H58ZM79 11H81V10H79ZM86 11H87V10H86ZM126 11H127V10H126ZM149 11H150V10H149ZM174 11L177 12L176 8H175ZM174 11H173V13H174ZM178 11L180 12V10H178ZM199 11H200V10H199ZM20 12H21V11H20ZM46 12H49V11H46ZM75 12L77 13V14H75L76 16H77V15H78V16H79V15H80V16L82 15V14H79L78 11H75ZM83 12H84V11H83ZM90 12H88V13L86 12L88 15H87V14L84 15V13H83V15L81 16V17H82V19H81V20H82V24H81V21H79L80 19H77V20L74 21V23H75L76 21H77V22L79 21V22H78L79 24H78V23H75V25H73V22H71V23L69 22L70 24L66 25V23H67L68 21L65 23V21H64L62 18H60V17H62V16H59L58 18H60V19L63 20L64 22H62L61 20H58V22L61 21V24H60V23H57V21H56V23H55V21H54L55 18L53 19V18L51 17V16L53 15L51 12H49V13H47V14H46V13H43L42 15H43L44 17H42L41 15H38V20H37L36 22H34L33 24H30V25H32V26H30V25H27V26H26V27H29V30L32 29L31 32L33 31V32H32V35H30L31 38H29V39L31 40L33 37H37V34H40V33H42V34H43V37H44V33H45V32H46V33H45V36H46V34H49V33H47V32H51V29H52L53 26H55V27H53L54 29L57 28V26H58V29H55V30L53 29V31H52L53 34L51 33L50 35H54V32H55L56 30H57L58 32H56L54 36H56L57 33H58L57 35H59V36L62 35L61 33H63V35L67 34V35H65V36H68V37H65V36H64V38H66V39H65V40H66V41H65V46L68 45V44L66 45V42H67V43H70V44H71V42H72V41H71V42H68V41H70L71 39H70V40H67V39H69V36H71V35H70V34H71L70 32L72 31V28H73V31H72L73 33H74V31L77 30L76 33H78V34L80 33V34L82 35V37H83L82 41H81V39H80V41H79V40H78V41L81 42V44H83V42L85 43V41H83V40L88 39L89 37L91 38V36H92V35H91V36L89 35L88 38L86 37V36H88V35H87V34H88V31H85V30H88V28H87V27H86V29L83 28V27H84V24H85L86 22L89 23V26H88L87 24H85V26L87 25L89 28L92 27V28L89 30L91 33H93L94 31L98 30V29H99L98 27H102V26H103L102 23H100L102 26L96 25L97 13H98V12L100 13V11H98V12H96V11L93 12L94 17H95V23H93V25H94V26L96 25V26H95V27L92 26V23H91V22H94V21H91V20H93V19H91L90 16L93 15V14H90ZM112 12H113V10H112ZM121 12H119V13H120V17H121V15L123 14V13L121 14ZM133 12H135V11H133ZM133 12H132V13H133ZM139 12H140V11H138V13H139ZM153 12H154V11H153ZM156 12H157V11H156ZM179 12H178V13H179ZM183 12H184V11H183ZM190 12H191V11H190ZM195 12H196V11H195ZM197 12H198V11H197ZM202 12H203V10H202ZM237 12L239 13L238 15H237ZM263 12H264V11H263ZM263 12H262V13H263ZM22 13H23V12H22ZM26 13L28 14L27 11H26ZM66 13H67V15H68L67 18L65 17V16H66V15H65ZM99 13H98V14H99ZM128 13H129V12H127V14H128ZM132 13H130V14H132ZM136 13H137V12H136ZM136 13H135L134 15H132V16H134V18H136V17H135V16H136ZM138 13H137V16H138ZM149 13H150V12H149ZM185 13H186V14H185ZM185 13H184V16L187 17V15H188L189 13H188V14H187V12H185ZM39 14H41V13L39 12ZM58 14H59V13H58ZM100 14H102V13H100ZM140 14H141V12H140ZM140 14H139V15H140ZM151 14L154 15V13H151ZM197 14H198V13H197ZM197 14H196V15H197ZM203 14H204V13H202V15H203ZM231 14H233V15L235 14V16H232ZM249 14H250V13H249ZM263 14H264V13H263ZM23 15H24V14H23ZM23 15H20V16H22V18H23ZM69 15H70V16H69ZM141 15H142V14H141ZM141 15H140V18L142 17ZM143 15H144V17L146 16V15L144 14V12H143ZM171 15H172V14H171ZM171 15H170V16H171ZM180 15H181V16H178V19H179V20H180L181 18H183V17H182V12H181ZM189 15H190V16H188V18L192 16L191 14H189ZM199 15H200V14H198L197 16H199ZM202 15H200V16H202ZM25 16H26V14H25ZM28 16H29V15H28ZM39 16H40L41 18H39ZM53 16H54V15H53ZM78 16H77V17H78ZM88 16L90 17V18H89L90 20L88 19ZM98 16H99V15H98ZM108 16H109V15H108ZM108 16H106V20H107V21L112 20V19H110V18H109V20H108ZM122 16H123V15H122ZM132 16H131V17H132ZM162 16H163V15H162ZM194 16H195V15L193 14L192 18H194ZM200 16H199V17H200ZM237 16H239V17H237ZM241 16H242V17H241ZM14 17H15V15H14ZM72 17H73V16H72ZM85 17H87V19H88L89 21H91V22L86 21L87 19H84V20H83V18H85ZM120 17H118V20H117V21L120 20ZM160 17H161V16H159L158 19H159ZM174 17H176V19H177V14H176ZM179 17H180V18H179ZM202 17H203V16H202ZM233 17H234V19H235V18H236V19L234 20ZM245 17H246V18H245ZM20 18H21V17H19V19H20ZM22 18H21V19H22ZM26 18H27V17H26ZM92 18H93V16H92ZM98 18H99V17H98ZM101 18H102V19H100V20L97 19V21H102V20H104L103 17H101ZM126 18H128V16L125 17V15H124V17H122V19H123L122 21H124V22L127 21V22H128L129 19L132 20V18H130V16H129L128 19H126ZM134 18H133V19H134ZM140 18H139V19H140ZM149 18H151V17H149ZM188 18H187V19H188ZM192 18H191V19H192ZM196 18H197V17H196ZM237 18H238V19H237ZM240 18L245 19V20H243V22H242V19H240ZM247 18H249V19H247ZM17 19H18V17H17ZM124 19H126V20H124ZM158 19H157V20H158ZM160 19H162V18H160ZM183 19H184V18H183ZM187 19H186V20H187ZM198 19H199V18H198ZM255 19H256V18H255ZM259 19H260V21H261V20H263L264 18L262 19L261 16H260ZM259 19H258V20H259ZM13 20H14V19H13ZM33 20H35V19H33ZM67 20L70 21V19H67ZM131 20L129 21L130 24L132 23ZM134 20H137V25H139V28L142 27V30H143V27H144L143 24H144L145 22L142 21L143 24H141V25H143V26H141L140 24H138V18H136V19H134ZM147 20H150V19H147ZM153 20H154V19H153ZM179 20H178V22L182 21V20H180V21H179ZM186 20H185V21H186ZM188 20H190V18H189ZM194 20H195V19H194ZM194 20L192 19L191 21L196 22V23L200 22V21H194ZM199 20H201V19H199ZM210 20H211V19H210ZM21 21H22V20H21ZM30 21H31V20H30ZM140 21H141V19L139 20V22H140ZM150 21H151V20H150ZM155 21H156V20H155ZM161 21H162V20H161ZM175 21H176V20H175ZM244 21H246V22L244 23ZM102 22H103V21H102ZM124 22H122V23H124ZM127 22H125L124 27H125L126 25H128V27L132 26L133 23H132L131 25H129ZM133 22H134V21H133ZM153 22H154V21H153ZM153 22H152V23H153ZM172 22H173V21H172ZM176 22H177V21H176ZM176 22H175V24H176ZM255 22H256V20H255ZM28 23H29V21H28ZM63 23H64V24H63ZM104 23H107V22H103V24H104ZM115 23H116V22H115ZM115 23H114V24H115ZM118 23H119V22H118ZM122 23H121V24H122ZM146 23H147V22H146ZM191 23H192V22H191ZM208 23H209V22H208ZM208 23H207V24H208ZM24 24L26 25V23H24ZM24 24H23V25H24ZM57 24H58V25H57ZM59 24H60V25H59ZM62 24H63V25H62ZM76 24H77V25H76ZM90 24H91V25H90ZM108 24H110V26H111V23H110V22H108ZM112 24H113V23H112ZM134 24H135V23H134ZM149 24L151 25V23H149ZM156 24H157V23H156ZM171 24H172V23H171ZM182 24H184V22H182ZM185 24H186V23H185ZM187 24H188V22H187ZM189 24H190V23H189ZM189 24H188V25H189ZM192 24H193V23H192ZM194 24H195V23H194ZM194 24H193V25H194ZM198 24L201 25L200 23H198ZM239 24H240V22H239ZM261 24H262V21H261ZM263 24H264V23H263ZM263 24H262V27H263ZM23 25H22V26H23ZM25 25H24V26H25ZM69 25H70V26H69ZM71 25H72V26H71ZM81 25H83V26H82V29H84L83 31H81L82 29L79 28V27H81ZM104 25H107V24H104ZM137 25H135L136 27H133V28H136V29H137V27H138ZM160 25H161V24H160ZM193 25H190V27H189V31H190V33H191V30H192V27H194ZM232 25H233V24H232ZM240 25H241V24H240ZM246 25H247V26H246ZM249 25H250V26H249ZM22 26H21V27H22ZM62 26H64L66 29H67V27L69 26L68 29H67V31H70V32H66V33H64V31H62V29H61ZM75 26L78 27L79 29H76ZM97 26H98V27H97ZM107 26H108V25H107ZM107 26H106V27H107ZM110 26H109V27H110ZM112 26H113V25H112ZM121 26H123V25H121ZM140 26H141V27H140ZM148 26H149V25H148ZM148 26H146V24H145V27H148ZM151 26H152V25H151ZM176 26H177V25H176ZM179 26L181 27V23H179ZM179 26H178V27H179ZM238 26H239V25H238ZM241 26H242V25H241ZM103 27H104V26H103ZM106 27H105V28H106ZM126 27H127V26H126ZM126 27H125V29H126ZM153 27H154V26H153ZM158 27H159V26H158ZM182 27L185 28V26H183V25H182ZM187 27H188V26H187ZM198 27H199V26H198ZM210 27H211V26H210ZM236 27H237V26H236ZM59 28L61 29V31H60ZM65 28H64V29H65ZM69 28H70L71 30H69ZM93 28H96V30H92ZM113 28H114V27H113ZM117 28H118V27H117ZM120 28H121V27H120ZM130 28H131V27H130ZM133 28H132V29H133ZM139 28H138V29H139ZM194 28H195V27H194ZM199 28H200V27H199ZM251 28H252V27H251ZM25 29H27V28H25ZM75 29H76V30H75ZM103 29H104V28H102L101 30H103ZM106 29H107V28H106ZM108 29H109V28H108ZM115 29H116V28H115ZM121 29H124V28L122 27ZM128 29H129V28H127L126 30H128ZM138 29H137V31H138ZM145 29H146V28H145ZM147 29L149 30V28H147ZM154 29H155V28H154ZM158 29H160V28H158ZM179 29H180V28H179ZM186 29H187V28H185V29H180V30H181L182 32H184ZM254 29H255V27H254ZM16 30H17V29H16ZM29 30L27 31V34H26V35H28ZM109 30H110V29H109ZM109 30H108V31H109ZM118 30H119L120 33H121V31H123V30L120 31L119 28H118ZM139 30H140V29H139ZM160 30H161V29H160ZM160 30H159V31H160ZM168 30H169V29H167L166 31H168ZM177 30H178V29H177ZM180 30L178 31L179 33H180ZM183 30H184V31H183ZM195 30H197V29H195ZM205 30H206V29H205ZM207 30H209V29L207 28ZM237 30H238V32L240 31L239 29H237ZM250 30H251V29H250ZM59 31H60L61 33H60ZM78 31H79V32H78ZM80 31H81V32H80ZM84 31H85V32H84ZM92 31H93V32H92ZM103 31L105 32L106 30H103ZM103 31L101 32L100 30H98V31H96V32H97V33H98V32H99V33H103ZM128 31L130 32V29H129ZM135 31H136V30H135ZM154 31H155V30H154ZM159 31H158V33H159ZM186 31H187V30H186ZM192 31H193V30H192ZM246 31H248V32L250 33L249 29H248V30L246 29ZM43 32H44V33H43ZM82 32L85 33L84 36H85L86 38L83 36V33H82ZM96 32H94V33H95V34H94L95 36H97V35L99 34V33L97 34ZM116 32H118L117 30H115V34L118 35ZM144 32H146V31H143V33H144ZM149 32H151V31H149ZM182 32L180 33V37H181V38H183V37L185 36L184 34H187V35L190 34L188 31H187V33L184 32V34H183ZM244 32H243V33H244ZM248 32H245V33H244L243 38H244L245 36L248 35V34L245 35V34L248 33ZM13 33H14V31H13ZM59 33H60V34H59ZM73 33H72V34H73ZM91 33H90V34H91ZM106 33H108V32H106ZM106 33H103V34H106ZM125 33H126V34H121V35L119 34V35H120L121 37L124 38L125 36H122V35H128V34H129V33H127V31H125ZM140 33H141V35H143L142 32H140ZM140 33H138V34H140ZM158 33H157V34H158ZM165 33H167V32H165ZM179 33H178V34H179ZM195 33L198 34L197 32H194V35H195V36H196ZM236 33H237V32H236ZM241 33H242V31H241ZM103 34H101V35H103ZM111 34H114V32L112 31V33H110V34L108 33V34H106V36H105V35H103V36H104L105 38H107V35H108V37H109V35H111ZM148 34H150V33H148ZM152 34H154V33H152ZM181 34H182V35H181ZM191 34H193V32H192ZM191 34H190V38L188 37L187 40L190 39V41H191V37H192ZM206 34H207V33H205V35H206ZM4 35H5V34H4ZM33 35H34V36H33ZM63 35H62V36H63ZM116 35H115L114 37H113V35H111L112 37H110V39H111V38H112V39L114 38V40L119 39L120 37L117 38ZM119 35H118V36H119ZM146 35H147V33H146ZM146 35H145V36H146ZM160 35L162 36L163 33H162V34L160 33ZM176 35H177V33H176ZM187 35H186V37H187ZM239 35H240V33L238 34V36H239ZM249 35H250V34H249ZM0 36H1V35H0ZM40 36H41V38L43 39V37H42L41 34H40ZM40 36H38V38H39ZM59 36H58V37L56 36L55 38H54L53 36H50V37H51V38L53 37V41L56 40V42H57V39H59V40H60L61 38L63 39V37H60V38H59ZM103 36H99V37H103ZM145 36H143V38H145L146 40H150V39H149V37H150L149 35H147V36H149V37H147L148 39H147ZM182 36H183V37H182ZM188 36H189V35H188ZM195 36H193L194 39L192 38V40L197 42V41L199 40V38H198V35H197V39H198V40H196V39H195V38H196ZM235 36H236V35H235ZM14 37H15V35H14ZM16 37H17V36H16ZM23 37H24V36H23ZM28 37H29V36H28ZM46 37H47V36H46ZM50 37H48L49 40H50ZM76 37H77V36H76ZM115 37H116V39H115ZM139 37H140V36H138V38H139ZM165 37H166V36H165ZM178 37H179V36H178ZM186 37H185V38H186ZM241 37H242V35H241ZM18 38H19V37H18ZM18 38H17V39H18ZM21 38H22V37H21ZM24 38H25V37H24ZM56 38H57V39H56ZM74 38H75V37H74ZM93 38H95V37L93 36ZM97 38H98V37H97ZM105 38H104V40H105ZM123 38H122V39H123ZM138 38H137V39H138ZM143 38H142V39H143ZM153 38H154V37H153ZM161 38H162V37H161ZM185 38H184L183 40H185ZM228 38H229V37H228ZM233 38H234V40H235V37H234V36H233ZM246 38L249 39V37H246ZM1 39H2V38H1ZM14 39H15V38H14ZM14 39H12V40L14 41ZM45 39H46V38H45ZM120 39H121V38H120ZM135 39H136V38H135ZM166 39H167V38H166ZM166 39H165V40H166ZM231 39H232V38H231ZM231 39H230V41H231ZM2 40H3V39H2ZM9 40H10V39H9ZM12 40H10V41H12ZM24 40H25V39H23V41L21 40L22 43H21V42L17 43V44L19 45V47H20V44H21V48H25V47H26L25 45H27L28 43H30V42H28V43L26 44V41H24ZM26 40H27V39H26ZM32 40H33V39H32ZM37 40H38V39H37ZM46 40H47V39H46ZM49 40L47 41L48 43L52 41V40H50V41H49ZM59 40H58V42H60ZM72 40L74 41L75 39H72ZM76 40H77V39H76ZM88 40H89V39H88ZM90 40H92V38H91ZM90 40H89V41H90ZM93 40H94V39H93ZM98 40H100V39H98ZM108 40H109V39H108ZM124 40H125V39L121 40L123 44H125V41H124ZM153 40H155V39H153ZM183 40L179 39V41H178V39H177L176 41H177V42H180V41H181V43L183 42V43H182L183 45L186 44V46L184 45V48H183V45H182L181 48H182V49H185V53H184V54H186V53L188 52V54L185 55V56H186L185 58H186V59H187V58L189 59V58L191 57V55H192V54H190L191 52L189 53V51H191L194 47H197V46H195V45H197V44H196V42L193 43V42H190L189 40H188L189 42H187V41L185 40V42H187V43H184ZM234 40H233V41H234ZM237 40H238V42H237ZM249 40H250V39H249ZM18 41H19V40H18ZM27 41H29V40H27ZM44 41H45V40H43V42H44ZM62 41H63V43H64V39H63ZM95 41H96V38H95ZM95 41H94V42H95ZM110 41H111V40H110ZM136 41H137V42H136ZM136 41H134V42H135V43H138V40H136ZM230 41H229V42H230ZM233 41L230 42V43H233ZM239 41H240V40H239V38L237 37V39L234 41V42H236V44L232 45V44H230V43L228 42V43H226V45H227V44H230L229 46H227V47L224 46V48H223L224 50H222V49H221V50L218 49V50L223 51V52H222L223 54H225V53H224V51H225V47H226V48L229 47L228 49H226V51L228 50L227 53L229 52V49L231 50V47H232V49H233V47H237V48L240 50V49H241V48H240V47H241V46H240L241 44H240ZM24 42H25V45H24ZM37 42H39V41H37ZM43 42H41V43H43ZM116 42H118V41L116 40ZM139 42H140V40H139ZM141 42H143V41H141ZM144 42H146V41L144 40ZM144 42H143V44H144ZM149 42H150V41H149ZM149 42H147V43L149 44L148 46H150V44H152V43H149ZM153 42H154V41H153ZM241 42H242V41H241ZM249 42H250V41H249ZM33 43H36V42L33 41ZM48 43H47V47L50 46V45L52 44V43H50V44L48 45ZM63 43H62V45H63ZM76 43H77V41H76ZM86 43H87V40H86ZM86 43H85V44H86ZM120 43H121V42H120ZM120 43H119V44H120ZM132 43H133V42H132ZM135 43H133V44L135 45ZM163 43H164V41H163L162 43L160 42V44H162L161 46H163V45L165 46V44H163ZM167 43H168V42H167ZM181 43H179V45H177V44H178V43H177L176 46H180ZM190 43L193 44L192 47H191ZM197 43H198V42H197ZM237 43H238V44H237ZM244 43H245V42H244ZM6 44H7V43H6ZM6 44H5V46H3V47H6ZM8 44H9V43H8ZM17 44H16V47H17ZM22 44H23V47H22ZM39 44H40V43H39ZM60 44H61V43H60ZM60 44H58V45H60ZM70 44H69V45H70ZM74 44H75V42H74ZM74 44H73L72 46H75ZM77 44H78V47H79L80 44H79V43H77ZM145 44H146V43H145ZM145 44H144V45H145ZM188 44H189L190 47L188 46ZM194 44H195V45H194ZM242 44H243V43H242ZM263 44H264V41H263ZM2 45H3V44H2ZM2 45H1V47H2ZM9 45H10V44H9ZM45 45H46V44H45ZM55 45H56V44H55ZM55 45H54V43H53L52 48H51V46H50L49 49H50V50L53 49V47H54ZM83 45H84V44H83ZM126 45H127V44H126ZM141 45H142V44H141ZM198 45H199V44H198ZM236 45H238V46H236ZM30 46H32V43L30 44ZM30 46H29V47H30ZM33 46H35V44H34ZM36 46H38V45H36ZM80 46H82V45H80ZM93 46H94V45H93ZM104 46H105V45H104ZM107 46H108V45H107ZM116 46H117V45H116ZM119 46L122 47V44L119 45ZM119 46H117L118 48H116V47H114V48H116V50L119 49V51H120V53H121L122 48H119ZM146 46H147V44H146ZM158 46H159V45H158ZM174 46H175V45H174ZM176 46H175V47H176ZM193 46H194V47H193ZM222 46H223V45H222ZM230 46H231V47H230ZM239 46H240V47H239ZM7 47H8V46H7ZM7 47H6V48H7ZM11 47H12V46H11ZM14 47H15V46H14ZM19 47H17L18 50H20ZM38 47H39V46H38ZM47 47H46V49H45L44 47H41V49H39V50H37V51H38V52H39V51L42 52L43 50H45L44 52H47V53H48L49 50H48ZM60 47H61V45H60ZM76 47H77V45H76ZM76 47H74V48H76ZM83 47H84V46H83ZM133 47H136V46H133ZM138 47H139V46H138ZM138 47H137V48H138ZM141 47H143V46H141ZM144 47H145V46H144ZM144 47H143V48H144ZM150 47H155V48H156V45L154 46V44H153V46H150ZM166 47H167V46H166ZM186 47H187V48H186ZM188 47H189L190 49H191V48H192V49L190 50ZM208 47H209V46H208ZM251 47H252V46H251ZM263 47H264V46H263ZM263 47H261V52L264 50V49L262 50ZM30 48H31V49L33 48V49L35 50V47H30ZM39 48H40V47H39ZM42 48H44V49H42ZM69 48H71V47H68V49H69ZM72 48H73V47H72ZM74 48L71 49V51L69 50V53L67 52L68 55H69L70 52H71L70 57H69V56H67L68 58L66 57L67 59H69V58L71 59V58H72L71 61H70V60H69V61L66 60V58H65L66 54L64 55V58H65V59L62 57L64 53H63L62 55L60 54V56L62 57L63 61L60 60L61 58H60L59 55H55V54H54L55 57L53 56V58H54V59H53V58H51L50 56H48L47 53H46L47 55L45 54L44 56L42 55L43 52H42V54H41V53H38V55L40 54L39 57H42V59H44V58H46V57H47V59H48V57H49V59L51 60V63H52V64H51V63H48V62H50L49 59H48L49 61L47 60V62H46V59H45V60H44V63L51 64V67H53V66L58 62V65H57V66H58V68L60 67L59 70L57 69L56 71H53L54 69H56V67L53 68L52 71H53V72H56V75L53 74V76L51 77V78L54 77V78L52 79V80H53L52 83H50V81H49V80L51 79L50 76L48 77V75H49L50 73H49L48 71H45V73H46V72L48 73V75H47V73L45 74V77H46V79L49 78V79H48L49 84L52 85V86H51V87H52V90H48V92L51 91L52 94H53V92H54L53 95H50L51 93L48 94L49 96H52V98H55L54 96L57 95V93H58V94L60 93V92H57V93H56V91L58 90L57 87H59L60 84L63 85V84H62V81H63L64 78L66 79L68 76H71L70 74H73V75H75V76L78 75L77 73L74 74V72L76 71V67H77L76 64H78V66L80 67V68H78L77 70L81 69V65L83 66V64H84L83 62H85V61H83V60H84V59H83V56H86V58H87V55H85L86 53H85V51H84V50H86V47H84V49L81 48L80 50H78V49L76 48L81 54H82V53H85L84 55L82 54L81 56H80V53H79L78 51H76V49H74ZM79 48H80V47H79ZM90 48H96V47H90ZM97 48H99V47H97ZM97 48H96V49H97ZM106 48L109 49L110 47H106ZM106 48H104V50H103L102 48H99V49H102V50H103L102 52H104V51H106ZM124 48H125V46H124ZM143 48H142V49H143ZM163 48H165V47H163ZM179 48H180V47H178V48H177V47H176V48H173V50H175L174 53H175V52L177 53V51H178V52L181 51V53H179V58L177 57L178 59H181V60H180V61H179V60H175V61H176V65L178 64V65H179L178 68H180V70H177V73H176V74H180V73H182L183 76H185V75L187 74V70H188V69H185V67H184L183 64L190 65L191 62H192V60H191V61H188V59H187V61L190 62V63H188V62L186 61V59L183 57V56H184V55L182 54L183 51L181 50V48H180V49H179ZM215 48H216V47H215ZM243 48H245V47H242L241 50H243ZM248 48H249V47L247 46L246 49L244 50V52L246 51V53H247V52H248ZM7 49H10V48H7ZM99 49H98V50H99ZM120 49H121V50H120ZM125 49H126V48H125ZM130 49H131V48H130ZM144 49H145V48H144ZM144 49L142 50V53H144ZM159 49H160V48L158 47L157 50H159ZM176 49H177V50H176ZM178 49H179V50H178ZM188 49H189V50H188ZM200 49H201V48H200ZM213 49H214V48H213ZM234 49H235V48H234ZM234 49H233V50H234ZM251 49H253V48H251ZM29 50H30V49H29ZM65 50H66V49H65ZM74 50L76 51V54H75V55H73V54L75 53ZM89 50L92 51V52L90 51L91 53H94V50H92V49H89ZM98 50H95V51H98ZM109 50H110V49H109ZM123 50H124V49H123ZM123 50H122V52H123ZM136 50H137V49H136ZM138 50H139V49H138ZM140 50H141V49H140ZM140 50H139V53H141ZM146 50H147V49H146ZM146 50H145V52H148V54L150 53V51H153V49L150 50V51H149V49H148V51H146ZM233 50L230 51V52H232V55H233V56H231L230 53H229V54H228V57H229V58H227V59H230V57H231V58H232L231 60H233V58H237V57H238V56L235 57V55H237L238 52H236V54H233V52H234ZM236 50H237V49H236ZM249 50H250V48H249ZM254 50H255V49H254ZM258 50H259V49H258ZM7 51H8V50H7ZM14 51H15L16 54H17V52H18L17 49L14 50ZM14 51H12V52L14 53ZM22 51H23V50H22ZM58 51H59V52H58ZM58 51H57V53H60L62 50H59V49H58ZM67 51H68V50H67ZM72 51H74V53H73ZM110 51H111V50H110ZM117 51H118V50H117ZM167 51H168V50H167ZM186 51H187V52H186ZM220 51H219V52H220ZM1 52H2V50H1ZM1 52H0V53H1ZM4 52H5V51H4ZM4 52H2V53H4ZM20 52H21V51H20ZM20 52H18V54H19ZM28 52H29V51H28ZM28 52H27V53H28ZM32 52H33V51H32ZM34 52H36V51H34ZM52 52H53V51L51 50V55H52ZM62 52H63V51H62ZM106 52L109 53L108 50H107ZM113 52H114V53H113ZM115 52H116V51H112V52H110L109 54H110L111 57H109V58H113V57H112L113 55H111V53H112V54H115ZM125 52H126V51H125ZM125 52H124V54H125ZM164 52H165V50H164ZM164 52H163V53H164ZM193 52H194V50H192V53H193ZM213 52H214V51H212V53H213ZM216 52H217V50H216ZM257 52H260V51H257ZM257 52H256V55H257ZM10 53H11V52H10ZM13 53L10 54V58H12L11 60H15V59H14V58H15L14 55H16V54H13ZM27 53L25 52L26 55H28ZM65 53H66V52H65ZM72 53H73V54H72ZM91 53H90V54H91ZM99 53H100V52H99ZM107 53L105 54V52H104V53H103L104 56L107 55ZM117 53H118V52H117ZM120 53H119V54H115V55H118V56H119ZM137 53H138V52H137ZM142 53L140 54V55H142V56H140V55H139V56H140V58H141L143 61H142L141 59L138 58V60H137V59L134 60L135 62H136V61H139V62L135 63L136 66H135V65H132V64H131V65L137 68V67H140V65L142 66V65L144 64L143 67L140 68V71H141L140 73H141V74L143 73L144 76H146V77H144V76L141 77L143 74H142V75L140 74L141 76H139V73H138V78L141 77L142 79L145 80V82H144V80H143V82L140 83V81H142L141 78L139 79L140 81L137 80V81H139V82L135 81V78H136V77L134 78V76H133V80H131V79H132V75H127L128 78L126 77V79H127L126 81H129L128 88L131 87V84L133 83L132 81H134V84H132V85H136V82H137V83H139L140 88H142V89H140L141 92H142V94H140V96H143L142 98H141L140 96H137V95H139V93H140V90L137 91V90L139 89V86H137V85L135 86L137 92L135 91L134 86H133V88H134V91H135L136 93H138V94L136 95V94H134V93H135L134 91H132V92H134V93H132V92L129 91L130 94L132 93L131 96L134 95V96H133L134 98L131 97L132 100H129L128 97H130V95L127 97L128 100L124 98V100H125L126 102H127V101L130 102V103L132 102V106H131L130 103H126L125 101H120V99H118V101L114 102L112 105H108V106H107L108 108H107V107H106V109H105V107L101 108L102 105H103V106H104V105H107V104H108V101H110V100L114 101V100H113L114 98L112 99V97H114L115 95H113V96L109 95V96H111V97H110L111 99H109V96L106 95V94H107L108 92H110V94H112V92H114L116 89H119L118 87H120V85H119V86L117 85V88H116V84L113 83V82H115L114 79H116V83L121 81V80H119V79H120L119 77H121V79H122L121 74L123 73V69H122V68H123V65H121L122 68H120V69H122V70H121L122 72H121L120 70H119V72H118V69H119V68H118L117 71H116L115 68H117V67L113 66V63H112V61L110 60V62H111V64H112V65H110L111 68H112V69L114 68V70L116 71L115 73H113V72H114V70H113V71H112V74L115 75V74H117V73H120V74H119V77H118V80H119V81H118L117 78H116L117 76H114V75L111 74V76H114V77H112L114 81L112 80V82H111L112 84H111V85L114 86L115 88L112 87V86H109V85H110L109 83H106V82L108 81L109 78H105L104 80L107 79V81H104V82H105V85L103 84L104 82H102V85H103V86H101L100 83H99V79H98L99 76H100V79H102L103 77H101V76H107V75L110 74L111 71L109 72V70H108V72H109V74H108L107 69L105 70V68H104V69H103L104 72H102V74H100V75H99L98 73H94V71L92 72V69L90 68V67H92V65H93V70H95V67H96V66L94 67V64H95V65H98V68L96 67L97 69H99V66L101 65V66H100V69H101L102 64H103V61H102V60H105V61H106L105 58H107V57L104 58L103 56H100L101 58L103 57L104 59H103V58H102V60L100 59V60L102 61V63H100V65H99V62H100V61H99L98 58L96 59V57H97V55H98V52H97L96 54H95V53H94V54H91V55H96V57H95V56H93V57L91 56V57H90V54H88V55H89L88 57H90V58H92V59L90 60V59L88 58L89 60H88L87 62H85V64H86L87 66H89V67H87V66L84 64V66H86V67L83 66V70L76 71V72L79 73V75H82V76H83V73H87V75H89V77H88V76H85L86 74H84L85 77L83 76V77H84L83 80H82V78H79V77H82V76H79L78 78L75 77V79H76V83L78 82V80H80V81L82 80V82H83V84H84V81L87 80V81H85V84H86V85L84 84L85 86H84L83 84H81L82 82L80 83V81H79V84L77 83V86H78L77 92L79 91L80 93H83V92H81V90H84V91H85L84 93H86V96L84 95V93H83V94H80V93L77 94V92H76V93L74 92V91H76L75 89H76L77 86L75 87V85H73V86L75 87V89L71 88V85H72L73 83H75V82H74V81H75V80H74V77H72L74 81H72L71 77H68L69 80L67 79L68 82H71V83L73 82L72 84L69 83V87H70V88L68 87V85L65 86V85H66V84L64 83L65 80L63 81V83H64L63 87L60 85L61 92H65V88H64V87H66L67 89H69L68 92L71 91V93L74 92L73 94H77V95H81V96H85V97H87V94H88V97H89V96H90L89 94H91V93H90V90H91V92H92V90H96V91H98L99 89H102V90H100V91H103V93L105 92V94H103V95H105V96H103V95L101 94V92H100V94H99V93H98V94L101 95V96H103L104 99L106 98V100L103 99V100H104V102H103L102 97L100 96L101 99L98 100L99 98H98V99L95 98V99H96V101H95L94 97H99V95H96V94H95L96 96H94V94L92 93L93 95H91V96H93V98L91 99V97H90V99H91V100L94 99L93 101H95V102H91V101H89V100H87L86 98L83 97L84 99H86V102L91 103V105L88 103L89 106H87V108H85L86 105H87V103L85 102L86 105H85L84 102H83V104H82L81 100H82L83 98H82V99L79 98V100H78V98H74V97H76V95H74V97H73V98H74V101L76 102V100H78L79 102H81L82 105L85 106V107L83 106V107H84V109H82L83 112H81L82 110L77 111V112L79 113V114H77V115H79V116L82 117V115H80V114L85 113V115L83 114V116L87 117V120H88V118H90V117H88V115H86V114H89V115L91 116L90 113H91L92 111L94 112V110L97 108V109L95 110L94 113H96L97 115L100 114L99 111H100V109H101V113L104 114V115L101 114L100 116L98 115V116L100 117V120H101V118H103L104 116H106V117H104L105 119L103 118L104 120L102 119L103 121H102V120L100 121V120L97 119V118H96V119L94 118V119H95V120H94V119H93L94 116H91L92 119H89V120H90L91 122H92V120L95 121V123L92 122L94 126L96 125V122H97L96 127H94L93 125H87L86 122H87V123H88V122L91 123V122H90L89 120L87 121L86 118L83 117L84 119L82 118V119H83L82 122L79 121V122L81 123L82 126H83L84 124H86V126H85V125H84V126L87 127V128L85 129V127L83 126V128H82L83 131H81L82 129L79 128V127H81V126H79V127H78V126H74L76 122L74 123V125H71V123L69 124L68 122L65 121L66 124L68 123V124H67L68 127H67V125H66L65 123H63V124L67 127V128H64V129L66 130V134L68 133V135L70 136V133H71V134L76 133L77 135H80V138H77V137H79V136L75 137L76 134H73V135H71V137H69V138H70V139H73V138H74L72 141L74 142V140H76V141L74 142L75 144H73V142L68 138V140H70V142H69V141L66 139V137H68V136L65 134V131L63 132L62 127H61V130H62L61 133H62V134L64 133V135L66 136V137H65V136H64V137H65V139L67 140V142H66V141H65V142H62L63 144L65 143V145H61V144H62V143H61L60 145H61V147H62V146H63V147L60 148V149L66 148L65 150H68V147H70L71 149H74V150H71V151H70V149H69V150H68L67 152H65V153L62 151V155H63V156L66 155V157H67V156L70 154L68 157H71V154H72V158H71V159H73V158H75V157H78L79 155H80L79 157H81V154H82V153H80V150L82 149L81 151H83V149L85 148V144H86L85 142H87V144L90 142V144H91V140H93V139L91 138V133H93V130H95V128H97V127H98V128L96 129V132L94 131V134H95V135L92 134V137L95 136V137H94L95 140H96V137H97L98 135H101V134H98V135H97L96 133H99L100 131H102L101 129H103V128H104V130H107V129L109 130V129L111 128V127H109V126H111V124H113V123H114V124L117 123L116 126H120V129H121V128L123 129V127H124L123 131H121V132H122V135H123V133H124V130L128 131V129H131V132H132V133L135 132L136 135H137V134H142V132H143L142 130H143L145 127L141 125V126H142V129H141V128H138V127H137V125H140V123H136V124H135V122H136V121L138 122V120L140 119V117H141L140 115H141V114H142V115H145V117L143 116V118H146V114H147V116H150V119H148V122H149L150 120L153 119L152 117H155V118L152 120V123H153V121H155L156 119H157L156 121H157V122H160V124H161V122H162V125L159 127V126H158L159 123H156V124H157L156 126L153 125V124H155V122H156V121H155V122L152 124V126H155V128L151 126V123H150V122H149V123H148V122L145 123V119H144V121H143V122H144L143 124H144L145 126L149 127V129L146 130L147 132H148L149 130L152 129V130L148 133L149 135H150V134L152 135V134H153L152 132H154V134H155V135H154V134L152 135V137L154 136L155 138H154V137L152 138L151 135L149 136V135L145 132V129H146L147 127L144 129V132L147 134V136H146V135H145V136H146L147 138L150 137L149 139L152 138L151 140H149L150 143L148 142L149 145L152 144V146H153V145L155 144L153 150H155V147H159V148H160V146H162V147L160 148V150L163 149L164 144H165L164 141H163L164 138H165L166 140H169L168 138H169L170 135H171L170 133L173 132V131L170 132L171 127H172V129L175 130V127L173 128L174 125L171 126L172 119H174V118H172V119H170V118L173 117L174 115H173V116H172V115H169V113L172 114V113H171L172 111L169 110L170 107L167 108V111H168V110L170 111L169 113H168L166 110H165V111L162 110V108L164 109V107H167V106H166V103L168 104V106H171V104H173V101L170 102V101H171V98H172V95H171V94H172V90H171L169 84H167L168 86H167V85H166V86L169 87L170 89L167 88V87H165V84H164V85L161 84V82L164 80L165 76L167 75L166 73H165L166 75L163 73V72H167L166 69L163 68L164 70H162V68H160L161 73L159 72L160 74H158V75L163 74V75H164V78H159L160 80H162V79H163V80H162L161 82L158 81L159 79H158V78L156 79L157 75L155 74V73H158V71L155 70L156 72L154 71V73H151L150 69L153 71L155 67H153V69H152V68L150 67L151 65L146 66L148 63H147V64H146V63H143L144 61H146V58H144V57L147 56V55H145V54H147V53H144V54H142ZM161 53H162V52H161ZM200 53H201V52H200ZM207 53H208V51H207ZM207 53H206V54H207ZM214 53H215V52H214ZM214 53H213V54H214ZM220 53H221V52H220ZM220 53H219V54H220ZM222 53H221V55H219V56H223V57H222V59H224V62H223V63H225V59H226V58H224V55H223ZM227 53L225 54V56H227ZM240 53L243 54V52H240ZM246 53H244V54H246ZM248 53H249L248 55H249L250 57L246 54V56H247L246 58H248V59L250 58L249 60L252 61L251 58H253L254 55H252V54H253L252 51H249ZM263 53H264V51H263ZM8 54H9V53H8ZM29 54H30V53H29ZM49 54H50V52H49ZM121 54H123V53H121ZM124 54H123V55H124ZM150 54L153 55L152 53H150ZM181 54H182V56H181ZM213 54L211 55V56H213L211 62L214 61V62H212V65L216 64V63H215V62H216V58H214V57H216V56L218 55V52H217V55H216V56H215L216 53H215L214 55H213ZM244 54H243V55H244ZM250 54H251L253 57H251ZM254 54H255V53H254ZM261 54H262V53H260V55H261ZM0 55H1V54H0ZM21 55H22V54H21ZM33 55H35V54L31 53V56H33ZM76 55H77V56H76ZM100 55H101V54H100ZM127 55L129 56V55H132V54H127ZM144 55H145V56H144ZM187 55H188V56H187ZM193 55H194V53H193ZM207 55H208V54H207ZM243 55H242V56H243ZM256 55H255V56H256ZM45 56H46V57H45ZM56 56H57V57H56ZM58 56H59L60 59H58ZM78 56H80V57H78ZM108 56H109V55H108ZM121 56H122V55H121ZM128 56H127V57H128ZM148 56H149V55H148ZM148 56H147V57H148ZM153 56H155V55H153ZM153 56H152V57L150 56L151 59H153ZM161 56L163 57L164 55L162 54ZM177 56H178V53H177ZM180 56H181V57H180ZM200 56H201V55H200ZM262 56L264 57V55H262ZM16 57H18V56H16ZM21 57H22V56H21ZM21 57H20V58H21ZM24 57H25V56H24ZM24 57H23V59H24ZM26 57H27V56H26ZM43 57H44V58H43ZM74 57H75V59H74ZM100 57H99V58H100ZM115 57L118 58L117 56H114L113 59H115ZM125 57H126V54H125ZM136 57H138V55H137ZM142 57H143L144 59H143ZM150 57H149V58H150ZM167 57H168V56H167ZM182 57H183V59H185V61H183ZM193 57H194V56H193ZM193 57H191V58H193ZM257 57H258V56H257ZM8 58H9V57H7V59H8ZM30 58H31V57H30ZM37 58H38V57H37ZM55 58L58 59L59 61L56 60ZM76 58H77V60H76ZM79 58H81V59H79ZM86 58H85V60H86ZM93 58H94L96 61L93 60ZM149 58H147V59H149ZM159 58H160V56L158 57V59H159ZM217 58H218V59H221V58H219V57H217ZM242 58H243V57H242ZM246 58H245V59H246ZM1 59H2V58H1ZM1 59H0V60H1ZM3 59H4V58H3ZM31 59H32V58H31ZM42 59H41V60H42ZM52 59H53V61L56 60V61H54L55 64H54V62H52ZM73 59L76 60V61H75V62L72 61ZM78 59H79L80 61L82 60V62H79ZM107 59H108V58H107ZM125 59H126V58H125ZM125 59H124V61H127V60H125ZM131 59H132V58H131ZM131 59H130V61H133V60H131ZM154 59H155V58H154ZM158 59H155V60H158ZM163 59L166 60V58L163 57V58L160 59V60H161L160 62H159V60L157 61V62L160 63V64L156 63V64H158L157 66H159V65H161V64L163 63L164 65H162V66H163V67H166V66H165V62H166V61L164 60L165 62H164V61L162 62ZM175 59H176V58H175ZM200 59H201V57H200ZM206 59H207V58H206ZM214 59H215V60H214ZM218 59H217V60H218ZM222 59L220 60L221 65L218 64V65L221 66V67L219 66L221 69L224 67V66L222 67ZM227 59H226V63H225V64H227L226 66L228 67V69H230L231 65H233L235 62L238 64V61H239V60H238V61H237V60L235 61V59H234V60L232 61L233 64L231 63V65L228 66V64H229L231 61L229 60L230 62H228ZM245 59L242 60V64L246 63L247 60L244 61ZM253 59H254V58H253ZM260 59H262V58H260ZM260 59L258 58V60H260ZM16 60H18V59H16ZM25 60H26V59H25ZM33 60L35 61V59H33ZM33 60H32V61H33ZM39 60H40V59L38 58V61H39ZM65 60H66V61H65ZM92 60L95 61V62L90 63V61H92ZM116 60H120V61L122 60V61H123L122 58L120 59V56H119V59H116ZM155 60H153V61L155 62ZM189 60H190V59H189ZM203 60H205V59H203ZM2 61H3V60H2ZM6 61H7V60H6ZM19 61H20V60H19ZM19 61H18V62H19ZM21 61H22V60H21ZM26 61H27V60H26ZM38 61H37V62H38ZM98 61H99V62H98ZM108 61H109V60L106 61L107 63L104 62L105 67H106L107 64H108ZM120 61H118V62H120ZM140 61H141V62H140ZM148 61L153 62L152 60H148ZM177 61H178V62H177ZM181 61H183V62H182L181 65H180L179 62H181ZM218 61H219V60H218ZM4 62H5V60H4ZM8 62H9V61H8ZM29 62H31V61H29ZM37 62L35 61L34 63H37ZM41 62H42V61H40L39 64H40ZM59 62L61 63V64H60L61 66H59ZM62 62H63V64H62ZM64 62H67V63L69 62L68 64H71V65L73 66V68H75V69H72V66H70V65H69L70 68L67 66V68H68L69 70H68V69H65L66 66L64 67V65H66L67 63L65 64ZM72 62H73V64L76 63V64H75V65H76L75 67H74V65L72 64ZM78 62L80 63V65H79ZM96 62H97L98 64H97ZM116 62H117V61H116ZM154 62H153V64H155ZM206 62H207V60H206ZM206 62H205V63H206ZM208 62H210V61L208 60ZM211 62H210V63H211ZM220 62H219V63H220ZM227 62H228V63H227ZM239 62H241V61H239ZM248 62H249V61H248ZM252 62H253V61H252ZM259 62H261V66H260V68H261L262 66H264V64H263L264 60H263V62H262L261 60H260ZM1 63H2V62H1ZM6 63H7V62H6ZM25 63H26V62H25ZM34 63H33V64H34ZM44 63H42V65H44ZM81 63H82V64H81ZM87 63H89L90 65L92 64V65L90 66V65L87 64ZM122 63H123V62H121L120 64H122ZM124 63H125V62H124ZM139 63H142V64H139ZM217 63H218V62H217ZM236 63L234 64V66L237 65ZM249 63H250V62H249ZM253 63H254V62H253ZM253 63H252V66H253ZM256 63H258V62H256ZM9 64H13V62L11 63V61H10ZM14 64H15V63H14ZM39 64H38V67H39ZM48 64H47V68L49 67V69H50L51 67H50ZM109 64H110V63H109ZM120 64H117V65H119V67H121ZM125 64H126V63H125ZM138 64H139V66H138ZM145 64H146V65H145ZM149 64H150V63H149ZM225 64H224V65H225ZM250 64H251V63H250ZM250 64H249V65H250ZM262 64H263V65H262ZM18 65H19V64H18ZM20 65H21V64H20ZM28 65H29V63H28ZM36 65H37V64H36ZM36 65H35V66H36ZM52 65H53V66H52ZM114 65H116V64H114ZM187 65H185L186 68L188 67ZM240 65H241V64L239 63L238 66H240ZM249 65H248V66H249ZM14 66H15V65H14ZM14 66H13V67H14ZM55 66H56V65H55ZM103 66H104V65H103ZM110 66H109V67H110ZM112 66H113V67H112ZM144 66H146V67H144ZM152 66H156V65H152ZM157 66H156V68H157ZM214 66H215V65H214ZM216 66H217V65H216ZM216 66H215V69H216V70H215V69H212V70H214V72H215V71L218 72ZM234 66H233V67H234ZM238 66H237V67H238ZM241 66H242V65H241ZM3 67H4V66H3ZM9 67H10V66H9ZM20 67H21V66H20ZM30 67H31V66H30ZM32 67L35 68L33 65H32ZM44 67H46V66H44ZM130 67H131V66H130ZM134 67H133V68H134ZM148 67H149V70H147ZM182 67H183V69H185V70H183ZM207 67H208V66H207ZM207 67H206V68H205V67H202V71L204 72V70L207 69ZM210 67H211V66H210ZM244 67H246V66L244 65L243 68H244ZM14 68L16 69V67H14ZM14 68H12V69H14ZM33 68H32V70H33ZM42 68H43V67H42ZM61 68L64 69V70H63V71H64V76H62L63 72H62V69H61ZM85 68H86V69H85ZM87 68H88V69H87ZM106 68H107V67H106ZM156 68H155V69H156ZM158 68H159V67H158ZM158 68H157V69H158ZM178 68H177V69H178ZM203 68H205V69L203 70ZM211 68H214V67H211ZM220 68H219V69H220ZM225 68H226V67H225ZM225 68H224L225 71L228 70V69H225ZM255 68H258V66H255ZM2 69H3V68H2ZM4 69L6 70L5 67H4ZM9 69H10V68H9ZM9 69H8V70H9ZM17 69H18V67H17ZM22 69H24V68L22 67ZM44 69H45V68H44ZM97 69H96V70H97ZM100 69H99V72L102 71V70L100 71ZM108 69H110V68H108ZM126 69H127V67H126ZM129 69H130V68H128V70H129ZM141 69H142V70H141ZM200 69H201V68H200ZM208 69H209V68H208ZM221 69H220V70H221ZM241 69H242V68H241ZM245 69H247V68H244L243 70H245ZM261 69H264V68H261ZM261 69H260V71L258 70L257 72H261V73H263L264 70L261 71ZM5 70H4V72H5ZM19 70H20V69H18V72H19ZM24 70H25V69H24ZM24 70H23V71H24ZM27 70H28V69H27ZM27 70H26V71H27ZM29 70H30V69H29ZM47 70H48V69H47ZM60 70H61V72H58V71H60ZM66 70H67V71H70V72H71L72 70H73V71L75 70V71L72 72V73H69V74H68V72H66ZM86 70H87V72H86ZM96 70H95V71H96ZM131 70H132V69H130V71H131ZM143 70H144V71H143ZM145 70H147V71H145ZM160 70H159V71H160ZM224 70H223L222 72H224ZM237 70H239V69H237ZM252 70H253V69H252ZM13 71H16V70H12V72H13ZM37 71H38V70H37ZM39 71H40V70H39ZM81 71H83V72H81ZM97 71H98V70H97ZM97 71H96V72H97ZM105 71H106V72H105ZM126 71H127V70H126ZM130 71H127V72L129 73ZM148 71H150L151 75H150V73H149ZM179 71H182V72H179ZM200 71H201V70H200ZM202 71H201V73H203ZM232 71H233V70H232ZM248 71H249V72H248ZM248 71H247V72L250 73L251 70L248 69ZM4 72H3V73H4ZM21 72H22V70H21ZM57 72H58L59 74H58ZM127 72H126L125 74H127ZM138 72H139V70H138ZM145 72H146V73H145ZM217 72H215V75H214V73L211 71V69H210V72L208 71V73H210V75H212L211 73H213V75H214L216 78H218V76H219L220 74H222V72L220 71L221 73L219 72L218 75H216ZM240 72H241V74H240ZM242 72H243V71H240V70H239V74H240L241 76H242V74H244V73H242ZM252 72H253V71H252ZM6 73H7V72H6ZM9 73H11V72H9ZM9 73H8V74H9ZM14 73H15V72H14ZM14 73H11V74L13 75ZM24 73H26V72H24ZM30 73H34V71H33V72L30 71ZM30 73H29V74H30ZM35 73H36V72H35ZM37 73H38V72H37ZM66 73H67V75H66ZM80 73H81V74H80ZM93 73L95 74L94 76L92 75ZM130 73H132V71H131ZM130 73H129V74H130ZM147 73H148L150 76H152V75H154V74L156 75V76H152V77H154V79L156 80V85H157V82L159 83V84L157 85L159 90L161 89V87H160L161 85L164 86V90H165V91L163 90V87H162V90H160V91H161L160 93H159V91L157 90L158 93L161 94L160 96H159V94H158L157 96L155 95V92H154V91H156V90H154V87H152L153 89H152V88H149V89H152L151 92H150V90H147V92H146L145 89H147V87H150V86H151V81H150V79H147V82H146V78H147V76H148ZM189 73H190V72H189ZM197 73H198V72H197ZM233 73H234V72H233ZM261 73H258V74H256V75H259V74H260V78H261V76L264 77V75H263V74L261 75ZM26 74H28V72H27ZM39 74H40V72H39ZM90 74H91V75H90ZM145 74H146V75H145ZM182 74H181V75H182ZM199 74H200V73H199ZM205 74H207L206 71H205ZM231 74H232V73H231ZM2 75H5V74H2ZM22 75H23V74H22ZM51 75H52V74H51ZM57 75H61L62 77H61V76L57 77ZM65 75H66L67 77H66ZM73 75H72V76H73ZM96 75H97V76L99 75V76L97 77ZM117 75H118V74H117ZM163 75H162V76H163ZM181 75H180V76H181ZM201 75H202V77H203L204 74H201ZM201 75H200V76H201ZM232 75H233V74H232ZM234 75H235V74H234ZM234 75H233V77H234V79L236 80L237 73H236V75H235L236 77H235ZM240 75H238L239 77H237V78H239L238 80H240V78H241ZM7 76H8V75H7ZM7 76H5V77H7ZM19 76H20V75H19ZM30 76H31V75H30ZM35 76H36V75L31 76V77H35ZM90 76H91V77H90ZM130 76H131V79L129 78ZM150 76H149L148 78H150ZM162 76H160V77H162ZM178 76H179V75H178ZM180 76L177 77V79H179V78L182 79V76H181V77H180ZM204 76H205V75H204ZM206 76H207V75H206ZM206 76H205V77H206ZM230 76H231L230 74H229L228 76L226 75V78L229 79L228 77H230ZM243 76L247 77L248 80H249V75H248V76H247V75H243ZM252 76H253V77H252ZM252 76H250V77H251V78H254L255 75H252ZM2 77H3V76H2ZM14 77H15L16 79H18V75H17V77H16L15 74H14ZM60 77H61V78H60ZM63 77H64V78H63ZM95 77H96V78H95ZM107 77H108V76H107ZM109 77H110V76H109ZM152 77H151V78H152ZM166 77H167V76H166ZM209 77L211 78L212 76H209V75H208V77H206V78H209ZM215 77H214V78H215ZM255 77L257 78V76H255ZM8 78H9L10 81H11L12 78H11V77H8ZM37 78H38V77H37ZM37 78H36V79H37ZM39 78H40V76H39ZM55 78H59V80L61 79L60 84H59V80H58V79L54 80ZM87 78H89V79L91 78V80H89V79H87ZM92 78H93V79H92ZM112 78H110L109 80L111 81ZM184 78H185V77H183V80H182L183 82L181 81L182 83H180V81L178 80V84H179L178 87H179V89H180V85L184 83ZM188 78H189V77H188ZM191 78H192V77H191ZM216 78H215V79H216ZM224 78H225V77H224ZM226 78H225L226 83H229V84L231 83L230 85H233V84L235 83V80H234V79H233L234 81L231 80V81H232V82H231V81H229V80H226ZM251 78H250V79H251ZM2 79H3V78H2ZM2 79H1V80H2ZM4 79H5V78H4ZM16 79H15V80H16ZM26 79H27V78H26ZM28 79H29V78H28ZM33 79H34V78H33ZM46 79H45V81H47ZM84 79H85V80H84ZM96 79H98V80H96ZM136 79H137V78H136ZM165 79H166V78H165ZM195 79H196V78H195ZM202 79H203L204 81H206V79H204V78H202ZM211 79H212V78H211ZM5 80H6V79H5ZM7 80H8V79H7ZM20 80H21V78H20ZM31 80H32V78H31ZM57 80H58V84H59V85L53 83L54 81L57 83ZM67 80H66V81H67ZM92 80L95 81V82H93ZM130 80H131V81H130ZM148 80L150 81L149 84H148V82H149ZM238 80L236 81V83H239V84L243 85L244 88H247V89H248V86H247V85L250 84V82H251L250 80H249V82H248V80L244 79V80H242L243 83H242L241 81L238 82ZM8 81H9V80H8ZM12 81H13V80H12ZM17 81H19V80H17ZM21 81H22V80H21ZM37 81H39V79H38ZM48 81H47V84H48ZM90 81H91L92 83H91ZM102 81H103V79H102ZM152 81H153V80H152ZM165 81H166V80H165ZM208 81H209V79H207V83H206V84H208ZM227 81H229V82H227ZM246 81H247V82H246ZM4 82H5V81H4ZM13 82H14L13 84L15 85V81H13ZM33 82H34V81H33ZM35 82H36V81H35ZM68 82H66V83L68 84ZM86 82H87V83H86ZM88 82L90 83L89 85H88ZM100 82H101V80H100ZM131 82H132V83H131ZM163 82H164V81H163ZM189 82H190V81H189ZM193 82H195V81H193ZM198 82H199V81H197L196 83H198ZM209 82H210V81H209ZM233 82H234V83H233ZM244 82L247 83V85H246L247 87H245V84H246V83L244 84ZM16 83H17V82H16ZM43 83H44V81H43ZM76 83H75V84H76ZM93 83H94V84H93ZM122 83H123V80L121 81V83H117V84H122ZM130 83H131V84H130ZM146 83H147V84H146ZM196 83H195V84H196ZM200 83H202L201 85L204 86V85H203V82L200 81ZM219 83L221 84V81H220ZM224 83H225V82L223 81L222 84H224ZM5 84H6V83H5ZM37 84H39V83H37ZM49 84L47 85V87L49 86L48 89H51V87H50ZM54 84L57 85V87H56ZM96 84H97V85H96ZM98 84H99V85H98ZM113 84H115V85H113ZM142 84H143V87H144V84H145V86H146V87H144L145 89H143V87H141ZM170 84H171V83H170ZM185 84H186V83H185ZM198 84H199V83H198ZM198 84H197V85H198ZM0 85H1V83H0ZM10 85H11V83H10ZM10 85H9V86H10ZM19 85H20V84H19ZM33 85H34V84H33ZM80 85H82V86H80ZM90 85L93 86V87H97V86H99L100 88L98 89V87H97V89H96V88L91 89V87H88V86H90ZM94 85H95V86H94ZM106 85L109 87L110 91H108L109 89L107 90L108 87H107ZM122 85H123V84H122ZM192 85H193V84H192ZM197 85H196V87H195V90H196V88H198ZM199 85H200V84H199ZM199 85H198V86H199ZM216 85H218V83H217ZM224 85H226V87H227V88L224 89V90L226 91V90L229 88L230 85H229V86H228L227 84H224ZM224 85H221L222 88H221L220 90H222V89L224 88ZM34 86H35V85H34ZM38 86H39V85H38ZM42 86H44V84H43ZM45 86H46V85H45ZM79 86H80L82 89L79 88ZM83 86H84V87H87V89L90 88V89H88V90H89V93H87L88 91H87L86 88H85L86 90L83 89ZM104 86H105V87H104ZM182 86H183V85H182ZM182 86H181V87H182ZM193 86H195V85H193ZM206 86H207V85H206ZM249 86H250V85H249ZM6 87H7V86H6ZM30 87H31V86H30ZM47 87H46V88H47ZM102 87H103V88H102ZM121 87H122V86H121ZM137 87H138V88H137ZM238 87H239V86H237V87L235 86V87H234L235 90H236V88L238 89ZM240 87H241V86H240ZM38 88H39V87H38ZM54 88H56L57 90H53ZM62 88H64V89H62ZM104 88H105V90H104ZM111 88H113L114 91L111 92ZM156 88H157V87H156ZM217 88H218V87H217ZM217 88L214 86V88L210 90V93H213L212 90H215V89H217ZM234 88H233V89H234ZM244 88H243V89H244ZM2 89H4V86H3ZM12 89H13V86H12ZM33 89H35V87H34ZM67 89H66V90H67ZM70 89H71V90H70ZM72 89H73V90H72ZM80 89H81V90H80ZM131 89H132V87H131ZM131 89H130V90H131ZM166 89H167V90H166ZM183 89H184V88L182 87L181 90H179V92H182V93H183V91H184ZM200 89H201V90H200ZM204 89H205V88H204ZM204 89H203V90H204ZM233 89H232V90H233ZM239 89H240V88H239ZM263 89H264V87H263ZM5 90H6V89H5ZM18 90H19V89L17 88V91H18ZM28 90L31 91V89H28ZM121 90H122V88H121ZM169 90H170L171 92H168ZM218 90H219V88L217 89V91H218ZM229 90H230V88H229ZM235 90H234V92H236ZM259 90H260V89H259ZM13 91H14V90H13ZM37 91H38V90L33 91V92H37ZM52 91H53V92H52ZM58 91H59V90H58ZM86 91H87V92H86ZM96 91H95V93H96ZM117 91H118V90H117ZM117 91H115V92H117ZM144 91H145V93H144ZM162 91H163V92H162ZM201 91H202V87L200 86L199 91H198V89H197L196 92H197V93H198V92H199V93H202ZM239 91H241V90H239ZM243 91H244V90H243ZM260 91H261V90H260ZM260 91H259V92H260ZM262 91H263V90H262ZM262 91H261V92H262ZM20 92H22V89H21ZM25 92H26V90H25ZM31 92H32V91H31ZM115 92H114V93H115ZM120 92H121V91H120ZM149 92H150V95H151V94H154L153 97H152V96H150L151 98L148 97V96H149V95H148ZM152 92H154V93H152ZM166 92H167L168 95H166ZM184 92H185V91H184ZM226 92L228 93V96L232 94V93L230 94V92H228V91H226ZM241 92H242V91H241ZM246 92H247V91H246ZM0 93H1V92H0ZM2 93H3V92H2ZM8 93H9V92H8ZM10 93H12V92L10 91ZM10 93H9V95H10ZM17 93H18V92H17ZM22 93H23V92H22ZM27 93H28V91H27ZM71 93H69V94H70L71 96H73V94H71ZM114 93H113V94H114ZM147 93H148V94H147ZM156 93H157V92H156ZM170 93H171V94H170ZM182 93H180V96H181V97L183 96V102H182L181 100H177V101H181L180 104H182V106L185 105V110H186V103H185V102H187V98H186V100H185V94H182ZM227 93H226V94H225V93H222V95L225 94V97L220 96L219 99H218V102H216V103H214V104H211L210 102H208V103L211 104V106L208 105V103L205 102V100L203 101V99H202L203 97H202V98L198 97V98H196V99L198 100V99L200 98V99H201V102L203 101V102L207 103V110H208L209 106H210V108L213 110L214 107H212V105L216 106L217 103L222 104L221 102L223 101V98H227V97H226ZM262 93H263V95H262V97H263V96H264V91H263ZM5 94H6V93H5ZM24 94H25V93H24ZM63 94H65V93H63ZM108 94H109V93H108ZM126 94H127V93H126ZM126 94H125V95H126ZM145 94H146V97L144 96ZM164 94H165V95H164ZM191 94H192V93H191ZM213 94H215L214 97L216 96V98H217V97L220 95V92H219L218 95H217L216 92L213 93ZM236 94H237L236 96H238L240 93L236 92ZM14 95H15V94H14ZM19 95H21V94H19ZM19 95H18V96H19ZM38 95H39V92H38ZM60 95H61V93H60ZM125 95H123V96H125ZM127 95H128V94H127ZM162 95H163V98L161 97ZM169 95H170L171 97H169ZM260 95H261V94H260ZM18 96H17V97H18ZM26 96H27V95H26ZM29 96H30V95H29ZM61 96H63V95H61ZM64 96H65V99L67 98L66 100H67L68 103H69L71 100H73V99L70 100L71 97H70L68 94H65ZM67 96L69 97V99H68ZM81 96H80V97H81ZM107 96H108V98H107ZM123 96H122V97H123ZM135 96L138 97V98H136V100H135ZM155 96H156V98H158V96H159V99H161V98L164 99V97H165L166 100H168L167 102H165V99L163 100V101L165 102V106H164V102H163L162 105H161L160 102H159V100H158V99L156 100ZM167 96H168V97H167ZM9 97H10V96H9ZM9 97H8V99H9ZM14 97H15V96H14ZM88 97H87V98H88ZM115 97H116V96H115ZM125 97H126V96H125ZM181 97H180V98H181ZM186 97H187V96H186ZM208 97H209V93H208ZM210 97H211V96H210ZM210 97H209V98H210ZM229 97H230V96H229ZM250 97H251V96H250ZM3 98H4V96H3ZM12 98H13V97H12ZM20 98H21V96H20ZM20 98H19V100H20ZM25 98H26V97H25ZM27 98H28V96H27ZM30 98H31V97H30ZM44 98H46V97H45V94H44ZM57 98H60V96L57 97ZM62 98H63V97H62ZM145 98H149L151 101H150L149 99H147V101H145ZM152 98H154V100H152ZM169 98H170V99H169ZM209 98H208V99H209ZM221 98H222V99H221ZM232 98H233V97H232ZM14 99H16V98H14ZM55 99H56V98H55ZM75 99H76V100H75ZM107 99H108V100H107ZM162 99H161V100H162ZM181 99H182V98H181ZM200 99H199V100H200ZM208 99H206V100L208 101ZM211 99H212V97H211ZM211 99H209V101H210ZM234 99H235V98H234ZM234 99H232V100H234ZM252 99H253V98H252ZM261 99H262V100H261ZM9 100H10V99H9ZM9 100H7V101H9ZM25 100L27 101V99H25ZM29 100H30V99H28V101H29ZM31 100H32V99H31ZM31 100L29 101L30 103L28 102L30 105H32L31 102L33 101V100H32V101H31ZM68 100H70V101H68ZM121 100H123V99H121ZM137 100H138V101H137ZM143 100L145 101V103H147L148 101H150L151 103L148 102V103H147L148 105H147V104L143 103ZM155 100H156V103H154ZM213 100H214V98H213ZM219 100H221V102H219ZM260 100H261V103H259ZM260 100H259L258 102H256V103H257V104H258V103H259V104H262V101H264V97H263V98H260ZM2 101L4 102V100H2ZM11 101H12V99H11ZM14 101H17V100H14ZM78 101H77V102H78ZM82 101H85V100H82ZM98 101H100V102L98 103ZM119 101H120L121 103H122V102H125V103L127 104V107L124 106V108H123L124 110L122 109V106H121V105H123L124 103H123V104H120ZM139 101H140V102H139ZM141 101H142V102H141ZM153 101H154V102H153ZM215 101H216V100H215ZM3 102H2V103H3ZM18 102H19V101H18ZM49 102H50V100H49ZM75 102L72 101L73 104H74ZM77 102H76V103H77ZM101 102H103V103L101 104ZM105 102H106V104H105ZM134 102H135V104L138 103V105H137V104H136V106L134 105V106L136 107V109L139 108V109L142 110V111H144L143 109H145L146 111H144V112L141 111L142 113H141L140 115L137 114V112H136L137 110H136L135 108H133V107H134V106H133V103H134ZM152 102H153V103H152ZM158 102H159V103H158ZM161 102H162V101H161ZM198 102H199V101H198ZM203 102H202V103H203ZM2 103H1V104H2ZM20 103H21V102H20ZM51 103H52V102H51ZM68 103H66V106L68 105L67 108L73 105V104L70 105L71 102H70L69 104H68ZM76 103H75V104H76ZM92 103H93L94 105L98 103V105H95L96 108L93 107L94 105H93ZM109 103H111V101H110ZM116 103L120 104L121 108L118 107L119 105L116 106V105H117ZM140 103H141V104H140ZM157 103H158V104H157ZM242 103H243V105H244L245 103H248V102H242ZM5 104H11V102H10V103H7V102H6ZM21 104H22V103H21ZM48 104H49V103H48ZM75 104H74V106H73V107H75V110H74L73 108H71V109H72V110H71L72 112L70 111V114H71V115L73 114V111H76V107L79 105V104H78V105L76 104L77 106H75ZM100 104H101V105H100ZM126 104H124V105H126ZM128 104H129V107L131 106L130 109H129V107H128ZM139 104H140V105H139ZM150 104H152V105L155 104V106H157V107L152 108L154 105H153L152 107H150ZM159 104H160V105H159ZM250 104L252 105V103H250ZM253 104H254V102H253ZM257 104H256V108L259 107V105H257ZM3 105H4V104H3ZM11 105H12V104H11ZM62 105H63V104H62ZM69 105H70V106H69ZM99 105H100V106H99ZM113 105H114V106H113ZM141 105H142V106H141ZM145 105H146V106H145ZM174 105H176V104H174ZM251 105H250V106H251ZM4 106H5V105H4ZM14 106H15V105H14ZM14 106H13V107H14ZM16 106H17V105H16ZM28 106H29V105H28ZM43 106H44V105H43ZM46 106H47V105H46ZM97 106L100 108L99 110H98V107H97ZM115 106H116V113L114 112L115 110H113V109L115 108ZM137 106H139V107H137ZM140 106H141V107H140ZM147 106H149V107L147 108ZM160 106H161V107L163 106V107L160 108ZM187 106H188V105H187ZM202 106H203V105H202ZM204 106H205V109H203ZM204 106L201 107L200 104H199V105H198L199 108H198V107H197V103H196V107L198 108V110H199L201 116H199V113L197 112V109L195 108V109H196V113H197V114H196V113H195V114H196L197 117L194 116V117H196V119H194V118H193V119L196 120V122L194 121L195 123H199V124H200V125L197 124L199 127H201L202 125H204L201 121H200V122L202 123V125H201L200 122H197V121H199V119L204 120L203 122L207 121V123H205L204 127H206V125H208V124H209V125L211 124V126H212V124H213V126H215L214 123H215V122L217 123L218 120L221 119V117H222V120H223L225 117L228 118V115L230 116V115L234 112V111H233V112L231 113V111L229 110L228 106H226V107L228 108L227 110L230 111L231 114L228 113V112H227L228 114L224 113V115L226 114V116L224 117L223 115H220V111H221V110H219V109H220V106H221V105L218 106V104H217V107H219V109H218L219 111H218L216 108H214V110L216 109V113H217V111H218V114H216V115H218V116H219L218 118H220V119H218L217 116L214 114L215 116H214V115H213V116H214V118H216L217 121H216L213 117H210V118H213V120H214L215 122H214L212 119H210V122H211V120H212L214 123H213V122H212V123H209V122H208L209 119L206 120V119H203L204 117H202L203 115H204V116L207 115L208 118H209V115H208L209 110H208V112H207V110H206V104H204ZM247 106H248L247 108L250 109V111H252V110H253V107H255V105H252L251 107H250L249 105H247ZM260 106H262V105H260ZM1 107H2V106H1ZM6 107H7V106H6ZM6 107H5V108H6ZM44 107H45V106H44ZM44 107H43V108H44ZM63 107H64V106H63ZM88 107H89V110H90V107H91L92 109H93V108H94V109H93V110L91 109L92 111L90 110L91 112H89V111H88ZM113 107H114V108H113ZM125 107H126V109H125ZM143 107H144V108H143ZM145 107H146V108H145ZM158 107H159V110H160V111L157 109ZM171 107H172V109L175 108L173 105H172ZM200 107H201L202 110H204V111L206 110V111H205V114L203 113V115H202V113H201L202 110L200 109ZM221 107H222V106H221ZM249 107H250V108H249ZM263 107H264V106H263ZM5 108H4V109H5ZM22 108H23V107H22ZM81 108H82V107H81ZM112 108H113V109H112ZM118 108H120L121 110H118ZM127 108H128L130 111H131V109H132L133 112L130 113L129 110H127ZM149 108H150V110H148V112H147V109H149ZM151 108H152L154 111H155V109H156V112H154ZM210 108H209V109H210ZM251 108H252V109H251ZM260 108H261V107H259V109H260ZM40 109H41V108H40ZM64 109H65V108H64ZM77 109H78V108H77ZM85 109H86L87 111H86ZM104 109H105L106 111H105ZM107 109H111V110H107ZM139 109H138V110H139ZM170 109H171V108H170ZM183 109H184V108H183ZM240 109H242V107H240ZM19 110H20L19 112H21L22 109H20V107H19ZM112 110H113V111H112ZM117 110H118V111H124L123 113H124L125 115H123V114H119V112H118ZM126 110H127V111H126ZM134 110H135V112H134ZM174 110H175V109H174ZM174 110H173V111H174ZM227 110H226V111H227ZM243 110H244V109H243ZM245 110H246V108H245ZM256 110H257V111H256ZM256 110H255V108H254V111H252V113L255 112V117H256L257 113H259V114L257 115V117H259V119H260V118L263 116L264 112H263V111H260V110H259V112H258V109H256ZM261 110H264V108H261ZM6 111H7V108H6ZM10 111H11V110H10ZM24 111H25V110H24ZM24 111L22 112V113H23V116L26 115V114L24 113ZM30 111H31V110H30ZM42 111H43V110H42ZM84 111H85V112H84ZM96 111H98V112H96ZM103 111H105V112H103ZM125 111L127 112V114H126ZM151 111L154 112V113H152ZM157 111H159V113H160L161 111H162V112H163V111L166 112V114L164 113V116H165V115L169 116V117L167 118V120H166V117H167V116L165 117V120H166V121H165V120H164V116H163V114L160 115ZM193 111H194V110H193ZM204 111H203V112H204ZM222 111L224 112V109H223ZM222 111H221V113H222ZM226 111H225V112H226ZM250 111L247 112V110H246L245 113H243L244 111H242V114H243V115H242L241 113H238L240 119L235 118V120H233V122L236 121L238 124H236L235 122H234V123H235L236 125H238V126H240V125H239L240 120L242 121V122H241V125H243V126H244V124H245L244 122H246L245 125H248V121H249V124H250V125H251V123H253V125H255V124H254V123H255V120L258 122L259 119L257 120V119H256L257 117L254 119V114H249V113H251ZM0 112H1V111H0ZM2 112H3V111H2ZM14 112H15V109L13 110V114H14ZM16 112H17V111H16ZM19 112H18V113H19ZM25 112L28 113L29 110H27V111H25ZM40 112H41V111H40ZM43 112H44V114H42ZM43 112L41 113V114H42V115H41V118L44 119V120H42V119L40 118L41 121H40V120L38 121V119H37L38 117L36 118L37 120H35V121L38 122V123L36 122L37 124H40V125L43 124V125H42L41 127H39L40 125H38V127H37V125H36V127H35L36 130L33 129V130L36 131V132L39 131V132H37V133L39 134L40 137H41L42 132H44V133H45V132H48L47 129H48L49 127H51V128L55 127L54 124H53V122H52V124H50V123H51V120H49V119L45 122V124H46V126H48V128L45 126L44 123H42V121L44 122L48 117L50 118V116L47 115V114H50V111H48V113L45 112V111H43ZM88 112H89V113H88ZM93 112H92V113H93ZM106 112H107V113H106ZM108 112H109V114L112 115V116L115 115V114H117V115L119 114V119H117V121H118L119 123H118L117 121H116V122L114 121V120H116V115H115V117L113 116V118H112L111 116H109ZM111 112H112V113H111ZM138 112H139V111H138ZM162 112H161V113H162ZM185 112H186V111H185ZM185 112H184V113H185ZM206 112H207V114H206ZM211 112H212V114L215 113L214 111H211ZM211 112H209V114H211ZM239 112H241V111H239ZM246 112L248 113V115H247ZM256 112H257V113H256ZM260 112H262V116H261V113H260ZM18 113H15L16 115H13V114H12V115H13L12 117L15 116L14 118H16V116L18 115ZM45 113H46V114H45ZM113 113H114V114H113ZM128 113L130 114V116H128ZM134 113L136 114L135 116L139 115L140 117H137L138 119L134 118ZM144 113H145V114H144ZM155 113H156V115H157V114L159 115V116L157 115V116L159 117V119L157 118V116H155ZM8 114H9V113H8ZM31 114H32V113H31ZM70 114H68V115H70ZM107 114H108V116H107ZM148 114H149V115H148ZM152 114H154V115H152ZM236 114H237V113H236ZM236 114H234V116H236ZM240 114H241V115H240ZM3 115H4V113H3ZM5 115H6V114H5ZM44 115H45V118H43ZM46 115H47L48 117H47ZM77 115L73 118V120H72L73 122H74V120H78L79 116H78V118H77ZM121 115H122V118H124V117L126 116V120H127V119H131V118L133 117V118L135 119V121H134L133 119H131L132 121L129 120V123L134 122V126L137 127V128L140 129V130H138L137 133H136L135 130H137V129L134 130L133 123L130 124V125L133 126V127L131 126L133 129L129 126V123H128V125H127L128 127H126V126L123 125V124L120 125V121H121L120 119H122V118H121ZM151 115H152V117H151ZM193 115H194V112H193ZM245 115H247V117H246ZM250 115H253V116H252V117H253V121H252V119H251L252 117H251ZM259 115H260V116H259ZM19 116L22 117L21 114H20ZM26 116H27V115H26ZM39 116H40V115H39ZM42 116H43V117H42ZM123 116H124V117H123ZM131 116H132V117H131ZM162 116H163V117H162ZM170 116H171V117H170ZM234 116H233V117H234ZM243 116L246 117V118H243ZM3 117H4V116H3ZM12 117H9V118H12ZM20 117H19V118H20ZM29 117H30V116H29ZM29 117H27V118L25 119V116H24L23 118H24L25 120H29V119H28ZM68 117H69V116H68ZM107 117H108V118H107ZM127 117H129V118H127ZM176 117H177V114H176V116H175V119H176ZM198 117H200V118H198ZM201 117H202V118H201ZM233 117H232V118H233ZM248 117H250V118H248ZM1 118H2V117H1ZM4 118H5V117H4ZM6 118H7V117H6ZM65 118H67V117H65ZM109 118H110V119H113V120H110V122H109ZM143 118L141 117V119H140L139 122H141ZM161 118H163V120H164L165 122H164L163 120L160 121ZM205 118H207V117H205ZM17 119H18V116H17L16 120H17ZM107 119H108V120H107ZM168 119H169V120H168ZM193 119L191 120V122H192L191 125L194 123V122H193ZM236 119H237L239 122H238ZM242 119H243V120H242ZM247 119H248V120H247ZM1 120H2V119H1ZM6 120H7V119H6ZM9 120L12 121L11 119H9ZM20 120H21V118H20ZM20 120H19V121H20ZM79 120H81V119L79 118ZM84 120H85V122H84ZM98 120H99L101 123H100ZM106 120H107V121H106ZM126 120H125V121H126ZM262 120H264V119L262 118ZM262 120H261V121H262ZM7 121H8V120H7ZM7 121H6V122H7ZM30 121H31V120H30ZM32 121H33V120H32ZM48 121H49L50 123H49ZM112 121H113V122H112ZM146 121H147V120H146ZM170 121H171V122H170ZM224 121H225V120H224ZM229 121H230V120H229ZM243 121H244V122H243ZM251 121H252V122H251ZM4 122H5V121H4ZM12 122H13V121H12ZM22 122H23V119H22ZM25 122H26V121H25ZM39 122H40V123H39ZM47 122H48V124H49L50 126L47 125ZM63 122H64V121H63ZM103 122H104V123L106 122L105 124H107V125H105ZM107 122H108V123H107ZM175 122H177V120H176V121H173V123H175ZM227 122H228V120H227ZM233 122H232V123H233ZM262 122H263V121H262ZM7 123H8V122H7ZM19 123H20V122H19ZM19 123H18V124H19ZM27 123H29V122H27ZM83 123H84V124H83ZM102 123H103V124H102ZM122 123H124V122H122ZM147 123H148V124H147ZM164 123H165V125H163ZM168 123H170V126H171V127H169L170 129H168V126H169V125H167ZM173 123H172V124H173ZM195 123L193 124V126H195V127H197V128L199 129V127L196 126ZM232 123H231V126H232V127H231V130H232V128H233V131H234V132L236 131L235 134H234L235 136H233V135H231V133H229V136L231 135V137H233V138H229V136L226 135V137H225V136H222L224 139H217V140H221V143H223L224 146H225L226 143L229 142V143L227 144V146H225L226 148L224 147L225 149H227L228 145H229V148H230V147L232 148V152L230 151L231 148H230V149L228 148L229 150H225V149H224L225 152H224V150H223V154H221V155H222V157L224 156V157H223V160H225L226 158L231 159V161L228 160V159L225 160V162H226V161L231 162V163L226 162L227 164L229 163V164H228L229 167L226 166L227 164H225V163L223 162V163H224L223 165L226 166V167L223 166V168H225V169L227 168V170H228V171H225V172H226V173H225V178H226L227 180H229L230 175L233 174V175L230 177V181H232V183H233L234 181H235V182L233 183V185H234V186H233L232 183H230V182H227V183H226V179H225V181H224L223 179H220V180H223V181H224V183H223V187H222L223 189H224V187H227V186H228L227 188H229L230 185H231L230 188L233 187L232 189H228V190H230V193H231V194L229 193V191L227 190V188H225L227 192L225 191L226 193H225V192L222 193V192H223V191H222L223 189L220 188L221 186H218V190H219V188L222 189V190L219 191V193H222V195L225 194V195H227V197H228V195L230 194V197H229V198L226 197L227 200H228V199H229V200H230V199L233 200L232 198H234V201H236V202H234V201H231V202H229V201H228V202L224 201V198H223V197H222V198L220 197L221 195L218 193V191H217V193L219 194V195H218L219 198H217V199L215 200L214 197H215V196L217 197V195L215 194V192H216V191H215V192H213V193H214L213 197L209 199V200L211 201V199L214 198L213 202L210 203V201H208V203H210L209 205H211L212 203H213V205H214V203H216V204L218 203V202H217L218 199H223V200H220V203H221V204L218 203V204H217L218 206H217V205H214V207L217 206V208H214L213 205H212V207L214 208V209L212 208V212H213V210L215 211L216 209H220L219 206H221L222 203H223V204H225V205H223V207H222V206H221V207H222V209H224V213H226V212L229 213V211H230L229 214L233 213L234 215H235V214L238 215V213H236V212L234 213V212H233V210H234V209H233V207H234L233 205H235V207H236V209H237V210L235 209L234 211H237V212H238V208H239V206H237V203L239 202L238 204L241 203V205H242V203L245 201V200L243 199L242 195H244V192L247 191V190H245V188H247V187H243V186H242V187L244 188L243 190H240V189H242V187H241V188H240V187H237V189L240 188V189L238 190V191H240V192H238V194L240 193V195H241V197H242V198H241V197L239 198V197H238L239 195L237 196V194L234 193V192H237V191H235V189H234V188L236 187V186H235V183H236L237 186H240V184H241L240 180H242V179H243V180L246 179L245 182L242 181V182L245 183L246 185H249V184H252V183L254 184V183H256L255 181H257V183H256L257 188H256V186L254 185L256 189L254 188V190H253L254 193H257L256 195L259 196V197H257V196L254 195L256 198H258L257 201H256V198H255V199H254L255 203H253V204H254V205H253V204L251 203V202H254V201H253V198L250 197V199H252V200H250V201H251V202H249L250 204L247 203L249 207L247 206V204H245V205H246L245 208L248 207V209H246V210H247L246 212L249 213V211H250V214H251V213L254 212L255 209H256V210H257V208L259 209V207H257L256 205H259V204L262 202V200H264V198H263L264 196H262V194H264V193H262V192H263L262 190H264V189H262V188L264 187V183L262 184V181H261L262 178H263L262 176L264 175V174H263L264 172H262V175L260 176V178L257 177V179H256V177H255L256 175L254 176V175H251V174L249 173V171H251V170H253V169H251V166H247V165H249V161L251 160V157H253V153H254V150H255L254 148H257V147L255 146V143H254V145H252V143H251L252 140H251V139L249 140V138H251L252 136H254L253 142H255V141L257 142V141H259V140L255 139L256 137H259V136H256V134H257L256 132L258 131V132L260 133V137L262 136V137H261L262 140H263L262 142H264V136H263L264 133H262V132H263V131H262V128H263L264 126L259 125V123H261V122H259V123H256L257 125H259V128H258L259 130L256 129V128H252V127H254V126H252V125H251L252 127L249 125L251 129L248 128V126H247L246 128H248V129L244 130V129H242V128H244V127L241 126V129L238 128V130H237V129H236L237 126H235V124H234V123L232 124ZM8 124H9V123H8ZM10 124H12V123L10 122ZM10 124H9V125H10ZM21 124H22V123H21ZM21 124H20V125H21ZM23 124H24V123H23ZM60 124H61L60 122H59V123H56V126H57V125H60ZM63 124H61V125H63ZM76 124L78 125L79 123H76ZM98 124H99L100 126H103V127H102L101 129H99L100 126H99ZM108 124H110V125H108ZM146 124H147V125H146ZM261 124H263V123H261ZM2 125H3V124H2ZM25 125H26V127H24L23 125H22V126H23V128H24V132L27 133V131H25V130H27V124H25ZM61 125H60V126H61ZM70 125H71V129H68ZM122 125H123V127H122ZM148 125H150V126H148ZM209 125L207 126L206 130H207L208 132H210V133H209L210 135L207 136V137H206V135H207L208 132H207L206 134H203V133H202V132H206L204 127L200 128V129L203 130V131L201 130V134H200V130H198L197 128L195 129L196 131L193 130V132H195V133H193L192 131H190V130L192 129L193 126L191 127V126L189 125V127H191V129L188 127V128H189L188 130L190 131V133L192 132V133H191V134H192V135H191L192 138L190 137V139H191V140H190V139H189V136H188L187 139L190 140V142L192 141V142H193V145H195V144L198 145V141H200V140L202 141V143H201V142H199V143H201V144H203V145L207 143V144H206L207 146H202V145L200 144L201 146L199 145L200 147H197L196 150H194V152H195V151L197 152V149L200 148V149H199L200 155H199V153H195L196 155H194V159H195V160H196V158H197V156H198V158H197L196 161H198V160L200 159L201 153H203L202 156L205 157V155H206V153H207V150H208L207 155H210V154L212 153V152H210V150L213 151V153H216V152H217V150H216L217 148L215 149V147H214V145L216 144V142L212 144L213 146H211V145L208 146V142H209V144H210V141H211L212 139H210V141L207 140V139H208V138H213V139H214V137H213L214 132H213V134H211L212 131H210L211 129H213V126L211 127V126H209ZM217 125H218V123H217ZM217 125H216V126H217ZM257 125H255V127H257ZM0 126H1V124H0ZM7 126H8V125H7ZM52 126H53V127H52ZM72 126H74V128H73ZM104 126H107V127L105 128ZM116 126H115V128H116ZM141 126H139V127H141ZM162 126H164V127H163L164 129H165V127L167 126V127H166V128H167V131L164 132V135H166V133H169V132H170V133H169L170 135L168 134V138H167V136H163L164 138H163V140H161V142H162V144H163V143H164V144H163V145H162V144L160 145V144H159V143H161V142H159L160 138H157V139H156V135H157L158 132H160V134H161V131L163 130ZM216 126H215V127H216ZM225 126L227 127L228 125L225 124ZM234 126H235V127H234ZM8 127H9V126H8ZM10 127H11V126H10ZM12 127H13V128L16 127V128L14 129L15 131L13 130L14 133H15V132L17 133V128H18V127L20 128V129L18 128V130H21V128H22V127H20V126L17 127V125H16V126L13 125ZM12 127H11V128H12ZM29 127H30V126H29ZM75 127L79 128V129H81V130L78 132L79 129L76 131V130H75ZM91 127H92V128H91ZM108 127H109V128H108ZM143 127H144V128H143ZM157 127H159V128H157ZM260 127H261V129H260ZM1 128H2V127H0V129H1ZM11 128H10V129H7V130H10V131H9L10 133H11V131H12ZM31 128H34V126L31 127ZM31 128H28V130L31 131ZM37 128H38L39 130H38ZM41 128H44V129L42 130ZM45 128H46V130H45ZM55 128H56V127H55ZM58 128H59V127H58ZM89 128H90V129H89ZM118 128H119V127H118ZM125 128H128V129H125ZM150 128H151V129H150ZM153 128H154V129H153ZM160 128H161L162 130H161V131H158V130H157V133H155L156 131H154V130H155V129H159V130H160ZM208 128H209L210 130H209ZM223 128H224V127H223ZM4 129H5V128H4ZM59 129H60V128H59ZM67 129L69 130L68 132H67ZM73 129H74L75 132L73 131ZM84 129H85V130H84ZM92 129H93V130H92ZM111 129H113V127H112ZM193 129H194V127H193ZM217 129H218V128H217ZM225 129H226V128H225ZM229 129H230V128H229ZM252 129H253L254 131H253ZM263 129H264V128H263ZM41 130H42V132H41V134H40V131H41ZM44 130H45V131H44ZM48 130H49V129H48ZM70 130H71L72 132H71ZM86 130H87V131H86ZM88 130H89V131H88ZM98 130H100V131H98ZM104 130H103V131H104ZM132 130H134V131H132ZM168 130H169V132H168ZM240 130H241V131H240ZM242 130H243V131H242ZM260 130H261V132H260ZM2 131H3V130H2ZM5 131H6V130H5ZM13 131H12V132H13ZM22 131H23V130H22ZM34 131H33V132H34ZM119 131H120V130H119ZM139 131H140L141 133H140ZM198 131H199V132H198ZM233 131H232V132H233ZM237 131H238V132H237ZM0 132H1V131H0ZM7 132H8V131H7ZM36 132H34V133H35V134H34V137H33V135H32L31 138L34 139V138L36 137V135H37ZM83 132H84L85 134H82ZM121 132H120V133H121ZM162 132H163V131H162ZM197 132H198L200 135H203V138L206 137V138H204V139L202 138V139L205 140V141L207 140L206 143H205V141L203 142V140H202L201 138H198L199 136H197V135H198ZM222 132H223V131H222ZM225 132H226V131H225ZM249 132H250V133H249ZM251 132H252L253 134H252ZM254 132H255V133H254ZM4 133H5V132H4ZM29 133H30V132H29ZM59 133H60V132H59ZM88 133H89L90 135H88ZM104 133H106V132H104ZM125 133H126V132H125ZM127 133L129 134V131H128ZM127 133H126V134H127ZM145 133H143V134H145ZM237 133H239V134H237ZM245 133H249V135H248V134L246 135ZM261 133H262V134H261ZM5 134H6V133H5ZM20 134H21V133H20ZM27 134H28V133H27ZM32 134H33V133H32ZM48 134H49V133H48ZM81 134H82V136L84 137V139H85V137H87V139L90 140V141L88 142L87 139H86V141L83 140V137L81 136ZM112 134L114 135L115 132L111 133V135H112ZM126 134H124V135L127 136ZM143 134H142V136H143ZM160 134H158L157 137H161V136H159ZM193 134H194V135L196 134L197 137H195V136L193 137ZM221 134H222V133H221ZM224 134H225V133H224ZM226 134H228V132H226ZM250 134H251V135H250ZM2 135H3V134H1V137H2ZM8 135H10V134L8 133ZM15 135H16V134H14V137L17 136L16 138H12V137H13V133H12V137H11V136L9 137L10 140H14V142L16 141L15 143L13 142L14 146H15V145H18V144H16V143L19 142V139H20V138H18V137H21V136H18L19 134H17L16 136H15ZM21 135H22V134H21ZM28 135H30V134H28ZM86 135H87V136H86ZM96 135H97V136H96ZM111 135H109V137H110ZM118 135H120V134H118ZM118 135H114V136L119 137ZM124 135H123V136H124ZM136 135H135V138H132V135H128L127 137L130 139L129 142L132 143V141H133V142H135V141H139V140L137 139L138 136H137V138H136ZM161 135H163V134H161ZM187 135H190V134L187 133ZM237 135H238V136H237ZM239 135L241 136V138L239 137ZM242 135H243V138H242ZM4 136H5V135H3L2 138H4ZM22 136H23V137H22L21 139L24 140V135H22ZM39 136L37 135V137L35 138L34 141H36V140H37V141H38V140H41V139H39ZM42 136H43V138H45V137H46V133H45V137H44L43 134H42ZM48 136H49V135H47V137H48ZM60 136L63 137L62 135H60ZM89 136H90V137H89ZM114 136H112V137H114ZM123 136H122V139H123ZM130 136H131V138H130ZM140 136H141V135H139V139H140ZM172 136H173V135H172ZM219 136H220V135H219ZM248 136H249V137H248ZM255 136H256V137H255ZM29 137H30V136H29ZM98 137H99V136H98ZM98 137H97V138H98ZM117 137H115V138L117 139ZM222 137L220 136V137H218V138H222ZM227 137H228V138H227ZM234 137H236L237 139H236V138L234 139ZM17 138H18V139H17ZM81 138H82L83 142L85 143V144H84V143L82 142V147H81V144H79ZM102 138H103V137H102ZM115 138H114V140H115ZM124 138L126 139V137H124ZM142 138L144 139L145 137H144V136L141 137V139H140L139 142H143V141L145 142V141H148L147 138H145V139H147V140L144 139V140L142 141ZM193 138H194V139L196 138V139H195V143H194V141H193ZM238 138H240V140H241V139H242V140H243V139L245 140V141L243 140V141L245 142V144H246V145H245V144L243 143V146H244L243 148H244V149L242 148V143H241L242 140L240 141V143H238V142H239V139H238ZM252 138H253V137H252ZM4 139H5V138H4ZM4 139L2 140L3 142L6 141V140H4ZM7 139H8V138H7ZM16 139L18 140V142H17ZM45 139H46V138H45ZM45 139H43V140H45ZM78 139H80V140L77 141ZM112 139H113V138H112ZM120 139H121V138L119 137L117 140H118V141H121L122 139H121V140H120ZM125 139H123V140H125ZM154 139H155V140H154ZM158 139H159V140H158ZM161 139H162V137H161ZM170 139H171V138H170ZM174 139H175V137H174ZM177 139H178V138H177ZM197 139H198V140H197ZM227 139H228V142H227ZM229 139H230V141H229ZM246 139H247V142H246ZM8 140H9V139H8ZM10 140H9V141H10ZM25 140H26V139H25ZM43 140H42V141H38V142H36V143H39V145L37 144L38 146H35L36 148L34 147V148H35L34 151H36L37 147H39V148L37 149V150H38V153H39V149H41L40 146H41V145H43L44 147L46 146L45 143L47 142V140H45L44 143H43ZM48 140H49V137H48ZM62 140H63V139H62ZM105 140H106V142L104 141V143L110 142V138H109V139H108V138H105ZM107 140H108V141H107ZM114 140H113V141H114ZM156 140H157V141H156ZM196 140H197V141H196ZM222 140H223V142H222ZM224 140H226V141H224ZM233 140H234V141H233ZM254 140H255V141H254ZM27 141H28V142H27ZM27 141L24 142V143H23L22 141H20V142L23 143L24 145L27 143V144L25 145L26 147H25L24 145H22L21 143H20L19 145L21 146L20 148H24V149L27 148V151H28L29 139H28ZM59 141H60V140H59ZM113 141H112V142H113ZM115 141H116V140H115ZM152 141H153V143H154L155 141H156V142L153 144ZM179 141H180V140H179ZM213 141H214V140H213ZM237 141H238V142H237ZM243 141H242V142H243ZM249 141H250V142H249ZM31 142H32V141H31ZM41 142H42V144H40ZM76 142H77V143L79 142L78 145H77V148H76ZM93 142H95V141H92V143H93ZM102 142H103V140H102ZM112 142H110V143H112ZM116 142H117V141H116ZM125 142H127V140H125L124 143H120V142H119V144H118V142H117V144H115V142H114V143H112V146H111V147L115 148L114 145H116V146L118 145V147H116V148L118 149L120 146H123V145L125 144ZM129 142H127L126 144L128 145ZM139 142H136L135 145L138 144ZM165 142H166V141H165ZM177 142H178V141H177ZM188 142H189V141H188ZM188 142H187V143H188ZM192 142H191V143H192ZM225 142H226V143H225ZM230 142H231V145H230ZM260 142H261V140H260ZM260 142H258V146H259V143H260ZM8 143H9V142H8ZM8 143H7V144H8ZM56 143H57V141H56ZM71 143H72V145H71ZM110 143H108V146L111 145ZM156 143H158L159 145L156 144ZM187 143H186V144H187ZM211 143H212V142H211ZM233 143H234V144H233ZM235 143H237V144H235ZM249 143H250V144H249ZM2 144H5V145H6V142H4V143H2ZM13 144H12V141H11V145H9V146H11V148H12V147H13V146H12ZM31 144H32V143H31ZM66 144H67V145H66ZM83 144H84V147H83ZM98 144H99V146H100L102 143L100 144V142H99ZM109 144H110V145H109ZM120 144H121V145H120ZM126 144H125V146H126L125 148L127 149V151H125V148H124V152L128 153L127 155L130 154V153H129L130 151H134V152L136 153V150H133V148L136 149V146H137V145H136L135 147H134V146H131V145H130V147L128 146L130 149L132 148V149L130 150V149L127 147ZM133 144H134V143H132V145H133ZM139 144H140V143H139ZM143 144H144V143H143ZM143 144H141V145H143ZM145 144H146L147 147L149 146V145H147V142H145ZM145 144H144L143 146H145ZM178 144H179V143H178ZM232 144H233V145H232ZM240 144H241V145H240ZM262 144H263V143H262ZM19 145H18V147H17V146L14 147V148H17L16 151H17V150H18V151L20 150V149H19ZM34 145H36V144H34ZM34 145H33V146H34ZM70 145H71L73 148H72ZM74 145H75V147H74ZM94 145H95V143H94ZM103 145H105V144H102V149H104V150H102L101 148H97V149H99V150L101 149V150H102V153H99V152H98L99 150L97 151V149H96L97 152L94 151V152L92 153V154H94V156H95V159H96L95 161H98L97 158H98V157L100 158V156H101L100 154H104V152H105V150H106V151H107V152H106L107 154L105 153V154H106V157H105V154H104V156L102 155L103 157L101 156V157L103 158V159L101 158V159L103 160V161L101 160L102 163L105 162L106 159H108V162H109V156H107V155H109V152L113 150V148H109V147L107 148L106 145H105V146H103ZM157 145H158V146H157ZM190 145H191V144H190ZM234 145H235L236 147H235ZM250 145H251V146H250ZM0 146H2V145L0 144ZM9 146H8V147H9ZM87 146H88V145H87ZM87 146H86V147H87ZM92 146H93V145H92ZM95 146H96V145H95ZM138 146H140V145H138ZM143 146H142V153H140V152H141V151H140V152H139L140 154H138V157L136 156L137 154H136V155L134 154V155H131V156L129 155L130 157H129V156H124V157H127V159H128V160L126 159L125 161H128L129 163H131V161L134 159V160H133V164L131 163V165H130V166H132V165H133V166H132L131 168L129 167V170L133 168L132 170H133V171L135 170V171L133 172L132 170H130V172H133V173H135V174H132L131 176H129V178H126L127 180H123V179H125V177H126L125 175L130 174V172L128 171L129 173L125 174L124 177L122 178L121 175L124 174L125 172H127L128 169L125 171L124 169L121 168L122 165L118 166V165H119L118 163H120V162H121V163L124 162L123 160H124L125 158L123 157V159H121L122 161H119V160L117 159L119 162L116 160V158H122V157H121L122 154H123V155L126 154V153H122V152H121V151H123V148H122L121 151H120L119 149H118V150H117V149H116V150H113L114 152L117 151V152H115V153H117V156H118L119 154H121V156L119 155L118 157H113L112 154H113L114 156H116L115 153H112V154H111V157H113V159L116 160V163H117V164L115 163V166H116V167L118 166V168H116V167L114 168V163L112 162V160H111L112 158L110 157V158H111L110 160H111L112 163L109 162V164H108V162L106 161L105 163L107 164V166H106V164L103 163V167L105 166V167L108 168V165L110 166V165L112 164L111 166H112L114 169L112 170V168L109 167L108 170H107V168L104 167V168L106 169V171L103 170V168H102L101 170H99V171H102V173H103V171H105V172L108 171L107 174H105V172H104L103 174L101 173V174L103 175V178H104V176L106 175L105 178L103 179V178H99L100 176L97 177L99 173L93 175V174H94V171H95V173H96V171H97V170L94 168L95 170L93 171V174H92L93 177H91V181H92V182L94 181V183H95L94 185H96V186L98 185V183H99L100 185H101V184H106V183H107L106 185H101L102 190L104 189L103 187L105 186V187H106L105 190L107 189V193H109L108 191H110L111 194L115 193V197L118 195V194H117L118 192H119V195H121V194H120V191H121V190L125 191L124 189H122V188H124V187L120 188V187H121L120 182L123 180L122 186H124L123 184H125L126 181L128 182V181L131 180V178H134L133 175L136 176L137 174H140V177H139V178L142 177V178H141V184H140V182L138 181V179H139L138 177H137V178H138L137 181L139 182V184H140L142 187H146V186H144V184L146 183V182H145V180H146L145 178H147V177H145L146 174H143V173H146V171H145L143 168H145L147 165H145L146 163H144V165H142L143 167L140 166L141 164H143V163L140 164V162H144V161H140V160H141V159H144V160H145L146 157H147L148 159H151V157H149L147 154L151 152V153H150V156H152V155H151V154H153L152 152H156V153H157V152H158V150H157L158 148H156V151H153V150L151 151V150H150L151 148H147L146 151H145V149H143V148H146V147H143ZM217 146H218V145H217ZM232 146H233L234 148H233ZM238 146H239V147H238ZM246 146H247V147H246ZM252 146H253V147L255 146V147L252 148ZM260 146H261V145H260ZM262 146H264V145H262ZM79 147H80V148H79ZM88 147H89V146H88ZM103 147H106V149L103 148ZM149 147H151V146H149ZM167 147H168V146H167V144H166V147H165V148H167ZM171 147H173V146H171ZM174 147H175V146H174ZM193 147H194V146H193ZM202 147H204V148H202ZM205 147H206V148L209 147V148L206 149ZM210 147H211V148H210ZM245 147H246V148L250 147V148H248V151H249V152L244 151V150H246ZM2 148H3V147H2ZM2 148H1V151H2ZM4 148H5V147H4ZM42 148H43V147H42ZM75 148H76V149H75ZM78 148H79V149H78ZM137 148H140V147H137ZM235 148H236V150H235ZM237 148H238L239 151L237 150ZM241 148H242V152L244 151V155H245V153H246L247 155L249 154L247 157H246V155L244 156L246 160H244V157H243V160L241 159L244 163H243L242 161H241V162H242V163L244 164V166L246 167L245 170L247 171V169H248V171H247L246 173L250 174V175H248V176H250V177H249V180H248V182H249L248 184H247V178H248L247 175H244V176H243V177L246 176V178H242L241 176H239L240 173H244V172H245V170H242V171H243V172H242V171H240V169H239V170L237 169V168H242V167H243L242 169H244L245 167H244L242 164H241L242 166L239 165V167H238L237 165H234V167H231V168H230V166H232V164H234V163H238V160H240V159L238 158L237 155H241ZM251 148H252L253 150H252ZM261 148H263V149H261ZM261 148H260V151L257 150V149H256V150L259 151L258 154H259L261 157H263L262 154H263L264 152H261V151L264 150V147H261ZM6 149H7V147H6ZM9 149H10V148H9ZM12 149H13V148H12ZM12 149H11V152L13 151ZM24 149H23V150H24ZM43 149H44V148H43ZM43 149H42V150H43ZM108 149H109L110 151H108ZM111 149H112V150H111ZM187 149H188V148H187ZM205 149H206V150H205ZM214 149H215V150H214ZM250 149L253 151V153H252V151H251ZM56 150L58 151V149H56ZM78 150H79V152H78ZM86 150H87V149H86ZM90 150H92V149H90ZM101 150H100V152H101ZM128 150H130V151H128ZM147 150H149L148 153H147ZM164 150H166V149H164ZM167 150H168V151H167ZM167 150H166V151L161 150V151H162V153H163V152H164V153L168 152L169 154L166 153L165 156L168 157V155H169V157H168V158L165 157V159H170V160H171L170 156L173 155L172 152H174V148H173V151H172V152H171L172 148L169 149V147H168ZM188 150H189V149H188ZM200 150H203V152L200 151ZM7 151H8V153H9V150H7ZM18 151H17V152H18ZM27 151L24 150V152H26V153H27ZM40 151H41V150H40ZM75 151H76V152H75ZM113 151H112V152H113ZM137 151H139V150H137ZM144 151H145L147 154H146ZM161 151H159V152L156 154L155 159H157V160H159V159H160V160H164V156H162L164 153L160 155V152H161ZM204 151H205V152H204ZM214 151H215V152H214ZM227 151H229V153H230L231 156H232V154H233L234 151H235V154H233V156L231 157V156L228 155L229 153L226 154ZM237 151H238V152H237ZM257 151L255 152L256 154L254 155V159L252 158L253 160H255V158L259 156V155H257ZM13 152H15V151H13ZM17 152H15V153L17 154ZM42 152H43V151H42ZM42 152H41V153H42ZM68 152H69V153H68ZM73 152H74V154H73ZM134 152H132V153H134ZM181 152H182V151H181ZM184 152H186V151H184ZM194 152H193V153H194ZM260 152H261L262 154H260ZM6 153H7V152H6ZM8 153H7V154H8ZM79 153H80V154H79ZM95 153H96V155H95ZM170 153H171V154H170ZM204 153H205V154H204ZM24 154H25V153H22L23 157L26 158V156H24ZM34 154H35V153H34ZM76 154H78V155H76ZM98 154H99L100 156H99ZM141 154L144 155L143 157H145V156H146V157H145V158H142V155H141ZM145 154H146V155H145ZM224 154H226L227 156L224 155ZM2 155H6V154L4 153V154H2ZM11 155L16 156V155L13 154V153H11ZM25 155H26V154H25ZM62 155H61V157H63ZM74 155H75V156H74ZM90 155H91V154H90ZM153 155L155 156V154H153ZM175 155H176V154H175ZM184 155H185V153H184ZM207 155H206V156H207ZM256 155H257V156H256ZM35 156H37V153H36V155H33V159H34ZM38 156H40V154H38ZM91 156H92V155H91ZM97 156H98V157H97ZM135 156H136V157H135ZM139 156H140V158H139ZM154 156H152V157H154ZM158 156H159V157H158ZM195 156H196V157H195ZM212 156H213V154H212ZM249 156H250V157H249ZM260 156L258 157L259 159L256 160V165L254 164V162H253V160H252V162H253V164H254V166H253L252 168H255V169L257 168V171L259 170V171H258L259 174H261L262 168L264 169V163H263V161H264V157H263V158H260ZM3 157H4V156H1L0 158L2 159ZM8 157H9V155H8ZM10 157H11V158H10ZM10 157H9V159H11V161H12V156H10ZM31 157H32V155H31ZM68 157L66 158V159H68V160H66L65 157H64V159H65L66 161H69V162H70V165H72V166H76L75 164L73 165L72 162L75 163V160H77L78 158H75V160H71V159L68 158ZM85 157H87V158H85ZM107 157H108V158H107ZM131 157H134V158H131ZM160 157H163V159L160 158ZM173 157H175V160H173V161H170V160H169V161H170L169 163H168L167 161L164 162V163H166V165H167V163L170 165L171 162H175V163H176V161H177V160H176L177 157H176V156H172V159H174ZM185 157H186V156H185ZM204 157H203V158H204ZM14 158H15V157H13V161H12V163L14 162V164H13V165H12V163L9 164V165H11V167H10L11 169L9 168V166H8V168L11 170V172H12V174H13L12 176H14L15 174H17V173H19V172H20L21 175H22L23 172H21V171H23V169L21 170L20 168L23 167L24 164L22 165L23 162H22V160H19V159H20L19 156H17V158H19V159L15 158V161H14ZM35 158H36V157H35ZM57 158H58V157H57ZM59 158H60V157H59ZM82 158H84V159L91 158V159H92V157L88 156V154H87V156H82ZM82 158H81V159H82ZM93 158H94V157H93ZM99 158H98V159H99ZM130 158H131L132 160H131ZM137 158H139V160H138ZM147 158H146V159H147ZM201 158H202V157H201ZM205 158H206V157H205ZM205 158H204V159H201V160L198 161V162H199V163H198L199 165L197 164V162H195V165L197 164V166H196V167H197V168H196V170H197V174L199 173V175H200V174L202 175L203 172H204V173H203L204 175H205V173L208 175L209 172H208V173L205 172V170H206L205 168H204V171H203L202 168H203V167H206V168H207V167H209V166H210V167H213L214 164L216 163L215 161L210 162V160H211L210 158H211V157L209 158V161H208V160L205 161ZM235 158H237V159L235 160ZM5 159H6V158H5ZM9 159H7L6 161L8 162ZM16 159L19 160V162L17 161V162H18L17 165H15ZM33 159L31 158V161H32ZM91 159H89V160H91ZM104 159H105V161H104ZM129 159H130V161H129ZM135 159H137L136 162H135ZM178 159H179V158H178ZM192 159H193V158H192ZM232 159H233V160H232ZM247 159H248V160H247ZM260 159H261V162H260ZM262 159H263V160H262ZM25 160H26V159H25ZM34 160H36V159H34ZM34 160H33L32 162H34ZM52 160H54V159H52ZM62 160H63V159L60 158V161H61V164H62V165L60 164V162H59L58 160H55V161H56V162L58 161L59 164H58V162H57V163H56V162L53 163L51 160H50V161L52 162V164H56L57 167H58V165H60L61 168H62V166H63L64 168H65V167H68V166H64V164H65L66 161H64V160L62 161ZM151 160H152V161H155L154 159H151ZM157 160H156L155 163L158 162ZM203 160H204L205 162H204ZM219 160H220V159H219ZM2 161H4V160H2ZM20 161H21V166H20V164H19ZM50 161H48L47 163H50ZM83 161H84V160H82L81 162L83 163ZM101 161H100V162H101ZM139 161H140V162H139ZM164 161H165V160H164ZM200 161H201V162H200ZM235 161H236V162H235ZM246 161H247V162H246ZM258 161H259V162H258ZM4 162H5V161H4ZM29 162H30V161H29ZM32 162H30L31 165H33ZM69 162H67V163L69 164ZM76 162H77V161H76ZM78 162H80V160H78ZM78 162H77V163H78ZM81 162H80V165H79V163H78V164H77V167H76V173H77V171H78V173L76 174V173L74 172L73 176H77V175H78V177H76L75 179H78V178H79V180H83V181H84L85 176H83V174L85 173V175H86V174H87L86 171H87L88 174H89V172H92L91 170H92V168L95 167V166H92V167H91V166H90V163L88 164V163H86V161H84V163H83L84 165H83ZM87 162H89V161H87ZM90 162L92 163V161H90ZM100 162H99V163H100ZM114 162H115V161H114ZM147 162H149V161H147ZM206 162H207V163H206ZM208 162H209V164H208ZM214 162H215V163H214ZM221 162H222V161H221ZM232 162H233V163H232ZM239 162H240V161H239ZM250 162H251V161H250ZM257 162H258V164L261 163V165H260V166L257 165ZM5 163H6V162H5ZM94 163H95V162H94ZM102 163H101V164H102ZM124 163H125V162H124ZM124 163H122L123 166H125V167L128 168L129 164H128V166H127V162H126V164H124ZM135 163H136V164H138V163L140 164V165L138 164V166L140 167L139 169H138V167L136 168V164H135ZM152 163H153V162H152ZM152 163H151V162L149 163V167L152 166V167H151L152 169L150 168V169H151V174H152V175L149 173L150 176H153V174H154V173H152V172H153V171H152L153 169H154V170H155V169H156V170L158 169V168H154V167H153V165H154L155 163H153V165L150 166V164H152ZM158 163H159V162H158ZM161 163H163V162L161 161ZM164 163H163V165H164ZM175 163H172L171 166L168 165L169 167H168V166L166 167L167 169L169 168L168 171H167L166 169H165V170H166L167 172L170 173V171H171V170H170V169H171L170 167H173V165H175ZM204 163H205V164H204ZM212 163H213V164H212ZM247 163H248V164H247ZM44 164H46V163H44ZM86 164L89 165V168H88V166H87L88 169H90V167H91V170H86V169H87L86 167H84L85 169H83V166H85ZM92 164H93V163H92ZM96 164H98V163L96 162ZM134 164H135V165H134ZM207 164H208V166H207ZM210 164H211L212 166H211ZM245 164H247V165H245ZM250 164L253 165L252 163H250ZM2 165H3V163H2ZM27 165H28V164H27ZM31 165H30V167H29L30 170L32 169V168H31ZM66 165H67V164H66ZM81 165H83V166H82V167H79V166H81ZM155 165H156V164H155ZM163 165H161L162 168L165 166V165H164V166H163ZM202 165H203V167H202ZM218 165H221V163L218 164ZM6 166H7V164H6ZM12 166H13L14 168H15V166H17V167L19 166V168H18L19 170H18L17 168H16L17 170L15 169V172L18 171L17 173L13 172V171H14V170H13L14 168L12 169ZM33 166H34V165H33ZM46 166H47V165H46ZM46 166H43V164H42V166H41L40 169L42 170V169H43L42 167H44V169H43L44 171H47V169H48V171H49L50 168H45ZM51 166H52V165H50V167H51ZM134 166H135V167H134ZM144 166H145V167H144ZM159 166H160V165H159ZM159 166H158V167H159ZM176 166H177V168H180V167H181V166H179V165H177V164H176ZM198 166H199V167H198ZM200 166H201V167H200ZM236 166H237V168H236L237 171H233V168L235 169ZM255 166H256V167H255ZM257 166H258L259 168H258ZM261 166H262V168H261ZM3 167H4V166H3ZM48 167H49V164H48ZM52 167H53V168H52ZM52 167H51V168L54 169V171H55V168H57V167H55V165L52 166ZM101 167H102V165H101L100 167L97 166L98 169L101 168ZM119 167H120V168H119ZM125 167H124V168H125ZM155 167H156V166H155ZM248 167L250 168V170H249ZM58 168H59V167H58ZM80 168H82L81 171H83V170H84V171L86 170V171H85L84 173L82 172L83 174H80V173H79V170H77V169H80ZM135 168L138 169V170H140V173H139ZM147 168H148V167H147ZM164 168H165V167H164ZM173 168H174V167H173ZM177 168H176V169H177ZM198 168H199V169H198ZM200 168H201V169H200ZM223 168H221V169H222V170H225V169H223ZM45 169H46V170H45ZM70 169H72V168H70ZM110 169H111L113 172H112ZM115 169H120V173H121L122 171H123L124 173L118 175V173H119L118 171H119V170L116 171ZM125 169H126V168H125ZM141 169H142L144 172H143ZM160 169H161V167H159V169H158V170H159V174H160L161 176H163L162 174H164L165 172L162 173L163 170H160ZM236 169H235V170H236ZM255 169L253 170V171H254L253 173H255V171H256ZM260 169H261V170H260ZM6 170H7V167H6ZM30 170H29V172H30ZM41 170H40V171H41ZM58 170H59V169H56L55 172H58ZM61 170H62V169H61ZM65 170H67V169H65ZM74 170H75V168H74ZM158 170H157V171H158ZM173 170H174V171H173ZM179 170H180V169H179ZM200 170H201V171H200ZM212 170H213V169H212ZM231 170L233 171V173H232ZM0 171H2V170H0ZM40 171H39V173H40ZM44 171H43V173H45ZM54 171H52L53 173H52L51 171H49V172H51V173L46 172V174H48V175L50 174V176H48V175H43V173H42V174H38V173H37V174H38V178H35V179H36L35 181H37V180H40V181H39V182L37 181L36 183H33V187L36 186L35 184H37V183H38V185L40 186V184H41L40 182H43V181H44V178H45L44 176L47 177L46 179H48V178H50L51 176H53V177H55V179H54V178L51 179V180L48 179L49 182H50V183H48V184H50V185H46V184H45L46 189H47V186H48V187H49V186L53 187L54 185H56V186H54V187H56V189H55V188H49V189H54V190H52L51 193H53V191H57V193H58V192L60 193V190H61V189H60V186H62V185H61V181H62L61 178H64V177H62V174L60 175L61 177L59 176L61 181L59 180V181H60V186H59L58 189H57V186L59 185V183L57 182L58 184H56V183L53 184V183L51 182L52 180H53L54 182H56V179H57V178H56V175H54V174H55ZM62 171H64V170H62ZM62 171H61V172H62ZM99 171H98V172H99ZM110 171H111V173H113L112 175L109 173ZM114 171H115V172H114ZM136 171H137L138 173H137ZM160 171H161V173H160ZM177 171H178V169H177ZM199 171H200L201 173H200ZM206 171H208V168H207ZM238 171H239V175H238ZM257 171H256L255 174L258 173ZM263 171H264V170H263ZM2 172H3V171H2ZM4 172H5V170H4ZM6 172H7V171H6ZM8 172H9V170H8ZM29 172H28V174H29ZM41 172H42V171H41ZM59 172H60V170H59ZM116 172H117V173H116ZM141 172H143V173H141ZM172 172H174V174H173ZM212 172H213V171L210 172V175H212ZM219 172H220V171H219ZM219 172H218V173H219ZM229 172H230V175L227 174V173H229ZM251 172H252V171H251ZM0 173H1V172H0ZM14 173H15V174H14ZM136 173H137V174H136ZM171 173H172L171 175H173V176H171L170 174H168V176L172 178L171 180H173V179H174V180H173V181H170L171 183L169 182V184H168V181H169V177H168V181H167V185H168V186L170 185L171 187L174 188V186H177V187H178V185H179L178 189H180L181 185H185V184H186L187 186L189 185L190 182L187 184L188 181L185 182V180H184V182H185V183H184L183 180H181V179H183V178H181V175L178 176V177H180V180H181L182 182L180 183V181H178L179 178L177 177V175L175 176V174H176V173H175V168L172 169ZM182 173H183V171H182ZM213 173H214V172H213ZM215 173H216V172H215ZM223 173H224V171H223ZM236 173H237V174H236ZM246 173H244V174H246ZM253 173H252V174H253ZM3 174H5V173H3ZM7 174H8V173H7ZM9 174H10V173H9ZM56 174H57V173H56ZM66 174H67V173H66ZM88 174H87V175H88ZM109 174H110V175H109ZM141 174H143V175H141ZM177 174H178V173H177ZM219 174H220V173H219ZM39 175H43V176L40 177ZM64 175H65V174H64ZM70 175H71V174L69 173L68 176L70 177ZM80 175H82V177H81ZM90 175H91V174L88 175L89 179H90ZM92 175H91V176H92ZM115 175H116V176H115ZM117 175L120 177V178H118V181H120V182L116 184V182H118V181H117V178L114 179V178H112V177H118ZM160 175H159V177H158V176H155V177L153 176L152 178H156V177L160 178ZM166 175H167V174H166ZM166 175L164 174L162 181L164 180V178L166 177ZM185 175H186V174H185ZM204 175H203V176H200V178H201V177H203V178H204V177H205V178H208V176H209V175H208V176L206 177V175H205V176H204ZM220 175H221V174H220ZM237 175H238V179H240V180H238V181L240 182L239 185H238V183H237V181H236L237 179H235V178H237V177H235V176H237ZM241 175H242V174H241ZM257 175H258V174H257ZM0 176H2V175L0 174ZM3 176H4V175H3ZM17 176H18L19 178H22V177H20V175L17 174V175L14 177L15 180L17 179V178H16ZM57 176H58V174H57ZM73 176H72V177H73ZM94 176H95V177H94ZM107 176H110V178H109L110 181H109V182H108V180L106 181V177H107ZM111 176H112V177H111ZM137 176H138V175H137ZM182 176H183V175H182ZM228 176H229V177H228ZM252 176L255 177L254 180H253V178H251ZM27 177H28V176H27ZM36 177H37V176H36ZM39 177H40V179H39ZM65 177H66V176H65ZM80 177H81V178H80ZM83 177H84V178H83ZM86 177H87V176H86ZM88 177H87V180H89ZM101 177H102V176H101ZM144 177H145V178H144ZM174 177H176V178H174ZM217 177H218V176H217ZM239 177H240V178H239ZM6 178H7V177H6ZM6 178H5V179H6ZM19 178L17 179V180L19 181L18 183H22V179L25 180L24 177H23L22 179H19ZM42 178H43V180H42ZM94 178H97V179L99 178V179H101V180L103 179L104 181L102 180V182H106V183L99 182V179H98V181H97V179H94ZM107 178H108V177H107ZM111 178L114 179V180H113L114 182H112ZM121 178H122V180H120ZM135 178H136V177H135ZM161 178H162V177H161ZM161 178H160V179H161ZM198 178H199V177H198ZM200 178H199V179H200ZM203 178H202V181L205 183V181H207V180H206V179L204 180ZM231 178H233V179H231ZM241 178H242V179H241ZM3 179H4V178H3ZM26 179H27V178H26ZM69 179H71V178H69ZM75 179L72 178V180H74L73 183L76 182ZM92 179H94V180H92ZM128 179H129V180H128ZM143 179H145V180H143ZM150 179H151V177H150ZM258 179H259V181H258ZM260 179H261V180H260ZM7 180H8V179H7ZM17 180H16V181H17ZM41 180H42V181H41ZM66 180H67V177H66ZM72 180H68V181H66V183L69 184V185H67L68 187L71 186L70 181H72ZM87 180H86L87 183H88V182H91V181H87ZM95 180L97 181V184H96V181H95ZM115 180H116V181H115ZM153 180H154V182H155V181L158 180V179L156 178V179H152L151 181H150V180H148V181L153 182ZM165 180H166V178H165ZM175 180H177V181L179 182V184H177L178 182H176ZM233 180H234V181H233ZM251 180H253V181H251ZM10 181H11V180H10ZM12 181H13V180H12ZM16 181H15V182L13 181V182L16 183V184H14V185H16L15 187H18ZM20 181H21V182H20ZM63 181H65V180L63 179ZM124 181H125V183H124ZM131 181H132V180H131ZM197 181H198V180H197ZM217 181L219 182L218 179H217ZM217 181H216V183H218ZM13 182H12V183H13ZM45 182H46V180H45ZM78 182H79V181H78ZM92 182L90 183V187H89V185H88L89 183H88V184H87V183H85V184H81V182H80V183H77V185H78V184H79V185H83L84 187H87L86 185H88V187H89L90 189H89L88 187H87L88 190L85 188V190H87L86 192H89V190H91L92 188H93V189H92L93 191H94V189H97V190L99 189L98 191L95 190L93 193H92V190H91V194H90V192H89V193L86 195V194H84V191H85V190H84V191L81 190V187H82V188H84V187H83V186L79 187V185H78V188H76V189H79V190L82 191L81 193L83 194V195H82L83 197L85 196V197H84L85 200H84V198L81 196V193L78 192L79 190H78V191H77V190H74L75 192L77 191L78 193H80V194H77V195H80V196L83 198V200L86 201V203L83 201L84 204H87V203L90 204V203H91V205L87 204L89 207H91L90 210H89L90 212L92 211V212L90 213L91 215L88 213V209H89V207H86V206H85L86 209H87V208H88V209H87V213H84V212H86V209L84 208L85 211H84V212L82 211V210H83L82 208L84 207L83 204H82L83 207H79V206H78V203H77L78 201H76V200H77L76 198L78 197L77 195H76L77 197L74 196V197H75V200L72 199L73 202L77 203V206H76V204L74 203V205L76 206L75 209L77 208V210H76V211L74 210V207H73V205H72L73 203L71 204L72 206L70 205V202H72V201H69V204H68V202H67V204H68L69 206H71V208H72L73 210L70 209L69 207H66V208H65V209L67 210V212H69L70 210H72V211H70V214H71V213L73 214V212H74V213H77V212H78L79 214L82 215L81 212H83V214H85L86 217H87L88 214L90 215V217H89L88 219L85 217V215H83V217H85V219H84L83 221H85V220H87V221L82 222L81 219H80V224H78V226L80 225V227H77V226L75 227V225H77L78 221H76V224L74 223V224H75L74 227L77 228L78 231H79V228L82 227V229H83V227H84V232H85V231H87V230H86L87 227H85L87 224L90 225L91 223H95V222L98 223L97 220H99L101 216L98 215L99 213L94 212V211H95L94 209H96V211L99 210V209L96 208V205H98V204H99L100 202H102V201L105 202V201H106V199H105V198H106V197H105L106 195H108V196H107L108 198H110V197L112 198V196H113V195L111 196L110 194H106L105 190L101 191V190H100L101 188H99V185H98V188H97L96 186H94L95 188H94V187L91 188V186H93V185H92V184H93ZM111 182H112V183H111ZM138 182L134 181V179H133L132 182H129L130 184H126V186H127V185H130V186H129V189H127L126 186H125L126 190H127V191L129 190L128 192H125V193H127V194L130 196V198H129V196H128L127 194H126V195H127L128 197L125 195V196L128 198V200H127V198H124V197L122 198V197H120V196L118 195V196H119V199L122 198V199H126V200H127V201L125 200L126 202H123V203L121 202L123 208L125 207L124 210H126V211H127L128 209H132V210H133V209H135L136 207L139 206V205H138V206L136 205V207L133 208V207H132V206H133L132 204H134V203H132V202L129 203L130 201H133V200H131V198L133 199L132 196H134V194H135L137 191H139V189H133L131 186H134V185L136 186V184H137ZM154 182H153V183H154ZM174 182H175V183H174ZM198 182H200V180H199ZM263 182H264V178H263ZM0 183L3 185L2 181H1ZM4 183H6V182H4ZM39 183H40V184H39ZM83 183H84V182H83ZM110 183L113 184V186H112V185H109ZM134 183H135V184H134ZM159 183H160V182H159V180H158V181L155 182L154 184H156V186H157V184H159ZM161 183H162V184H163V183L165 184L166 182L163 181V182H161ZM173 183H174V185H173ZM182 183H183V184H182ZM229 183H230V185H227V184H229ZM243 183H242V184H243ZM259 183H260V184H259ZM31 184H32V182L30 183V185H31ZM52 184H53V186H52ZM63 184H65V183L63 182ZM74 184H75V183H74ZM114 184H115V185H114ZM131 184H134V185H131ZM139 184H137V185H139ZM148 184H149V182H148ZM150 184H152V183H150ZM162 184H161V185H162ZM164 184H163V185H164ZM175 184H176V185H175ZM202 184H203V183H202ZM202 184H201V185H202ZM205 184H206V188H207V187H208V186H207V185H208L207 182H206ZM210 184H211V182H210ZM225 184H226L227 186H225ZM245 184H244V186H246ZM5 185H7V184H5ZM5 185H3V186H5ZM11 185H12V184H11ZM20 185H21V184H20ZM41 185H43V183H42ZM65 185H66V184H65ZM77 185L75 184V187H76ZM108 185H109V188L107 187ZM118 185H119L120 187H119ZM167 185H165V186H161V187L164 188V187H166ZM186 185H185V186H186ZM193 185H194V184H193ZM193 185H192V186H193ZM260 185H261V187L258 189V187H259ZM262 185H263V186H262ZM9 186H10V185H9ZM39 186H36V189L34 188V192H33V190L29 191L30 194H33V193L35 194V192L38 190L37 187H39ZM67 186H66V187H67ZM73 186H74V185H73ZM73 186H71V188H72ZM110 186H111V187H110ZM115 186L118 187V190L115 189ZM195 186H196V184H195ZM0 187H1V185H0ZM6 187H7V186H6ZM28 187H29V186H28ZM33 187H32V189H33ZM41 187H43V186H41ZM63 187L65 188V186H63ZM113 187H114V189L117 190V191H115V192H114V190L111 191V189H113ZM117 187H116V188H117ZM137 187H138V186H137ZM137 187H135V188H137ZM152 187H153V186H152ZM158 187H160V185H158ZM177 187H175V188H177ZM188 187H191V185H189ZM188 187H187V188H188ZM196 187H197V186H196ZM198 187H199V186H198ZM210 187H211V186H210ZM252 187H253V185H252ZM7 188H9V187H7ZM21 188H22V187H21ZM30 188H31V187H30ZM71 188H69V189H66V188H65L67 192H70V193H67V194H72V193H73V194L75 195L76 193L73 191L74 188H72V189H71ZM110 188H111V189H110ZM139 188H141V187H139ZM154 188H156L155 185H154ZM173 188H170V189H168V190H165V189H166V188H165V189H163V190L170 192V194L172 195L173 193L175 194L174 190H175V191L177 190V189H174V190H173ZM192 188L194 189L195 187H192ZM204 188H205V187H204V185H203V188H202V189H204ZM206 188H205V190H206ZM2 189H5V187L2 188ZM2 189H0V190H2ZM15 189L17 190V188H15ZM28 189H29V188H28ZM39 189H40V188H39ZM59 189H60V190H59ZM142 189H143V188H142ZM146 189H148V188L146 187ZM149 189H150V188H149ZM181 189L183 190V189H184V186H182ZM260 189H261V190H260ZM6 190L8 191V189H6ZM10 190H11V189H10ZM12 190H13V189H12ZM47 190H48V189H47ZM63 190H64V189H63ZM69 190H70V191H69ZM119 190H120V191H119ZM150 190H151V189H150ZM155 190H156V189H155ZM155 190H153V191L155 192ZM157 190H162V189H157ZM182 190H181V191H182ZM189 190H190V189H189ZM233 190H234V191H233ZM255 190H256V191H255ZM258 190H259V192H258ZM41 191H42V190H41ZM41 191H40V194L43 192V191H42V192H41ZM45 191H46V190H45ZM50 191H51V190H48L49 195L46 194V196H47L48 199H49L50 195H56V194H55L56 192H54V194H51ZM61 191H62V190H61ZM64 191H65V190H64ZM64 191H62V192H63V193H66V191H65V192H64ZM133 191H134V192H133ZM135 191H136V192H135ZM144 191H145L146 193H145ZM178 191L180 192V190H177V191H176V194L179 193ZM185 191H186L187 193H188V192H192V190L188 191V189L185 190ZM208 191H209V190H206V192H208ZM221 191H222V192H221ZM231 191H232V192H231ZM260 191H261L262 194L259 195ZM32 192H33V193H32ZM37 192H38V196H39V197L37 196ZM37 192H36L35 195H36L38 198H37L35 195H33V196H35V198H37V199H39L42 195L45 194V193L43 192V194L40 195V194H39V191H37ZM62 192H61V194H63ZM71 192H72V193H71ZM95 192H96V193L98 192V197H99V198H101L103 195H105V196H104L105 198L102 197V199H103V198H104V199H103L102 201L100 200V202H99L98 204L96 203L97 198H96V200H95V198H93V196L96 195ZM100 192H101V193H102V192H103V193L105 192V194H101V197H100V196H99V195H100V194H99ZM129 192H130V193H129ZM142 192L144 193L145 197H147V195H150V192H147V191L144 190V189H143ZM163 192H164V191H163ZM168 192H167L166 197H165V195H164V194H166V193H164V194H163L162 192H161V193H158L157 198H158V196H159L160 194H161L162 196H164L165 198H167V196H170ZM171 192H172V193H171ZM186 192H184V190H183V191H182V194H184V193L186 194ZM241 192H242V193H241ZM247 192H248V191H247ZM10 193H11V191H10ZM25 193H26L27 196H28V192H25ZM25 193H24V194H25ZM121 193L124 194V192H122V191H121ZM132 193H133V195H132ZM137 193L139 194V192H137ZM137 193H136V194H137ZM152 193H153V192H152ZM152 193H151V195L148 196L147 198L151 197L152 195L155 197L156 193H155V194H152ZM227 193H228V194H227ZM254 193H253V194H254ZM1 194H2V192H1ZM8 194H9V193H8ZM24 194H23V195H24ZM26 194H25L24 197L27 198ZM30 194H29V195H30ZM92 194H94V195H92ZM123 194H122V195H123ZM136 194H135V196H136ZM138 194H137V196H140V197L142 198L141 201H144V200H145V199L143 200L144 196H143V197L141 196L142 193L140 192V194H139V195H138ZM182 194H178V195H181L180 197H182V198L186 196V197H187V198L185 197L186 199L183 198V200H184L185 202H186L188 199H191V197H193V196H191L190 198H188L187 194H186L185 196H183ZM192 194H194V193L192 192L191 195H192ZM233 194H234V195H233ZM249 194H252V192L249 193ZM253 194H252V195H253ZM10 195H11V194H10ZM14 195H15V193H14ZM58 195L60 196V194H58ZM90 195H91V198H92V199L90 198L91 200L89 201V198H88V197H89ZM122 195H121V196H122ZM131 195H132V196H131ZM161 195H160V196H161ZM188 195H189V194H188ZM206 195H207V194H206ZM232 195L235 196V197H238V198H236V200H235V197H232ZM20 196H21V195H20ZM33 196H32V197H33ZM56 196H57V195H56ZM56 196H55V199H54L53 196H52L53 199H52V197H50V198H51V199H49L50 202H51V200H52L53 202H54V200H55L56 202H58V204L61 203V204L63 205L64 200H66V197L69 196V195H66V194H65L66 197H65V196H60V198H57ZM59 196H58V197H59ZM70 196H71V195H70ZM70 196H69V197H70ZM86 196H87L88 199H86ZM109 196H110V197H109ZM137 196H136V197H137ZM153 196H152V198H153V200H154L155 198H154ZM160 196H159V197H160ZM175 196H176V195H173L172 199H173ZM260 196H261V197H260ZM2 197H3V196H2ZM4 197H5V196H4ZM7 197L9 198V196H7ZM17 197H19V195H18ZM24 197H23V198H24ZM29 197H30V196H28V198H29ZM32 197L29 198V199H28V198H27V199L24 198V199H26L27 202H28V201H29V202H32V201H30V200H32ZM44 197H45V196H44ZM62 197H65V199L62 198ZM81 197H79V198H81ZM95 197H97V195H96ZM136 197H134V199H137V200H136V201H137V204H139V203H138V198H136ZM170 197H171V196H170ZM170 197H168L167 200H168ZM176 197H177V196H176ZM194 197H195V196H194ZM194 197H193V199H194ZM231 197H232V198H231ZM12 198H13V195H12ZM23 198L21 199V200H23V202H21V203H24V204H25ZM33 198H34V197H33ZM35 198H34V199H35ZM42 198H43V197H42ZM70 198H71V197H70ZM82 198H81V199H82ZM99 198H98V199H99ZM160 198H161V197H160ZM248 198H249V196H248ZM248 198H245L247 202H248V200H247ZM259 198H261L262 200L260 201ZM4 199H5V198H4ZM4 199H3V200H4ZM40 199H41V198H40ZM45 199H46V198H45ZM48 199H46V200H48ZM57 199H58V200H57ZM67 199H68V198H67ZM81 199H80V201H81ZM93 199H94V201H93ZM112 199H113V198H112ZM112 199H111L112 202L117 203L116 198L113 199L114 201H113ZM117 199H118V198H117ZM122 199H121V200H122ZM129 199H130V200H129ZM161 199H162V198H161ZM177 199L179 200V199H181V198L177 197ZM205 199H206V198H205ZM237 199H238V201H237ZM239 199H243L244 201L242 200V202H240L241 200H239ZM3 200H2V202H4ZM7 200H8V199H7ZM9 200H10V199H9ZM21 200H20V201H21ZM60 200H62V201H60ZM68 200H70V199H68ZM78 200H79V199H78ZM104 200H105V201H104ZM109 200H110V199H109ZM109 200L107 199V201H109ZM121 200H120V201H121ZM148 200L150 201V199H148ZM151 200H152V199H151ZM153 200H152V202H153V205H154V202L157 203V200H158V199H156L155 201H153ZM167 200L165 199V201H167ZM169 200H171V199H169ZM175 200H176V199H175ZM183 200H182V199L179 200L178 208H179L180 206H182L183 203H185V202H183ZM195 200H197V199H195ZM20 201H19V202H20ZM33 201H34V200H33ZM35 201H36V200H35ZM59 201H60V202H59ZM66 201H67V200H66ZM87 201H89V202H87ZM91 201H92V202H91ZM111 201H110V202H111ZM120 201H119V202H120ZM173 201H174V200H172V203H174V204H172V205H175V203H176V206H177V202H178V201H177V200H176V202H173ZM188 201H189V200H188ZM188 201H187V202H188ZM218 201H219V200H218ZM258 201H260L259 204H256ZM36 202L39 203V200L36 201ZM43 202H44V201H43ZM43 202H42V203H43ZM50 202L48 201V203H50ZM53 202H52V203H53ZM93 202H94L95 204H94ZM110 202H109V203L107 202L106 205H107V204L110 205ZM134 202H135V201H134ZM150 202H151V201H150ZM152 202H151V204H152ZM162 202H163V201H162ZM170 202H171V201H170ZM187 202H186V203H187ZM191 202H193V201H191ZM191 202H190V203H191ZM194 202H196V201H194ZM194 202H193V203H194ZM233 202H234V204H233ZM37 203L34 202L33 204H35V206L39 207V209H40V206H38ZM54 203H55V202H54ZM65 203H66V202H65ZM65 203H64V205L68 206V205L65 204ZM141 203H142V202H141ZM147 203H148V202H147ZM166 203H167L169 206H166L164 203H162V205H161L160 207H158V205H157L158 203H157L156 206H157V208H162V206L165 205L166 207H168V208L170 209V207H171V203H168V202H166ZM193 203H192L191 206H193ZM197 203H198V202H197ZM208 203H206V204H208ZM227 203H228V204H227ZM229 203H231L230 205H232V206H230ZM245 203H246V202H245ZM5 204L8 205L7 202H6ZM9 204H10V203H9ZM40 204H41V201H40ZM61 204L58 205V206H59V207L62 206ZM80 204H81V203H79V205H80ZM102 204H103V203H102ZM145 204H146V203H145ZM160 204H161V203H160V201H159V205H160ZM163 204H164V205H163ZM179 204H181V205L179 206ZM206 204H205V205H206ZM226 204H227V205H226ZM251 204H252L254 207H253ZM2 205L4 206V204H2ZM2 205H1V206H2ZM30 205H31V204H30ZM42 205H43V204H41V206H42ZM46 205H48V204H46ZM92 205H93V206L95 205V207L93 208ZM131 205H132V206H131ZM134 205H135V204H134ZM143 205H144V204H143ZM143 205H141V206H143ZM183 205H184V204H183ZM186 205H189V204L187 203ZM186 205H185V206H182V207L185 208V207H187ZM198 205H199V204H198ZM260 205H261V204H260ZM3 206H2V207H3ZM22 206H23V204H22ZM49 206H50V205H49ZM51 206H53V204H52ZM54 206H55V204H54ZM99 206H101V204H100ZM114 206H116V211H117V213L115 212V214L118 215V212L120 213V212L123 211V210L120 209V207H121L120 204H119V205H118V204H117V205H116V204H115V205H114V204H113V205L111 204V207H114ZM119 206H120V207H119ZM149 206H150V205H149ZM154 206H155V205H154ZM224 206L228 207L229 211L226 210L227 208L225 207V208H226V209H225ZM242 206H243V205H242ZM261 206H262L261 208H263V211H262V209L260 208V209H259L260 212H259V210L256 211V212H258L257 214H255V212H254V213H253V214H254V217H253V218H252V214H251V218H252V219H251L250 217H248V218L246 217L247 220L250 218V220H249L250 222L248 221V222H247V225H245V227L242 228V229L240 228V226H242V225L238 226V229H237V230L240 231V232H237L238 235H237V233H236L237 236L235 235L237 238H239V234H240V233H241V234L243 233V234H242V237H240V241H239V243H238V244H240V245L238 246L239 249H238V247L236 248V251H237L236 253H238V252L240 253V248H241L243 251H245V250H247L248 247H249V249L247 250V251H248L247 254L249 255V256L247 255V256H248V259L246 258L247 261H249V259H251V258H249V257H252V256H253L252 258H253L254 261H255V259H256L255 262L258 261V260H257V255H256V252H257L256 249H258V250L261 249V251H258V252H262V251H263V253H264V249H263V248H264V246H263V245H264V240L262 239V236L264 237V232H263V235H262V236H261V234H260V233H262V231L259 232V230L261 229L260 227H263V226H264V224H263V223H264L263 217H262V220H263V221H262L261 219H259V217L264 216V215H263V214H264V207H263L264 205H261ZM29 207H30V206H29ZM64 207H65V206H63V210H65ZM97 207H98V206H97ZM118 207H119V209H120L121 211H120L119 209H117ZM131 207H132V208H131ZM147 207H148V205H147L146 207L144 206V208L141 207V208L144 210V212L142 211V209L140 210V211H142L141 214L146 213V212H147V209L149 210V208H147ZM150 207H151V209H152V206H150ZM200 207H201V204H200ZM235 207H234V208H235ZM237 207H238V208H237ZM251 207H253V208H251ZM21 208H23V207H20V210H22ZM25 208H26V206H25ZM25 208H23V211H25V210H24ZM32 208H33V207H32ZM52 208H53V207H52ZM68 208H69V209H68ZM78 208H81L82 210H81V209L78 210ZM123 208H122V209H123ZM145 208H147V209H145ZM175 208H176V207H175ZM175 208L173 209V208L171 207L172 210H168L169 213H170V211H171V214L173 215V213L176 212V209H175ZM178 208H177V212H176L177 214L175 215V217H174V215H173V217H170V218H169V215H170V214L168 215V214H167L168 211H167L166 214H167L168 216H167L165 213H164V215H166V217H168V219L165 218L164 216H163V217L161 216V217H162V218L160 217L161 220L158 219V218H156V217L153 219L154 214H156V212L159 213V211H161L160 209H159V211H158V210H157V211L155 210V211H154V214H153V210H152V214H153V215L151 214V212L148 211V216H149V213L151 214V217L149 216L148 218H152L153 221H154V220H157V221H155V223H157L158 221H159V222L162 221V222H161V226H162V228H160V226H159V227H158V226L156 227V228H157V232L160 231L159 234H156V235H157L158 237H160V239H161V236H162V239H161L162 241L164 240V239H163L164 236H165V238L167 239L166 236L168 235V233H170V230H171V229L173 230V229L176 228L175 230H173V233H174V231H177V232H178V231H180V230H179V227H180V229L182 230V229L185 227V225H186L187 227H185V228H186V232H187L188 225H187V223H184V222H188V221H187V220H188V216H187V218H186L184 215H190L191 212L188 211V210H190V208H188V210H187L188 212L185 211L187 208L182 209L181 212H183L184 214L181 213V212L179 213V212H178ZM180 208H181V207H180ZM180 208H179V209H180ZM193 208H194V207H193ZM193 208L191 207V211H192ZM198 208H199V207H198ZM230 208H231L232 212H231ZM249 208H250L251 210H250ZM254 208H255V209H254ZM2 209H3V208H2ZM2 209H1V210H2ZM26 209H27V208H26ZM28 209H30V208H28ZM39 209H37V210H38V214H39V212H40ZM49 209H50V208H49ZM53 209H55V208H53ZM58 209H59V208H58ZM58 209H57L56 213L59 212V210H60L61 208H60L59 210H58ZM91 209H92V210H91ZM112 209H113V208H111V210H112ZM139 209H140V206H139ZM139 209L137 210V208H136L134 212H136V211L138 212ZM165 209H167V208L164 207L163 210H165ZM196 209H197V205H196ZM208 209H209V208H208ZM222 209L218 210V213L215 212V215L217 214L216 216H214V214L212 215V216H214V217L217 218V219H216V222H217L218 219H220V216H222V217L224 216V213H223V214L220 213V211L223 212ZM35 210H36V208H34V210H33V209L30 210V212H31V211L34 212ZM41 210H42V209H41ZM55 210H56V209H55ZM68 210H69V211H68ZM93 210H94V211H93ZM113 210L115 211V207H114ZM173 210H175V211H173ZM210 210H211V208H210ZM240 210H241V207H240L239 211H240ZM27 211H28V210H27ZM27 211H26V213H27ZM44 211H46V209H44ZM44 211H43V212H44ZM50 211H51V210H50ZM50 211H47V214H48V212L51 213L50 215H48L49 217H48V216H47V217L49 218V222H51V221L54 219V221H52L54 224H50L49 222H47V221H48V220L46 219L47 217L45 218L46 220H44V221H46L47 224H46L45 222H44V223L48 226V229L50 230V232H51V230H53V232H54L55 229H54V227H52V225L54 226V225L56 224V221H58V219H59V223L57 222L58 224H56L58 227L55 226V228H56L58 231L60 230L59 232L57 231L58 233H60V235H59V234L56 232V230H55V235H56V237H57L58 239H55L54 235H52L51 233H50V234H46V233H45L46 235H48L49 238H45V239H44V237H45V235H44V236H43V239H44V240H47V242L50 240L51 244H50V242H49V244H50L51 246H52V242H53V243H55V241L60 242V241L62 240V237H63V236H64V237L66 236V238L68 239V243L80 242V241H78L77 239H76V240H77V241H76L73 237H72V239H71L70 236H68V237L70 238V239H69V238L67 237V235H65V232H66V229H67V228H68L69 230H71L70 228H74V227H71V226H73V225H71L72 223L70 224V223L67 222L66 225L68 226V224H70V225H69L70 227H67V228H66L65 223L62 222V221H65V220L68 221L71 217L68 219V218L66 217V216H68V214L66 215L65 212H64V213L62 212L63 214H65V216H62L63 214H62L61 212H59V214L61 213V214H60L61 216H60L58 213L56 214L55 212H50ZM60 211H62V209H61ZM80 211H81V212H80ZM129 211H130V213H131V210H128L127 212L129 213ZM145 211H146V212H145ZM165 211H166V210H165ZM172 211H173V212H172ZM196 211L198 212V210H196ZM216 211H217V210H216ZM243 211H244V210H243ZM30 212L27 213V214H29V215H27V214L24 212V213H25L24 216H23L22 214H21V216H22V217H26L25 215H27V217L29 218V217L32 216ZM33 212H32V213H33ZM35 212H36V213H35ZM35 212H34V213H35L34 215L37 217V215H36V214H37V211H35ZM43 212H42V213H43ZM134 212H132V213L135 214ZM137 212H136V215H137ZM163 212H164V211H163ZM185 212H186L187 214H185ZM201 212H202V209H201ZM210 212H211V211H210ZM261 212H263V213H261ZM0 213H1V211H0ZM45 213H46V212H45ZM92 213H94L95 215H96V214L98 215L96 220H95V218H96L95 215H92ZM128 213H127V215L129 216L130 213H129V214H128ZM161 213H162V211H161ZM178 213H179V215H180V214H183V217H182V218H183V219L185 218L184 221H183V219L181 220V216H179ZM213 213H214V212H213ZM239 213H240V212H239ZM260 213H261V216L258 215V214H260ZM16 214H18V213H16ZM19 214H20V211H19ZM52 214H53L54 217H55V216H56V217L54 218V217L52 216ZM113 214H114V213H113ZM113 214H112V215H113ZM122 214H123V213H122ZM124 214H126L125 211H124ZM139 214H140V213H139ZM141 214H140V215H141ZM159 214H160V213H159ZM192 214H193V211H192ZM195 214H196V213H195ZM195 214H194L193 216H195ZM198 214H199V212H198ZM209 214H211V213H209ZM220 214H221V215H220ZM229 214H226V215L224 216V217L227 216L228 219L225 218V219H227V220H225V219L223 218V219H224V222L226 221V224H223L222 222H220V224H217V225H219V226H218V227H219V228H218V229H219V233H220V232H223V230L226 231L225 228L230 229V230L227 229V231H231L232 228L234 227L233 225H235L236 222L233 223V221H236L235 218H237L239 215H238V216L235 215V216H236V217H235L233 214H232V215H229ZM241 214H242V213H241ZM250 214H248V215L250 216ZM30 215H31V216H30ZM76 215H77V214H76ZM160 215H162V214H160ZM200 215H201V214H200ZM200 215H199V216H200ZM218 215H219V216H218ZM18 216H19V215H18ZM35 216H33V219H32V217H31L30 220H28V218L26 217L27 220H25V221H27V222L29 221V222H28L29 224L26 222V224H25V225L23 224V226L26 227V225H27V227H28V225L31 226V224H32V226H33V224L35 225V223H37L38 221H41V220H42L41 223H43V218H44L45 214H42V216H43V218H42L41 213H40V216H41V217L38 215V220H37V222L32 223V220L34 221ZM50 216H51V217H50ZM57 216H58V217H57ZM78 216H79V215H78ZM91 216H93L92 221L89 220V219L91 218ZM122 216L124 217L125 215H122ZM130 216H131V218H132V215H130ZM130 216H129L128 218H130ZM142 216H143V215H142ZM142 216L140 217L139 220H138L137 218H133V219H137L136 221H141V222H142L143 218L145 219L146 214L144 215V217H142ZM155 216H156V215H155ZM158 216H159V215H158ZM158 216H157V217H158ZM170 216H171V215H170ZM177 216L179 217V219H178ZM201 216H202V215H201ZM229 216H233V217H231V218H233V219H231ZM15 217H17V215H16ZM22 217H21V219H20V217H19V218L17 217V218L20 219V220H22V219H23ZM60 217H62L63 219L65 218V219L63 220V219L60 218ZM73 217H75V215H74ZM94 217H95V218H94ZM98 217H99V218H98ZM111 217H112L113 219H114V218H115V219H118V218L121 219V217H119V215L117 216V218H116V217H113V216H111ZM111 217H110V219H112ZM133 217H134V216H133ZM176 217H177V218H176ZM202 217H203V216H202ZM206 217H207V216H205L204 218H206ZM256 217H258V218H256ZM41 218H42V219H41ZM50 218H53V219L50 220ZM57 218H58V219H57ZM76 218H79V217H76ZM76 218H74L73 221H74ZM80 218H81V217H80ZM125 218H127V217H125ZM131 218H130V219H127L128 222H129V220H130V222H131ZM146 218H147V217H146ZM174 218H175V219H174ZM189 218L192 219L191 216H189ZM195 218H196V217L193 218L195 221H196L197 219L199 220L198 217H197V219H195ZM229 218H230V219H229ZM12 219H13V218H12ZM24 219H25V218H24ZM39 219H41V220H39ZM101 219H102V218H101ZM101 219H100V221L102 222L103 220H101ZM110 219H109V220H110ZM119 219H118V220H119ZM133 219H132V220H133ZM164 219H167L169 222H171L170 225H171L172 223H174V224L172 225V227H174V228H171V226L169 225V223H167V221L164 220ZM172 219H173V220H172ZM176 219H177V221L179 220V222L182 221V222L184 223V224H181L182 222H181V223L178 222V223H179L178 225H177V223H176L177 226H179V225L181 224L182 227H181V226H179V227H175V222H177V221H175V222H173V221L176 220ZM221 219H222V218H221ZM221 219H220V220H221ZM239 219H241V221H242V218H239ZM255 219H259L258 221L261 220V221H260L261 223L259 222V224H258V221H256V223H257L258 225L253 224V223H255ZM13 220H15L16 223H17L18 225L21 224V223H19L20 221L17 222V219L14 218ZM55 220H56V221H55ZM60 220H61V221H60ZM70 220H71V219H70ZM70 220H69V222H70ZM76 220H77V219H76ZM94 220H95V221H94ZM123 220H125V219H123ZM152 220H148V223H146L145 225L148 224V226H150L152 223L155 224L154 222H152ZM185 220H186V221H185ZM213 220H214V219H213ZM220 220H218V223H219ZM11 221H12V220H11ZM15 221H13V222H15ZM22 221H23V220H22ZM22 221H21V222H22ZM25 221H24V223H25ZM35 221H36V220H35ZM66 221H65V222H66ZM73 221H72V222H73ZM89 221H90V222H89ZM93 221H94V222H93ZM100 221H99V222H100ZM112 221L114 222L113 224H115V222H116L117 220H115V221L112 220ZM133 221H134V220H133ZM149 221H151V223H150ZM164 221H165V222H164ZM191 221H192V220H191ZM199 221H200V220H199ZM206 221H207V220H206ZM206 221H204V222H206ZM222 221H223V220H222ZM230 221L233 223V225H232V223H231ZM0 222H1V220H0ZM52 222H51V223H52ZM88 222H89V223H88ZM117 222H118V221H117ZM117 222H116V223H117ZM130 222H129V223H130ZM141 222H136V225H137L138 223L141 224ZM146 222H147V221H146ZM208 222H209V221H208ZM239 222H240V221H238V218H237V223H236V224H239ZM262 222H263V223H262ZM8 223H9V220H8ZM22 223H23V222H22ZM30 223H31V224H30ZM44 223H43V224H40V223H39V224H40L41 227H43V226L45 225ZM62 223H64V224H62ZM84 223H86V224H85L84 226H82V224H84ZM103 223H106V222L104 221ZM107 223H109V221H108ZM110 223H112V222H110ZM134 223H135V222L131 223V225H133ZM142 223H143V226H144L145 221L143 220ZM162 223H164V224L167 223V224H168V225L166 224V226H164L166 229H163V225H162ZM197 223H198V222H197ZM199 223H200V222H199ZM212 223H213V221H212ZM212 223H211V226L213 227ZM221 223H222L223 226L226 225V227H225V228H224L223 226L221 227ZM229 223H231V224H229ZM248 223H249V224H248ZM250 223H252V224H250ZM49 224H50V226H49ZM153 224L151 225V229L153 228V230H154L155 228L152 227ZM193 224H194V223H193ZM207 224H208V223H207ZM241 224H242V223H241ZM260 224H261V225H260ZM89 225H88V226H89ZM91 225H92V224H91ZM95 225H96V224H95ZM98 225H99V228H100V223L97 224L96 226H98ZM103 225H106V224H102V225H101L103 229H104V227H105V228L107 227L106 230L104 229L105 232H109V230H107L108 227H109L108 225L111 226L112 224H107V226H103ZM127 225H128V224H127ZM156 225H160V224L157 223ZM215 225H216V224H215ZM215 225H214V226H215ZM230 225L233 226V227L230 228V227H231ZM249 225H250V226H249ZM252 225H253V226H252ZM11 226H13V225L11 224ZM21 226H22V225H20V227H17V225H16L15 228L17 227V228H20V229H21ZM23 226H22L21 231L24 229ZM38 226H39V225H38ZM47 226H46V228H47ZM64 226H65V227H64ZM115 226H116V227H115ZM137 226H138V225H137ZM137 226H135V227H137ZM143 226H142V225H139V226H138V227L141 229V230H140V235H139V231H138V233H137L136 230H135L134 228L132 229V230H135V232H136V234H137V236H136L137 238H136V239H139L140 236H141V240H137V241H139L138 243H137V241H135V243H136L137 246H138V248L135 247L136 250H137V249H138V250L141 249V250H139L140 254L137 253L138 250H137V251L135 250L136 253H137V254L135 253V254H136V257H135L136 260H138V258L140 259V257H141V253H143V252H144V256H142V257H143L142 259L147 260V259L150 257V255H149V257H147V255H146L147 258H144V257H145V253L147 254V252H145V250L148 249V252H149V248L144 249V245H145V244H147V243H149V242L152 241V242H153V243H152L153 246H151V243H150L149 246H151V248L155 246V248H153L154 251L156 250L157 247L160 248V246H159V244H160V242H159L160 239H158L159 241L157 240V241H155V242H154L153 240H154L156 237H153L154 239H152V240H151V238L149 239V235H150V234H149V233H150L149 228H150V227H149V228L147 227L148 229L146 230V229H145L146 226H144L145 228H143ZM168 226H170V228H169ZM190 226H192V225H190ZM190 226H189V227H190ZM196 226H197V225H196ZM196 226H195V227H196ZM205 226H206V223H205ZM227 226H230V227H227ZM259 226H260V227H259ZM50 227H52V228L50 229ZM89 227H90V226H89ZM89 227H88V228H89ZM117 227H118L117 224H115L114 227L112 226V230H113L114 232H116V233L121 229V228L119 229V227H118V228H117ZM132 227H133V226H132ZM195 227H193V228H194L193 230H191L192 227H190V229H189L190 232H191L192 234H193V233L196 234V233H195V232H196ZM197 227H198V226H197ZM197 227H196V229H198ZM248 227H250V230H251V228L254 227V229H252V230H254V231H255V229H256V227H257V229H256L255 232H256V233H259L260 235L258 236L257 234H256V235H255V234H252L251 232L254 233V231H251V232H250V230H248ZM15 228H14V229H15ZM17 228H16V230H17L16 232L18 233V229H17ZM28 228H29V227H28ZM44 228H45V227H44ZM44 228H42V231H44V232H45L46 230L48 231V229L43 230ZM60 228H61V229L64 228L65 231H64L63 229H62V230H63V231H62ZM75 228L73 229L74 231L72 230L73 233H74L75 235L80 234V233H75V231H77V229L75 230ZM95 228H96V227H95ZM97 228H98V227H97ZM99 228H98V229H99ZM113 228L117 229V231H115V229H113ZM125 228H128V227H124V229H125ZM129 228H130V227H129ZM139 228H138V230H139ZM158 228H160V230H159ZM177 228H178V229H177ZM185 228H184V229H185ZM213 228H214V227H213ZM220 228H222V229L224 228V229H223L222 231H220V230H221ZM236 228H237V227H236ZM239 228H240V230H239ZM246 228H247V229H246ZM258 228H259V229H258ZM20 229H19V231H20ZM25 229H26V228H25ZM25 229H24V230H25ZM68 229H67V230H68ZM82 229H81V231H83ZM93 229H94V226H93V228H92V226H91V231H92ZM118 229H119V230H118ZM124 229H123V230H124ZM130 229H131V228H130ZM162 229H163V230H162ZM184 229H183V230H184ZM210 229H211V228H210ZM210 229H209V230H210ZM218 229L215 228V232H216ZM262 229H263V228H262ZM262 229H261V230H262ZM104 230H103V232H104ZM110 230H111V228H110ZM127 230H128V229H127ZM132 230H131V233L133 232ZM148 230H149V232H148ZM161 230H162V231L165 230V232L167 233V235H163L164 233H162ZM166 230H168V232H167ZM200 230H201V229L199 228L197 231L200 232ZM209 230H207V231H209ZM212 230H213V229H212ZM212 230H211V232H213ZM247 230H248V231H247ZM12 231H13V230H11V232H10L11 236L8 234L9 237H12V235H13L14 233L17 235L16 232H14V233L12 234ZM14 231H15V230H14ZM26 231H28V229H26ZM81 231H80V232H81ZM89 231H90V228H89ZM151 231H152V230H151ZM192 231H193V232H192ZM194 231H195V232H194ZM257 231H258V232H257ZM263 231H264V230H263ZM68 232H69V233H68ZM68 232H67L68 235H70L71 231H68ZM84 232H83V233H84ZM87 232H88V231H87ZM105 232H104V233H105ZM114 232H113V234H114ZM121 232H122V230H121ZM124 232H126V231H124ZM127 232H128V231H127ZM127 232H126V233H127ZM129 232H130V230H129ZM135 232H134V233H135ZM157 232L154 231L153 234H154V233H157ZM198 232H197V235H198L197 237H199V235H200V233H198ZM201 232H202V231H201ZM215 232H213L214 235H215ZM217 232H218V231H217ZM247 232H248V235H249V233H251V234L249 235L250 237H251V236L255 237L254 240H255L256 243H259L260 239H262L261 242H263V245H260V248H259V246H257V244H255V243L253 244V242H254V241H253V238L251 237V238H252V240H251V238L247 235ZM21 233L24 234V235L22 234L23 237H25L26 235L29 237V233L26 234L27 232H23V231H22ZM21 233H20L19 235H21ZM61 233H62V234L64 233V235L62 236ZM67 233H66V234H67ZM88 233H90V232H88ZM111 233H112V232H111ZM111 233H110V234H109V233H106L104 236H106L107 234L111 235ZM116 233H115V234H116ZM131 233H130V234H131ZM151 233H152V232H151ZM161 233H162V234H161ZM166 233H165V234H166ZM173 233H172V234L170 233V235H173L174 237H177V239H178L181 243H180L179 241H178V243H175V242H177L176 240L174 241L175 238L173 239L172 237H170V238L168 239V242L165 241V245H164V246H165V249H168V247H169V249H170V246H172L171 249H173V246H175V247L177 246L176 249H178V247H179L180 245H183V244H182V243H183V240L187 241V239H188V241H190V239L187 238V237H189V236H186V237H185V235L182 234L183 232H182V233L180 232V236L178 235L179 232H178L176 235H174ZM175 233H176V232H175ZM184 233H185V232H184ZM191 233H189V234L191 235ZM202 233H203V232H202ZM202 233H201V238H199V241H202V240L205 241L204 239H202ZM226 233L228 234V232H226ZM226 233L224 232V233H221V234H226ZM244 233H246V234H244ZM15 234H14V235H15ZM25 234H26V235H25ZM57 234H58V235H57ZM74 234H73V235H74ZM121 234H123V232H122ZM121 234H120V232H118V235H121ZM128 234H129V233H128ZM130 234H129V235H130ZM160 234H161V236H160ZM187 234H188V233H187ZM189 234H188V235H189ZM208 234H210V233H208ZM221 234H220V236H221ZM230 234L232 235L231 232H229V235H230ZM14 235H13V236H14ZM16 235H15V237H19V236H16ZM22 235H21V238L19 237L20 240H22V239L25 240L27 237L24 239V238L22 237ZM49 235H50V236H49ZM51 235H52L53 237H52ZM75 235H74V236H75ZM82 235H85V234H82ZM86 235H87V234H86ZM102 235H103V234H102ZM116 235H117V234H116ZM123 235H124V236L126 235L125 237H124V236L121 237V238H123V240L126 239V237H130V238L133 240V241L131 240L132 242H134V240H136V239H133V237L135 238V235L133 236V235L131 234L133 237H131V236L127 235V234H123ZM138 235H139V238H138ZM170 235H169V236H170ZM177 235H178L180 238L183 237V238H185V239L182 238V241H181V239H179ZM183 235H184V236H183ZM229 235H228V236H229ZM231 235H230V236H231ZM233 235H234V234H233ZM243 235H244V236H243ZM254 235H255V236H254ZM59 236H60V237H59ZM71 236H72V233H71ZM79 236H80V235H79ZM107 236H108V235H107ZM111 236H112V235H111ZM121 236H122V235H121ZM152 236H155V234L152 235ZM152 236H151V237H152ZM210 236H213V235L210 234V235H209V239H210ZM226 236H227V235H226ZM228 236H227V237H228ZM235 236H234V239H233L234 241L237 240V239L235 240ZM256 236H257V237H256ZM260 236H261V238H260ZM9 237H8V238H9ZM46 237H47V236H46ZM50 237H51V238H50ZM82 237H83V236H82ZM102 237H103V236H102ZM115 237L117 238V237H120V236H115ZM115 237H114V235H113V237H110L111 239H109V237H107V238L105 237V239H107V241H109V244H112V245H113V243H110V242H111V241L113 242V238H115ZM192 237H193V236H192ZM192 237H190V238H192ZM195 237H196V236H195ZM197 237H196L195 242L197 241ZM203 237H204V234H203ZM207 237H208V236H207ZM246 237H247V238H246ZM258 237H259V239H257ZM29 238H30V237H29ZM66 238H65V239L63 238L64 240H62V242H63V241L66 242V240H67ZM75 238H77V237L75 236ZM121 238H119V241H117V239H116V242H120V241L122 240ZM211 238H212V237H211ZM221 238H222V236H221ZM225 238H226V237H225ZM230 238H231V237H230ZM17 239H18V238H16V240H17ZM48 239H49V240H48ZM51 239H52V240H51ZM59 239H61V240L59 241ZM108 239H109V240H108ZM120 239H121V240H120ZM143 239H144V240H143ZM166 239H165V240H166ZM212 239H213V238H212ZM226 239H227V238H226ZM228 239H229V238H228ZM11 240H13V239H11ZM14 240H15V239H14ZM28 240H29V239H28ZM28 240H26V243H27ZM70 240H71V242H69ZM72 240H73V241H72ZM80 240H81V238H80ZM110 240H111V241H110ZM127 240H128V239H127ZM147 240H149V242H146V243H145V241H147ZM150 240H151V241H150ZM155 240H156V239H155ZM169 240H170L171 242H174L173 245H171V243H170ZM172 240H173V241H172ZM206 240H207V239H206ZM241 240H242V241H241ZM243 240H244V241H243ZM247 240H248V241H247ZM249 240H251V241H253V242H251V241H249ZM257 240H259V241H257ZM2 241H3V240H2ZM2 241H1V242H2ZM18 241H19V240H18ZM102 241H103V240H102ZM125 241H126V240H125ZM129 241H130V239L128 240V242H129ZM214 241H215V240H214ZM214 241H213V242L211 241V242L214 243ZM8 242H9V241L7 240V243H8ZM13 242H14L15 244L18 243V242H15V241H13ZM23 242H24V241H23ZM45 242H46V241H45ZM47 242L44 243V242L42 241V243L44 244V246L48 245ZM57 242H56L55 244H57ZM104 242H106V241H104ZM128 242H127V243L125 242V243H126L127 245H129ZM157 242H159V243H157ZM166 242H167V243H166ZM190 242H191V241H190ZM192 242H194V241H192ZM195 242H194V243H195ZM215 242H216V241H215ZM222 242H223V241H222ZM230 242H231V243H230ZM230 242L228 241V243H227V244H229V246L226 244L227 247H230V245L233 246L232 244H235V243H233V241H232L231 239H230ZM249 242H250V243H249ZM42 243H41V244H42ZM60 243H61V242H60ZM60 243H59V244H60ZM63 243H64V242H63ZM63 243L60 244L61 247H64L66 244H67V246H69V244H68L67 242L65 243L64 246H62ZM98 243H99V242H98ZM106 243H107V242H106ZM114 243H115V240H114ZM121 243H122V241H121ZM123 243H124V242H123ZM135 243H134V244L131 243L129 246H131L132 244H133L134 246H136ZM154 243H155V244H154ZM162 243H163V242H161V244H162ZM168 243H170V244H168ZM196 243H197V242H196ZM196 243H195V244H196ZM200 243L205 244V242H199V245H200V246H201ZM208 243H209V241H207V245H208V246H211V243H209V244H208ZM225 243H226V242H225ZM245 243L248 244V247L245 246ZM0 244H1V243H0ZM23 244H24V243H23ZM43 244H42V245H43ZM45 244H46V245H45ZM59 244H58V245H59ZM99 244H101V241H100ZM99 244H98V245H99ZM126 244H125V245H126ZM156 244H157L158 246H157ZM163 244H164V243H163ZM163 244H162V245H163ZM166 244H167L168 246H167ZM178 244H179V245H178ZM188 244H189V243H188ZM247 244H246V245H247ZM251 244H252V246H251ZM260 244H262V243H260ZM8 245H9L10 247L13 245V246H12L13 249H15V252L17 251V258H16V256L13 258L15 261L12 259V257L10 258V259L13 260V261L11 260V262H12V263L14 262L13 264H15V262H16L17 259H18L17 262H19V260L22 259V258H21V259L18 258V255L20 254V253H18V251H22V250H20L19 245H18V249H19V250L16 249V248H14L15 245H14L13 243H12V245H11V243H9ZM8 245H7V246H8ZM20 245H21V244H20ZM42 245H41V246H42ZM53 245H54V244H53ZM58 245H57V246H58ZM76 245H77V243H76ZM123 245H124V244H123ZM125 245H124V246H125ZM147 245H148V244H147ZM147 245H146V246H147ZM169 245H170V246H169ZM184 245H186V243H184ZM190 245H192V244L190 243ZM190 245H188L189 248H190ZM199 245H198V243H197V247H199ZM241 245H242V246H241ZM249 245H250V246H249ZM0 246H1V245H0ZM9 246L6 247V249H7V248H8V249H11V248H12V247L9 248ZM24 246H26V244H24ZM41 246H40V244H39V247H41ZM51 246H48V247H42L43 249H39V250H38V248H37V251H36L37 253L35 252V248H34V251H33V250H32V251H33L35 254L31 252L32 254L30 253V254H31L30 256L34 255V256H32V257L38 258L39 260H40V259L42 260V258H44V259H43V262H44V263L46 262V264H47V261L49 260V258H51V257L54 258V256H55V255L51 254L52 252H51L50 250L53 249ZM109 246H110V245H109ZM109 246H108V247H109ZM124 246H123V248H122V247H117V248H119V249L122 248V249H121L122 251H118V249H117V250L115 249V250L117 251V252L115 251L116 255H117L119 252H124V248H125V251L127 252L126 254H128V251L126 250V246H125V247H124ZM129 246H128V247H129ZM146 246H145V247H146ZM195 246H196V245H195ZM224 246H225V245H224ZM240 246H241V247H240ZM16 247H17V245H16ZM20 247H23V246H20ZM50 247H51V248H50ZM54 247H56V246H54ZM65 247H66V246H65ZM72 247H73V246H71V248H72ZM74 247H77V246H75V244H74ZM100 247H102V248L105 247V248H106V244H105V246H104V243H103ZM111 247H112V246H111ZM128 247H127V249H128ZM166 247H167V248H166ZM175 247H174V248H175ZM182 247H183V246H182ZM184 247H185V246H184ZM184 247H183V248H184ZM197 247H195V248H197ZM227 247H226V248H227ZM243 247H244V248H243ZM245 247H247V249H245ZM256 247H258V248H256ZM261 247H262V248H261ZM57 248H58L57 251H59V250L61 251V250H62V249L59 248V246H58ZM66 248H67V247H66ZM68 248H69V250H71L70 246H69ZM68 248H67V249H68ZM102 248H99V249H101L100 251H104V249L102 250ZM114 248H115V247H114ZM158 248H157V249H158ZM180 248H181V246L179 247V249H180ZM186 248H187V246H186ZM204 248H205V247H204ZM206 248H207V247H206ZM211 248L213 249L214 247L212 246ZM211 248H210V247L207 248V249L210 250V252L208 251V252L210 253L208 256L205 255V253H204L203 255H205L206 257H209V256L212 257L214 254L212 253V251H211L212 249H211ZM221 248H222V247H221ZM252 248H253V249H252ZM6 249H5V250H6ZM8 249H7L6 251H8ZM13 249H11L12 251H11V250L8 251V252L11 251L10 253H8V252H7V253L4 252V254L6 255V258H7L8 260H9V257H10L9 255L12 256L11 253H14V252H13ZM21 249H23V248H21ZM99 249H98V250H99ZM132 249H134V248H132ZM132 249H131V247H129V252H131ZM143 249H144V251H143ZM153 249H152V250H153ZM162 249H163V250H162ZM171 249H170V250H167V251L165 250V251H166V254H167V253L169 254V252L171 251ZM179 249H178L177 251H179ZM191 249H193V250L186 249V251H185L184 249H182V250L180 249L179 252H181V251H183V250H184L183 253H184V252H187V253L189 252V253H188L189 255H187V258H188V257L192 254V251L195 250V249H194V246L191 247ZM202 249H203V248H202ZM214 249H215V248H214ZM214 249H213V250H214ZM223 249H224V248H223ZM250 249H252V251H251ZM55 250H56V249H55ZM55 250H53V252H54ZM75 250H76V249L73 250V248H72V251H73V252H75ZM95 250H96V249H95ZM111 250H112V249H111ZM111 250H110V251H111ZM159 250H161V251L163 252V251H164V247H161V249H159ZM159 250H157V251H159ZM188 250H189V251H188ZM224 250H225V249H224ZM253 250L256 251L255 254H254V255L249 254V253H252ZM62 251H63V250H62ZM62 251L59 252L60 254H58V255L56 254V256H55L56 258H54L55 261H58V263H59L60 260L63 259V258H61V256H59V255H61ZM64 251H65V253H64ZM64 251H63L64 254H62V255H63V257H64V260H63V261H64L65 263H64V262H63V263H64V264H70V263L68 262L69 260L67 259V257H69L67 254L70 253V252L68 251V253L66 254V252H67L66 249H65ZM108 251H109V250H108ZM108 251H107V252H108ZM110 251H109V252H110ZM113 251H114V249H113ZM113 251H111V252H113ZM142 251H143V252H142ZM157 251H156V252H157ZM174 251H175V249L172 251L173 254L170 253V255H174ZM190 251H191V253H190ZM196 251H197V250H196ZM225 251H226V250H225ZM225 251H224V253H226ZM249 251H250V252H249ZM38 252H39V254H38ZM73 252H72V253H73ZM95 252L98 253L99 251H95ZM95 252H93V254H94ZM175 252H176V251H175ZM203 252H205V251L202 250L201 253H203ZM230 252L233 253V249H232ZM230 252H227V253H228L227 256L225 255L226 258H227V257H231V260H230L229 258H227V260H228V259L230 260V264H233V263L235 264V263H237L236 261L239 262V257L242 256L243 254H245V253H243V252L240 253V255L235 253V254H236L235 257H232V253H230ZM55 253H56V252H54V254H55ZM96 253H95V254H96ZM115 253H114L113 256H115ZM158 253H159V252H158ZM158 253H156V254H158ZM183 253H180V255L182 256ZM194 253L196 254V252H194ZM211 253H212V256H211ZM229 253H230L231 255H229ZM2 254H3V253H2ZM2 254H1V256H2ZM4 254H3V255H4ZM8 254H9V255H8ZM14 254H16V253H14ZM37 254H38L39 256H38ZM65 254L67 255V257L65 256ZM93 254H91V257H93V256L95 255V254H94V255H93ZM102 254H103V253H102ZM102 254H101V255H102ZM119 254H121V253H119ZM119 254H118V255H119ZM124 254H125V253H124ZM126 254H125V256L122 255V257L124 256L123 258L128 259V256H129V255H127V257H126ZM129 254H130V253H129ZM131 254H134V250L132 251ZM131 254H130V255H131ZM156 254H155L154 256L152 255L153 259H154V257L157 256ZM160 254L162 255V253H160ZM163 254H165V252H164ZM166 254H165V255H162V256H161V255H158V256L161 257V258L163 257L162 259H163V261H164V264H165V263H166V264H169L170 262H171V264H174V262L177 263V261H178L179 264H181V262L183 263V260H180L179 258H183L184 256L181 257L180 255H178V253H175V255H178V256H179V257H178L179 260H177V261H176V260H172V259H171V260H168V259L172 258V256H171L170 258H167V259L164 260V257H165V256H168V254H167V255H166ZM216 254H218V253H216ZM252 254H253V253H252ZM7 255H8L9 257H7ZM52 255H53V256H52ZM69 255H71V253H70ZM97 255H98V254H97ZM118 255H117V256H118ZM175 255H174V257H176ZM183 255H184V254H183ZM192 255H193V256H192ZM192 255H191L192 258H195V257L197 258L198 255L200 256V254H198V255L196 254L197 256L194 255V254H192ZM219 255H220V257L222 256V254H219ZM228 255H229V256H228ZM237 255H238V256H237ZM250 255H251V256H250ZM255 255H256V257H255ZM36 256H37V257H36ZM49 256H50V257H49ZM58 256H59V257H58ZM131 256H132V255H131ZM131 256H129L130 259H131ZM134 256H135V255H134ZM138 256H139V257H138ZM191 256L189 257V259H191V260L193 261V259L191 258ZM194 256H195V257H194ZM214 256H216V255H214ZM260 256H261V258H260ZM2 257H3V256H2ZM4 257H5V256H4ZM20 257H22V256L20 255ZM32 257H31V259H29L28 264H30V262L32 261V259H33ZM65 257H66V260H67L68 263L66 262ZM118 257H119L120 260H121V259L123 260V258L121 257V255H119ZM118 257H115V258L117 259ZM159 257H157V259H158ZM174 257H173V258H174ZM203 257H204V256H203ZM206 257H205V258H206ZM237 257H238V258H237ZM258 257H259L258 259H261V262H260V260H259L258 263H254V262L252 261V259H251L252 264H253V263H254V264H264V261H262V257L264 258V256H263V255H259ZM46 258H47V261H46ZM60 258H61V259H60ZM93 258H95V256H94ZM113 258H114V257H113ZM184 258H185V257H184ZM184 258H183V259H184ZM187 258H186V259H187ZM196 258L194 259L195 261H193V262H196V264H197V261H198V264H200V263H199V262H200V261H199L200 257L198 258V260H197ZM232 258H233V259H232ZM234 258H235V259H234ZM254 258H255V259H254ZM7 259H6V260H7ZM54 259H53L54 264H57V263H55ZM56 259H57V260H56ZM58 259H60V260H58ZM130 259H129V262L133 260V256H132V260H130ZM142 259H140V260H142ZM162 259H160L159 261H157L156 258H155V260L157 261V263L154 262V264H155V263H156V264H161L160 262L162 261ZM186 259H185V260H186ZM208 259H209V261H211L210 258H208ZM208 259L205 260V259L203 258V261H201V264H202V263L204 264V260L206 261V262H205L206 264H211L210 262H208ZM216 259H218V256H217ZM216 259H215V261H218V260H216ZM242 259H243V258H242ZM34 260H35V259H34ZM44 260H45V261H44ZM94 260H95V259H94ZM134 260H135V259H134ZM151 260H152V259H151ZM151 260H150V261H151ZM185 260H184V262H185ZM196 260H197V261H196ZM200 260H202V259H200ZM224 260H225V259H224ZM227 260H226V261H227ZM263 260H264V259H263ZM1 261H3V258L1 259ZM4 261H5V260H4ZM4 261H3L2 263H4ZM9 261H10V260H9ZM35 261H38V260H35ZM51 261H52V259H51ZM107 261H108V260H107ZM113 261H115V260H113ZM150 261H148V262L150 263ZM153 261H154V260H153ZM165 261H166V262H165ZM167 261H168V263H167ZM169 261H170V262H169ZM172 261H174V262L172 263ZM187 261H188V262H187ZM187 261H186V263H188V264H190V263H191V264H194V263L190 262V260H187ZM219 261H220V260H219ZM226 261H225V263H226ZM231 261H232V262H231ZM234 261H235V262H234ZM6 262H8V261H6ZM17 262H16V264H18ZM21 262H22V261H21ZM21 262H19V263L21 264ZM43 262H42V263H43ZM49 262H50V260H49ZM116 262H117V263H116ZM116 262H115V263L118 264V261H116ZM120 262H121V264H122L123 261H119V263H120ZM125 262H126V261H125ZM125 262H123V263H124V264H128L127 262H126V263H125ZM138 262H139V261H138ZM138 262H136V264H137ZM211 262H212V264H215V263H216V262H214V261H211ZM227 262H228V261H227ZM244 262H245V257H244ZM31 263H34V261L31 262ZM44 263H43V264H44ZM63 263L60 261V264H63ZM105 263H106V261H105ZM115 263H114V264H115ZM151 263H152V262H151ZM240 263H241V262H240ZM240 263H238V264H240ZM5 264H6V263H5ZM7 264H9V263H7ZM10 264H11V263H10ZM22 264H23V263H22ZM26 264H27V263H26ZM37 264H41V261H38ZM49 264H53V263H49ZM106 264H107V263H106ZM138 264H139V263H138ZM146 264H147V263H146ZM152 264H153V263H152ZM183 264H184V263H183ZM216 264H217V263H216ZM226 264H227V263H226ZM228 264H229V262H228ZM241 264H242V263H241ZM243 264H247V263H243Z\"/></svg>",
    "mask_w": 264,
    "mask_h": 264
}]
</instances>
